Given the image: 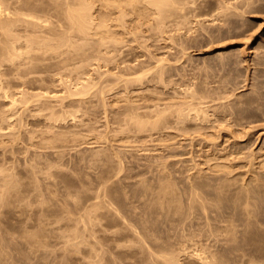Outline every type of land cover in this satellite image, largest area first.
<instances>
[{
    "label": "rangeland",
    "instance_id": "obj_1",
    "mask_svg": "<svg viewBox=\"0 0 264 264\" xmlns=\"http://www.w3.org/2000/svg\"><path fill=\"white\" fill-rule=\"evenodd\" d=\"M94 1V0H93ZM97 1V0H96ZM96 1H94L93 3L95 4L96 3V7L94 8L95 9V11H94V9H93V12H95V17L96 18H99L98 19V21L99 20H101L100 19V14H102L103 12H100L99 13V15L97 16V14H98V10L100 9V7H99V2H96ZM203 2L202 4V6H201V3H200V6L203 8L202 10V12H203V16L202 15H200V13H198L197 11H194L193 9V11H191V12H195V14H191L190 15V17L188 18V16L189 15H187V22H188V19L190 20L187 24H186V22L183 24V21H181V20H183V18L182 17H180L179 19H178V17H177V19H178V21L180 20L181 22H179V23H176V21H174V20H172V19H166L167 21H169V23H167V21H166V23L169 25L168 26V29H169V27H170V29L169 30H171V28H172V30L170 31V33H169V30H167V24L165 23V28H163L164 26H162V30H160V26L158 27L157 25H158V23H156V22H158V21H156L155 23L157 24V25H155V26H151V25H153L154 24V19L155 18H153V17H150L148 20H152V23H149V24H151V25H149V26H151V27H149L147 24V26H148V31H146L145 29L146 28H144V26H146V25H142V28L145 30H143V33L145 32V34H141V35H145L147 38H143V37H141V35H140V37L141 38H143V39H147L148 41H149V43L147 42V40H143V39H141V41L139 40V39H137V40H134L135 38H133V36L135 37V35H133V36H130L131 34H127V36L125 35V34H123L124 36V38L126 37V39H124L125 40V43L122 41L120 44H119V46L120 45H123L122 47H124L125 46V48H128V49H123L121 46H120V48H119V50L118 49H116L115 51L113 50V54L114 55H116V54H118L119 53V51H120V54H121V56L122 55H124V57H121L120 56V54H118V56L119 57H121V59L119 58V57H117V55H116V57H115V59L113 58V55H112V59H110L111 60V62H110V60L107 62V60L105 59H102V58H100L99 57V55L97 56V54H100L101 53V50H103L102 51V55H101V57H104L103 56V54L106 52L105 51V46L103 47V48H101V50H100V48H99V50L97 51V53L96 54H94V53H92V55H96L97 56V58H98V61H96L97 60V58H96V60H95V58H93V56L91 57V55H90V53L88 54V58L89 59H87V60H90V61H86V59H85V62H84V64H86L85 66L86 67H83V62L81 61L82 59H81V57L80 58H78L79 59V61H78V59L76 58L77 56L79 57V55L77 54L76 55V53H72L73 55H70V56H72V57H74V58H76V61L74 60L73 61V63H78V64H75V65H78V66H75L73 63V65L71 66V62L72 61H70V62H68V64L70 65H68V66H64V68H63V65L62 66H52V70L51 69H49V71H54L53 69L55 68L56 69V67L57 68H59L58 70H60V71H57L56 70V72H58L57 73V75H56V73H55V71H54V74H52L53 72H50L49 73V75L48 74H46L47 75V77H45V78H48V80H49V78H50V75H51V81L50 82H52V83H50L49 81H47V86L49 85V88H47V86L45 87V85H46V79H44L43 81H45V85L43 84V81H42V87H43V85H44V87L45 88H42V90L41 89H39V88H41L40 86L38 87V88H36L35 89V87H37V85H39L40 84V82L37 84H33V85H36V86H33V87H31V86H25V84H24V86L26 87V88H24V86H23V88L21 89V87L20 88H18L20 85H17V88L15 87V86H13V85H16V84H8V85H10V86H12L11 88H13L12 90H11V88L7 85V84H3V86H6V90L3 88V90H4V93H5V91H7V90H9L8 92L10 93V91L11 92H16V93H13V95H12V93H10V95H11V97L10 96H8V92H6V93H8V94H4V93H1V95H0V101H1V103H0V111H1V113H0V115L2 114V116H0V118L2 119L1 121H0V132H2L3 134H6V135H4L3 137H5V138H3L1 135L2 134H0V137H1V139H0V144H4V145H1L0 147V153L2 154V152H3V149L5 150L6 148L8 149V150H10V151H8V150H6V151H4L3 153L5 154H3V156H4V158L6 157V159L4 160V163L6 164V166H5V164L4 163H2L3 161V156L0 154V156L2 157V158H0V166L2 167L3 166V168H2V170H3V172L1 171V167H0V171H1V173H4V170H5V167L6 168H9L10 166H11V168H9V169H13L14 171H12V170H10V172H13V174H16L17 172L19 173V172H21V170H22V172L21 173H17L18 175H16L15 177H16V179H15V177L13 176V175H11V177H13L14 178V182H16V180H17V176H19V178L20 179H22V177L24 178V179H26L27 177H26V174H27V176H28V178L26 179V180H29V182L28 181H26V180H24V179H22V181H25L26 182V184H27V182H28V185H27V187H26V184L25 185H23L22 186V188L24 189V186L26 187L24 190H18L19 192L21 191L22 193H23V191L24 192H26V194L25 193H23V194H25L24 196L22 195V193L20 194L19 192H18V194L21 196H23V200L25 201V199L28 197L29 198V200H30V196H31V200L32 201H30L31 203H29V201H28V199L24 202V204H23V200L22 201H19V203L21 204V202H22V204L24 205H21V207L23 206L24 207V209H25V207L26 208H28L29 210H30V212L29 213H26V211L25 210H27L28 211V209H25V210H23V215L21 214V212L20 213H18V211L19 210H16L17 212H15L14 213V211L13 210H11V211H13V213L11 214V212H9L8 210H6L8 207L11 209V207L13 208H16L15 206H16V204L18 203V202H16V204H15V202L13 203V198L15 199V200H17V198L19 197L18 195H16V193L17 192H14L15 194V196L17 197H15V196H13V198L11 197L10 199H12L13 201H11L12 202V204H15V205H12L11 207L10 206H8V205H6V206H8L7 208H4L5 206H3V204L5 205L6 203H4V201L3 202H0V203H2V207H1V210L2 209H5L6 211V213H10V215H5L3 212L2 213H0L1 215L0 216H2V217H0V220H4V218L3 217H5L6 216V218L8 217V216H10V219H12L11 217L12 216H16V217H14V219L16 218L17 220H19L20 221V218H21V222L22 221H24L25 219L23 218L24 217V215H25V217H26V214H28V215H31V216H28V217H31V218H28L27 217V219H26V222L27 223H29V222H33V218H35L36 220L35 221H37V219L39 220V217H40V213H45V211H46V213H48V215L46 214H41V217L44 219V215H45V219H47L48 220V217L49 218H51L50 220L51 221H53V217H52V215H51V213L52 212H54L55 210L56 211H59V213L57 212V216H59V215H61V213L63 214V215H61L60 217H56V219L58 218V219H64V220H66V219H71V220H73L74 222L76 221V222H78V223H75V228H74V225L72 226L74 229H76V227L79 229V227H81L78 231L81 233V236H79L80 238L81 237H83V239H81V240H79L78 238V242H80V241H82V240H84V234L86 235V237L88 236V234H87V230H86V228L88 229H90V224H92L89 220H87V215H89L90 214V204H88V203H91L92 204V200L94 199L93 197H95L96 196V198L97 199H99V198H101V199H99V201L100 202H105L106 200H107V198L109 199V197L110 196H108L110 193H112L111 195H112V197H110V198H112L111 200H113V202L111 201L110 202V199L108 200L109 202H107L106 201V205H107V207L109 206V204L110 203H112V205H110L109 207H112V208H115V209H112L111 210V212L115 215V212H117L118 213V218H117V216H116V220L114 219L115 218V216L114 217H112V216H110L109 217V215H108V218H110V219H108L107 217V219H105L104 220V218H103V220H101V218H100V223H101V225H100V223H97V225L99 224L100 226H102V227H104V226H106V227H109L110 225H113V226H110L111 227V229H109V228H106V229H104V231L105 232H101V234H100V236H101V239H102V244H103V241H105V240H107V241H105L104 243L105 244H103V246L104 245H106V243L108 242H110V240H111V238H108L109 237V233H106V230L108 231V230H115V227H116V225H117V220H119V226L117 225V227H122L123 225H122V220L120 221V219H123V218H125V220L128 222V224L126 225L125 224V226H128V225H130L129 223H135L134 225H137V223H140L141 222V220L143 219L144 221H145V217H148L149 215H151V214H149L148 212H145V210L147 211V210H149L150 209V207L151 208H153L154 209V205H152L151 206V204H153L152 202H153V199L155 200L156 198H158V200H160V197H161V195H162V193L165 191V189L167 188V189H169L168 187H170L171 185V187L172 188H175L176 187V185H177V189L175 188L174 190L175 191H177L176 193H175V191L173 190V192H174V194H179L178 195V198H179V196H181V197H183L184 198V195H186V194H188V196L190 197V195H189V193L187 192V191H189V190H191V189H188L187 191H186V189L187 188H190V187H188L189 185H188V183L190 184L191 183V181L190 180H192L193 182H194V178H195V176H196V174H197V170L199 169V168H197L196 169V166H199L200 167V164L202 163H204V161L206 160V153H208L207 151H213V150H211L210 148H209V150H207L208 148V146H209V144H212V145H210V146H214L213 144H215V145H217L218 144V142H219V144H220V147L219 148H221V146L223 145V143H224V145L223 146H225V147H232V148H234L233 146L235 145L234 143H236L238 140V145L240 146L242 143H245L244 145H245V153H246V155H249L250 154V152H252L251 150H253L254 152L256 151V153L255 154H257V156L260 154L261 155V153L263 152H261L260 153V148H264V146L262 147V143H264V98H262V97H264V10L263 11H261L262 9H264V0H262V1H256V2H258L259 4H257V3H255L254 2V0H253V2L256 4L255 6H254V8L255 7H257L258 9L256 10H254L253 9V11H251V8H250V10H249V5H248V9L246 10V8H245V6H247V4H248V1L247 2H244V0H239L238 2H240L239 4L240 5H238L237 4V0H227L228 1V3H227V1L226 0H221V1H225V3H227V4H225L226 6V8H227V5H229L228 7H230V6H232L231 8V10H229L228 8V10L230 11H228L229 12V14L227 13V12H225V14H227V16L228 17H230V15H231V17L228 19V17L227 16H225L224 15V7H222L221 5L223 4V3H221V1H219V0H208V2H207V0H199V2ZM218 1V2H217ZM241 1H243L244 3H247V4H245L244 5V3H242ZM251 1V0H250ZM199 2H198V0L196 1V2H193V3H196V4H198V8H196V10L198 9L199 11L201 10V7L199 6ZM236 2V3H235ZM252 2V1H251ZM250 2V4H252ZM204 3H207V4H204ZM213 3H215L214 4V7L211 5V4H213ZM229 3H231V4H229ZM190 4H192V2L190 3ZM189 4V5H190ZM210 4V5H209ZM217 4V5H216ZM241 4H243L244 6H242ZM101 5V4H100ZM195 5V4H194ZM194 5H191L192 7H197V6H194ZM205 5H207V9H209V10H206L205 9ZM209 5V6H208ZM224 5V4H223ZM234 5H238L237 6V8L236 7H234ZM259 5H261V6H259ZM263 5V6H262ZM216 6H217V8H216ZM243 8H242V7ZM251 6V5H250ZM259 6V7H258ZM93 7H94V5H93ZM199 7H200V9H199ZM218 7H220V8H218ZM222 7V8H221ZM241 7V8H240ZM263 7V8H262ZM225 8V9H226ZM236 8V9H235ZM245 8V9H244ZM205 9V10H204ZM216 9V10H215ZM223 12L222 14H223V17H222V14H220V10ZM234 9V10H233ZM241 9L243 10L242 12H241ZM102 10V8L100 9V11ZM212 10V11H211ZM251 12H249V11ZM207 11H209V13L207 12ZM231 11H234V12H231ZM238 11V12H237ZM246 11V12H245ZM261 11V12H260ZM116 13L118 12V11H115ZM190 12V13H191ZM201 12V11H200ZM205 12V13H204ZM216 12V13H215ZM239 12H241V14L240 15H237V14H239ZM255 12V13H254ZM257 12V13H256ZM199 15H198V14ZM208 15H207V14ZM213 13H215V14H213ZM253 13V14H252ZM113 14H115V13H112V16L113 17H111V15H109L110 17L109 18H114V19H116L115 17H117V15H113ZM197 14V15H196ZM202 14V13H201ZM213 15V17H212V15ZM219 14H220V17H219ZM251 14V15H250ZM257 14V15H256ZM258 14H261V15H258ZM40 15H41V13H40ZM129 15H131V14H129ZM128 15V18H130V16ZM215 15V16H214ZM217 15V16H216ZM243 15V17H241ZM43 16H45V15H42L41 17H43ZM101 16H104V15H101ZM191 16H194V17H191ZM195 16H196V18H197V16H198V18H201L200 20L197 18V19H195ZM200 16H202V17H200ZM210 16V17H209ZM235 16V17H234ZM46 17V16H45ZM209 17V18H208ZM222 17V18H221ZM236 17H239V18H236ZM44 18V17H43ZM47 18V17H46ZM152 18V19H151ZM176 18V17H175ZM174 18V19H175ZM194 18V19H193ZM208 18V19H207ZM216 18V19H215ZM219 18V19H218ZM227 18V19H226ZM232 18L235 20V19H239L238 21H242V23L240 22H238V21H236L235 20V22H237V23H235L234 22V20L232 21ZM244 19V22L246 21H250V23H247V24H252L251 26L252 27H250V25H249V28H248V25L246 24V22L244 23L243 22V20H241V19ZM45 19V18H44ZM206 19V20H205ZM222 20V22H221V20ZM224 19V20H223ZM226 19V20H225ZM246 19H248V20H246ZM111 20V19H110ZM147 20V23L149 22ZM157 20V19H156ZM203 20V21H202ZM213 21V23H216V24H212V21ZM253 20V21H252ZM175 23H174V22ZM193 21V22H192ZM201 21H202V23H201ZM208 21V22H207ZM210 21H211V23H210ZM218 21H220V23L218 22ZM224 21L226 22H229L230 24H228V27L226 26L227 25V22L225 23V25H224ZM165 22V21H164ZM192 22V23H191ZM197 22V23H196ZM200 22V23H199ZM252 22V23H251ZM257 22V23H256ZM260 24H259V23ZM144 23H146V21L144 22ZM171 23H172V25H171ZM218 23H219V25H218ZM221 23H222V25H221ZM231 23L233 24H235V26H233V29H235V30H233L232 29V27H231ZM131 25H132V23H130ZM176 24H178V25H176ZM182 24H183V26H182ZM186 24V26L187 27H185L184 25ZM194 24H196L195 26H193ZM209 24V25H208ZM244 24V25H243ZM256 24V25H255ZM164 25V24H163ZM188 25H190L191 26V28H190V26H188ZM202 25L204 26V27H202ZM206 25V26H205ZM217 25V26H216ZM220 25H221V27H220ZM247 25V26H246ZM176 26V27H175ZM181 26V27H180ZM208 26H210V27H212V28H210V27H208ZM214 26V27H213ZM218 26H219V28H218ZM222 26H223V28H222ZM226 26V27H225ZM241 26H245V27H247V28H243V27H241ZM255 26H256V30H254L253 31V27L255 28ZM258 26V27H257ZM156 27V28H155ZM192 27H194V28H192ZM198 27V28H197ZM205 28L206 30H204V29H202V28ZM207 27V28H206ZM230 27H231V30H230ZM235 27V28H234ZM238 27H239V29H238ZM240 27H241V31H240ZM151 28H152V30H151ZM158 28H159V30H158ZM178 28V29H177ZM180 28H181V30H180ZM197 28V30H195ZM210 28V29H209ZM215 28V29H214ZM227 28H229V30L227 29ZM259 28V29H258ZM155 29H156V31L158 30L159 31V33H158V31L157 32H155ZM165 29V30H164ZM175 29V30H174ZM177 29V30H176ZM201 31H200V30ZM211 30V31H209V30ZM212 29H213V31H212ZM216 29H218V31L219 32H223V33H225V35L224 34H221V33H219ZM228 31H227V30ZM246 29V30H245ZM249 29V30H248ZM164 30V31H163ZM186 30H190V31H186ZM192 30V31H191ZM222 30H224V31H222ZM239 32H238V31ZM252 32H255V33H252ZM150 31V32H149ZM152 31V32H151ZM161 31H163V32H161ZM179 31H181V32H179ZM183 31H184V33H183ZM205 31H208L209 33H211V35L209 34V33H207V32H204ZM215 31H216V33H215ZM226 31V32H225ZM229 31H234V34H233V32L232 33H230ZM243 31V32H242ZM245 31H247V32H245ZM257 31V32H256ZM147 32V33H146ZM149 32V33H148ZM154 32V33H153ZM160 32H161V34H160ZM187 32V33H186ZM194 32V33H193ZM196 32V33H195ZM201 32H203L202 34L199 33ZM213 32V33H212ZM242 32V33H241ZM252 34V36L249 34ZM156 33V34H155ZM162 33H163V35H162ZM169 33V34H168ZM178 33V34H177ZM182 33V34H181ZM237 33V34H236ZM239 33V34H238ZM151 34H153V35H151ZM173 35V39L171 40V37H172V35ZM185 34V36H181V35H184ZM193 34V35H192ZM194 34H195V36H199V37H195L194 36ZM209 34V35H208ZM216 34H219V35H217L216 36ZM228 34V35H227ZM244 34L246 35V36H244ZM154 35H155V37H154ZM157 35H159V36H157ZM167 35V36H166ZM179 37V38H177L178 39V41H183V40H185L184 42H185V44H184V46L182 45L184 42H178L177 41V39H175L176 37ZM179 35V36H178ZM189 35V36H188ZM204 35V36H203ZM220 35H221V37H223V39L220 37ZM239 35H241V36H239ZM97 36V35H96ZM144 36V37H145ZM152 38H151V37ZM171 36V37H170ZM194 36V37H193ZM203 36V37H202ZM207 36V37H206ZM210 36H212L211 38H210ZM213 36H215V37H213ZM234 37V39H235V41L234 40H232L233 39V37ZM238 36V37H237ZM244 36V37H243ZM250 36V37H249ZM95 37V36H94ZM131 39H130V38ZM163 37V38H162ZM175 37V38H174ZM181 37H183V38H181ZM185 37V38H184ZM186 37H187V39H186ZM192 37V38H191ZM218 38L217 40L218 41H220V42H215L216 41V39L215 38ZM226 37V38H225ZM230 37V38H229ZM242 37V38H241ZM248 37L250 38V39H248ZM78 38V37H77ZM84 38L85 37H83V38H81V36H80V38H78L77 39V41H75V42H79L80 41V43L81 44H83V40H84ZM96 38V37H95ZM129 38V40L128 41H126L127 39ZM154 38V39H153ZM158 38V39H157ZM160 38V39H159ZM168 38H170V40L168 41ZM191 38V39H190ZM198 39V40H196V39ZM203 39V40H205L204 42H203V45L201 44L202 43V41L203 40H201V39ZM206 38H207V40H208V43H207V40H206ZM210 38V39H209ZM224 38L225 39H229L228 40V42H227V40H225V41H223L224 40ZM232 38V39H231ZM243 38H247L246 39V41L243 39ZM252 38V39H251ZM75 39H76V37H75ZM133 39V40H132ZM150 39V40H149ZM152 39V40H151ZM175 39V40H174ZM181 39H183V40H181ZM194 39V40H193ZM143 40V41H142ZM162 40H163V42H162ZM187 40V41H186ZM189 40V41H188ZM192 40V41H191ZM209 40L211 41V42H209ZM215 40V41H214ZM223 42H222V41ZM239 40V41H238ZM242 40V41H241ZM248 40H250V41H248ZM85 41H86V39L84 40V43H85ZM131 41H133V42H131ZM134 41H135V43H134ZM136 41H140L141 43L142 42H144L143 44H140L139 42H136ZM155 41V42H154ZM157 41V42H156ZM172 43H171V42ZM176 42V43H173V42ZM196 41H198V42H196ZM231 41V42H230ZM234 41V42H233ZM238 41V42H237ZM131 42V43H130ZM147 42V43H146ZM187 42V43H186ZM196 42V44H194ZM214 42V43H213ZM226 42V43H225ZM260 42V43H259ZM133 43V44H132ZM138 43V44H137ZM147 45H146V44ZM207 44V46H208V48H207V46H206V44ZM211 43H213V44H211ZM225 43V44H224ZM245 45H244V44ZM76 44V43H75ZM164 44V45H163ZM174 44H175V47H174ZM188 44H190V45H188ZM199 46H202V47H198V45ZM205 44V45H204ZM211 44V45H210ZM219 44H220V46H219ZM223 44V45H222ZM77 45H80L79 43L77 44ZM139 45V46H138ZM143 45H145V47H147V48H144L145 50H143ZM150 45V46H149ZM176 45H179V47L178 46H176ZM188 45V46H187ZM193 45H195V47L193 46ZM197 45V46H196ZM217 45V46H216ZM126 46H128V47H126ZM131 46H132V48H131ZM137 46V47H136ZM155 46V47H154ZM159 46V47H158ZM169 46H171V47H169ZM181 46H183V47H181ZM187 46V48L190 46L192 49H190V47L186 50L185 49V47ZM212 46V47H211ZM214 46V47H213ZM241 46H243V47H241ZM140 47H142V48H140ZM153 47V48H152ZM177 47V48H176ZM210 47V48H209ZM234 47H236V48H234ZM241 47V48H240ZM123 49V51H124V53H122V49ZM134 48H136L137 50H135ZM149 48V53H148V51L146 50V49H148ZM162 48V49H161ZM171 48H172V50H171ZM173 48H175V49H177V51L175 50V49H173ZM178 48H180V49H178ZM183 48H184V50H183ZM205 48V49H204ZM219 48V49H218ZM223 48V49H222ZM80 49L81 48H79V50L77 51V53H79V51H80ZM91 49V48H90ZM96 48H94V50L93 51H96L95 50ZM170 49V50H169ZM200 49V50H199ZM232 49V50H231ZM240 49V50H239ZM244 51V53H243V51ZM246 49V50H245ZM248 49V50H247ZM261 49V50H260ZM76 50H77V48H76ZM75 50V51H76ZM92 50V49H91ZM90 50V51H91ZM127 50H129V51H127ZM142 50V51H141ZM152 50V51H151ZM174 50V51H173ZM211 50V51H210ZM219 50V51H218ZM236 50H237V53L239 54L240 53V51H241V53H240V57L238 56V54L236 53ZM255 50H256V54H255ZM74 51V50H73ZM87 51H88V49H87ZM126 51H127V53H126ZM134 51H135V53H134ZM172 51H173V53H172ZM175 51H176V53H175ZM205 51H206V53H205ZM227 51H228V53H227ZM230 51H231V53H230ZM129 53V54H128ZM133 53V54H132ZM139 53V54H138ZM143 53V54H142ZM146 53V54H145ZM154 53L155 55H153V58L151 57V55ZM171 53V54H170ZM179 53V54H178ZM181 53V54H180ZM183 53V54H182ZM186 53V54H185ZM214 53H216V55L214 54ZM218 53V54H217ZM227 53V54H226ZM261 55V56H259V54ZM130 54H132V55H130ZM137 56H136V55ZM145 54V55H144ZM169 54V55H168ZM175 54V55H174ZM189 54H191V56L189 55ZM220 54V55H219ZM224 54H225V56H224ZM233 54V55H232ZM65 55V54H64ZM90 55V56H89ZM127 55V56H126ZM130 57H129V56ZM148 55V56H147ZM158 55V56H157ZM166 55V56H165ZM167 55H168V57H167ZM171 55H173L174 57H176V58H173ZM179 55L182 57H179ZM185 57H187L188 59H190V60H186V58H183L184 56ZM188 55H189V57H188ZM214 55V56H213ZM231 55V56H230ZM67 56V54L64 56V57H66ZM148 58H147V57ZM194 56V57H193ZM197 56V57H196ZM216 56V57H215ZM221 56V58L219 59V57ZM227 56V57H226ZM239 58H237V57ZM243 56V57H242ZM255 56V57H254ZM85 57V56H84ZM138 57V58H137ZM164 57V58H163ZM165 57H166V59H165ZM169 57L171 58L170 60H169ZM178 57V58H177ZM196 57V58H195ZM200 57V58H199ZM205 57V58H204ZM215 57V58H214ZM230 57V58H229ZM232 57V58H231ZM245 57V58H244ZM253 57V58H252ZM63 58V57H62ZM83 58V57H82ZM93 60H95V61H93ZM100 58V59H99ZM126 58V59H125ZM137 58V59H136ZM156 58H159V60L160 61H158V60H155ZM168 58V59H167ZM193 58H194V61H193ZM223 58V59H222ZM224 58H227L228 59V62H227V59H225L224 60ZM237 58V59H236ZM260 58V59H259ZM262 58V59H261ZM118 59V60H117ZM119 59H120V61H119ZM123 59H125V61L123 60ZM141 59H143V60H141ZM146 61H145V60ZM154 61H153V60ZM164 59V60H163ZM199 61H198V60ZM236 59V60H235ZM241 59V60H240ZM259 59V60H258ZM53 60V59H52ZM51 60V61H52ZM57 60V59H56ZM71 60H72V58H71ZM99 60H101V62L99 61ZM167 60V61H166ZM187 61V62H185V61ZM213 60V61H212ZM221 60V61H220ZM223 60V61H222ZM238 60H240V61H238ZM54 61V62H53ZM52 62L53 63H55V59L53 60ZM84 61V60H83ZM142 63H141V62ZM145 61V62H144ZM164 61V62H163ZM189 61V62H188ZM201 61V62H200ZM215 61V62H214ZM219 61L221 62V63H219ZM244 61V62H243ZM246 61V62H245ZM257 61H259V62H257ZM52 62H50L49 60H48V62L47 63H51L52 64ZM57 62H58V60H57ZM82 62V63H81ZM88 62H92L91 64L90 63H88ZM95 64H94V63ZM97 62V63H96ZM110 62V63H109ZM115 62L117 63V64H115ZM121 62H123V64L121 63ZM126 62H128V63H126ZM136 62H139V63H141L143 66H141V64H136ZM153 63V64H151V63ZM162 63V64H164V66H162V64L161 65H159V63ZM167 62V64H165ZM169 62V63H168ZM208 62V63H207ZM210 62V63H209ZM225 62V63H224ZM237 62V63H236ZM238 62L240 63V64H238ZM241 62L243 63V65L241 64ZM248 62V63H247ZM252 62V63H251ZM88 63V64H87ZM101 63V64H100ZM105 63H108V64H105ZM114 63V64H113ZM145 63V64H144ZM147 63V64H146ZM154 63L156 64V65H154ZM172 63H173V65H172ZM193 65H192V64ZM205 63V64H204ZM223 63V64H222ZM226 63H229L230 65H228V64H226ZM79 64H81L82 65V67L81 68H84L83 70L82 69H80L79 67L81 66H79ZM90 64V66H88ZM103 64V65H102ZM105 64V65H104ZM129 64V65H128ZM149 64H151L152 65V67H150L149 66ZM168 64H169V66H168ZM178 64V65H177ZM208 64V65H207ZM228 65V66H226V65ZM231 64H232V66H231ZM233 64H236L237 66L235 67V65H234V68H233ZM246 64L247 65H249V66H246ZM67 65V64H66ZM93 67H92V66ZM100 65H102V66H100ZM108 65V66H107ZM112 65H113V68L115 67V69L113 70V68H112ZM119 65V66H118ZM124 65V66H123ZM136 65V66H135ZM139 65H140V69H138V67H139ZM148 65V66H147ZM154 65V66H153ZM158 65V69H161L160 71H163L164 69H169L168 71H167V69H166V71L164 70V73L162 72H160V71H158V69H157V66ZM167 67H166V66ZM170 65H171V67H170ZM183 66V68H182V66ZM188 65V66H187ZM206 65V66H205ZM211 65V66H210ZM212 65L214 66V67H212ZM215 65H216V68H215ZM218 65H220V66H218ZM223 67H222V66ZM121 66H123V67H121ZM128 66V67H127ZM160 66H162V67H160ZM172 66L174 67V69L172 68ZM193 66H195V67H193ZM241 66V67H240ZM54 67V68H53ZM63 68V69H61V68ZM71 67V68H70ZM78 67V68H77ZM90 67V68H89ZM95 67V68H94ZM106 67V68H105ZM117 67V68H116ZM119 67H121V68H119ZM124 67H127V68H129V69H127V68H124ZM143 67V68H142ZM144 67H147V69H146V73H145V68ZM156 67V68H155ZM175 67H178V68H175ZM184 67H186L185 68V70H187V67H188V70L187 71H185L184 70ZM193 67V69H192V71H190L191 70V68ZM204 67H206V68H204ZM207 67H209L211 70L209 71V69L207 68ZM219 67V68H218ZM227 67V68H226ZM240 67V68H239ZM262 67V68H261ZM75 68V69H74ZM111 68V69H110ZM131 68V69H130ZM135 68H136V70H135ZM164 68V69H163ZM182 70H180V69ZM189 68H190V70H189ZM198 70H197V69ZM202 68H204L203 70H205L206 69V71L204 72V71H202V69L200 70V69ZM219 69V71L217 72L216 70L215 71H212V70H214V69ZM226 69V73H225V70H222V69ZM228 68H229V71H228ZM245 68V69H244ZM67 69V70H66ZM76 70V72H74V71H69V70ZM81 70V71H79V70ZM87 69V70H86ZM103 69V70H102ZM121 69H125V70H121ZM143 69V70H142ZM152 69V70H151ZM154 69V70H153ZM157 69V70H156ZM172 69V70H171ZM175 69H177L176 71L177 72H175L174 73V71H175ZM233 69V70H232ZM237 69H239V70H237ZM64 70V71H63ZM88 70H90V71H88ZM94 70H95V73H93L94 72ZM107 70H109V72L107 71ZM129 70H131L128 74H127V72ZM139 70V71H138ZM144 71V73H142V71ZM180 70V71H179ZM197 70V71H196ZM234 71V70H236L237 71V73H235L234 72V74L235 75H233V72L232 71ZM244 70V71H243ZM48 70H46V71H44L43 73H45V72H47ZM48 71V72H49ZM63 71V72H62ZM66 71H68L67 73L69 74H66L65 72ZM84 72V74H83V72ZM86 71V72H85ZM96 71H97V73H96ZM101 71V72H100ZM104 71V73H105V76H104V73H102ZM122 71H127L125 74H124V72H122ZM171 71V72H170ZM172 71H173V73H172ZM179 71V72H178ZM188 71H190L189 73H188ZM199 71H200V74H202L203 72V74L202 75H199ZM263 71V72H262ZM47 72V73H48ZM61 72V73H60ZM70 72H72L73 74H71V76H70ZM81 72V73H80ZM87 72H89V73H87ZM101 73V76H100V73ZM120 72H122V73H120ZM133 72H135V73H133ZM141 72V73H140ZM155 72V73H154ZM158 72H160V73H158ZM167 72V73H166ZM168 72H169V75L171 76L170 78L172 79H170L169 77H168ZM185 72V73H184ZM186 72H187V74H186ZM192 72H193V74H192ZM194 72L195 73H197V74H194ZM214 72H216L215 74H214ZM223 72V74H221ZM230 72H231V75H230ZM240 72V73H239ZM243 73V76H242V73ZM42 73V75H45V74H43ZM63 73H65V74H63ZM99 73V74H98ZM109 73V74H108ZM112 73H115V74H117V75H122V74H124L123 75V77H133V76H136V75H140L141 74V76H142V74H143V77H142V79L144 80L143 82L141 81V79L140 80H138L139 82H136L134 85L132 84H130V86H131V88H130V86H128L127 88L129 89V90H127V88H126V83L124 84V83H122L121 85H120V82H116V80H115V82H110L111 80H109V81H107L106 79H109V78H106V76H107V74H108V76L107 77H109V75L110 74H112ZM149 73V74H148ZM153 73V74H152ZM171 73V74H170ZM178 73V74H177ZM209 73V74H208ZM212 73V74H211ZM217 73H219L220 75H218ZM245 73H247V74H245ZM58 74H59V76H58ZM86 74H88V75H86ZM96 74V75H95ZM127 74V75H126ZM132 74V75H131ZM147 75V80H149L150 81V83L146 80V77H145V75ZM150 74H152V75H150ZM155 74H156V77H155ZM160 74V75H159ZM162 74V75H161ZM164 74V75H163ZM166 74H167V76H166ZM188 75V76H186V75ZM206 74H208L207 76H206ZM216 74H217V78H219V79H216ZM226 76H225V75ZM258 74V75H257ZM263 74V75H262ZM61 75V76H60ZM77 76V80H76V76ZM83 75V76H82ZM86 75V76H85ZM98 75L100 76V78L102 79V80H100V78L98 77ZM126 75V76H125ZM157 75H159V78L157 77ZM172 75H175V76H173L172 77ZM194 75V76H193ZM197 77H196V76ZM205 75V76H204ZM212 77H210V76ZM212 75H214V77L212 76ZM230 75V76H229ZM237 75V76H236ZM240 75V76H239ZM55 76V77H54ZM58 76V77H57ZM66 76V77H65ZM68 76V77H67ZM82 76V77H81ZM87 76H89V77H87ZM97 76V77H96ZM102 76H103V78H102ZM149 76H151V77H149ZM192 76H193V78H192ZM200 76V77H199ZM224 76H225V78H224ZM228 76V77H227ZM236 76V77H235ZM7 76H4L3 77V79L5 78V80H8L7 78H9V76L6 78ZM52 77H53V79H52ZM80 77V78H79ZM95 77V78H94ZM105 77V78H104ZM163 77V79L165 80V79H167V77H168V79L167 80H165L166 82H164V80L162 81L160 78H162ZM184 78V80H183V78ZM191 79H190V78ZM194 77H196V78H194ZM202 77H204V78H202ZM221 77H223V78H221ZM236 78V80H235V78ZM247 77V78H246ZM259 77V78H258ZM262 77V78H261ZM57 78V79H56ZM72 78V79H71ZM83 78V79H82ZM86 78V79H85ZM89 80H88V79ZM91 78H92V81H91ZM111 78H116V76L115 77H112V75H111ZM149 78V79H148ZM158 78V79H157ZM174 78V79H173ZM229 78H231V81H230V79H229V81H228V79ZM237 78H242L241 79V81H243L244 82V80H245V82L243 83V82H241V81H239L240 79H237ZM244 78V79H243ZM248 78H249V80H248ZM56 79V80H55ZM112 79V80H113ZM151 79H153V82H151L152 80ZM159 79H160V81H161V83H159L160 81H159ZM198 79V80H197ZM203 79V81H201V80ZM206 79H207V82H205L206 81ZM209 79H211V80H209ZM214 79V80H213ZM216 79V80H215ZM235 81V82H237V80L239 81V82H237V84L233 81V80ZM4 80V81H5ZM53 80V81H52ZM62 81V82H60V81ZM63 80H65V81H63ZM69 80H70V82H69ZM73 82H72V81ZM107 82H106V81ZM145 80H146V82H147V84L146 83H144L145 82ZM155 80H157V82L155 81ZM175 80H177V81H175ZM190 80V81H189ZM196 82L195 84H194V82ZM213 80V81H212ZM221 80H223V81H221ZM227 80V81H226ZM56 81V82H55ZM69 82V83H67V82ZM86 81V82H85ZM88 81V82H87ZM95 81V82H94ZM101 82L102 84H104V85H106L105 87H104V85L102 86V84L100 83L99 85L98 84H94V83H98V82ZM102 81H104V82H102ZM140 81H141V83H140ZM172 81L174 82V84L172 83ZM186 81H188V82H190L189 83V85H188V83L186 82ZM210 81V82H209ZM214 81H216V82H214ZM219 81V82H218ZM246 81H247V83H246ZM7 82V81H6ZM6 82H4V83H6ZM67 84V86L65 85V83ZM75 82V83H74ZM82 82V83H81ZM93 82V83H92ZM121 82H124V81H121ZM169 82H170V84H169ZM178 82V83H177ZM184 82H186V84L184 83ZM198 82V83H197ZM201 82V84H199ZM202 82H204L205 84H207V85H205L204 83H202ZM208 82L210 83L209 85H208ZM214 82V83H213ZM223 83V85L225 86V85H228L229 83H231V84H229V85H232V87L231 86H226L227 87V89L226 88H224V86L221 84V86L224 88H220L221 86L220 85H218V83ZM228 84H227V83ZM234 82V83H233ZM241 82V83H240ZM50 83V84H49ZM73 83V84H72ZM86 83V84H85ZM88 83H90V85H92V86H90ZM107 83H108V85H107ZM109 83H113L112 84V86H111V84H109ZM115 83V84H114ZM117 83V84H116ZM164 83H165V85H164ZM193 83V84H192ZM225 83V84H224ZM251 83V84H250ZM54 84H57V85H54ZM61 84V85H60ZM68 84H71L70 85V87H71V89H69V90H67V88H69V85ZM83 84H84V86L85 85H87V87L88 86H90V87H88L89 89L87 90L88 92L87 93H85V92H82V94H84V98H83V96H79V95H81L80 94V91L81 90H79L81 87H84L83 86ZM95 86H94V85ZM142 84H144V85H142ZM146 84V85H145ZM153 84V85H152ZM158 84L160 85V86H158ZM177 84V85H176ZM198 84V85H197ZM202 84H203V86H206L207 88H205L204 87V94L202 93V94H200L199 96L204 100H201L200 99V101H201V103L204 105H202L203 106V108H205L206 109V105H207V112H206V110H205V116L207 115V117L208 118H206V117H204V115L201 117L200 116V118H198V119H196L197 117H199L197 114H195V118L194 119H186V120H184V121H186V123L184 122V121H182L181 120V122H184L185 124H186V127H185V125H184V123H183V125H184V127L182 128V127H180V125H181V123H179V125H178V121H179V118H177V119H175V118H173V117H175L174 115H176V113L174 112L175 110L177 111V109H181L183 106H181L182 104H180V103H182L183 101L182 100H186L188 97L187 96H189L190 94H191V92L193 91V93H195V92H197V93H200V91H202V89H201V86H202ZM215 84V85H214ZM236 85V87L237 86H241L242 85V87H240V89L239 88H236L235 86H233V85ZM247 84V85H246ZM250 84V85H249ZM21 85H23V84H21ZM52 85V86H51ZM63 85H64V87H63ZM75 85V86H74ZM77 85V86H76ZM80 85V86H79ZM115 85V86H114ZM124 85H125V87H124ZM127 85H129V83L127 84ZM148 85V86H147ZM185 87H184V86ZM193 85V86H192ZM198 86L199 87V85H200V87H199V89H200V91H199V89L197 90V89H194V86ZM244 85V86H243ZM254 85V86H253ZM7 86H8V88L9 89H7ZM100 86V87H99ZM102 86V87H101ZM108 86H110V88L108 87ZM137 86V88H135ZM151 86V87H150ZM172 86H174V87H172ZM182 86V87H181ZM189 86V87H188ZM210 86H212V87H210ZM14 87H15V90H17V91H15L14 90ZM61 87V88H60ZM63 87V88H62ZM74 87V88H73ZM76 87H78V88H76ZM80 87V88H79ZM94 87H95V89H94ZM104 87V88H103ZM106 87H108L111 91H112V94H109V92H110V90L108 89L107 91L105 90V88ZM113 87H115V88H113ZM116 87H117V90L119 91H116L115 89H116ZM140 87V88H139ZM142 87V88H141ZM159 87H160V89L162 90H160L159 89ZM185 88V90H186V87H188L187 88V90H186V92H185V90H183L184 88ZM193 87V88H192ZM210 88V91H208L209 90V88ZM218 87V88H217ZM247 87V88H246ZM257 87V88H256ZM27 88H29V89H27ZM31 88H33V89H31ZM47 88V89H46ZM51 88V89H50ZM53 88V89H52ZM92 88H93V90H92ZM96 88H98L97 90H96ZM102 88V90L100 91V89ZM113 90H115V91H113ZM122 88V89H121ZM124 88V89H123ZM139 88V89H138ZM144 88H146V89H144ZM149 88H153V89H149ZM155 88H157V89H155ZM196 88V87H195ZM203 88V87H202ZM214 88V89H213ZM230 88V89H229ZM236 88V89H235ZM243 88V89H242ZM253 90V88H256V89H254V91H255V93H253L252 92V90ZM18 89H21V90H23V91H25V89H27V93H29L30 91H31V93L30 94H27V93H25V95H24V93H22L21 94V91H19ZM45 89H46V91H45ZM48 89H50V92H49V90ZM55 89H56V91H55ZM64 89H66V90H64ZM74 89V90H73ZM83 89V88H82ZM107 89V88H106ZM128 91H126V90ZM133 89V90H132ZM142 89V90H141ZM158 89L160 90L159 92H158ZM170 89V90H169ZM174 89V90H173ZM177 89V90H176ZM190 89V90H189ZM197 90V91H195L194 92V90ZM205 89H208L206 92H205ZM217 91H216V90ZM228 91H226V90ZM229 89V90H228ZM233 89H235V90H233ZM3 90L1 89V91L3 92ZM35 90H37V91H35ZM71 90V91H70ZM78 91V93L76 92H73V91ZM84 90H86V89H84ZM92 90V91H91ZM94 90H96V91H94ZM98 90H99V92H101L100 94L101 95H99L98 94ZM103 90L104 91H106L105 93H107V94H105L104 92H103ZM122 92H121V91ZM135 90L138 92V91H140L139 93H136L135 92ZM151 91V93H147V92H149V91ZM153 90H156L155 91V93H154V91ZM176 90V91H175ZM180 90H182V91H180ZM189 90V91H188ZM192 90V91H191ZM212 90V91H211ZM224 90V91H223ZM239 90V91H238ZM249 90V91H248ZM257 90H258V92H257ZM0 91V92H1ZM29 91V92H28ZM40 91V92H39ZM45 91V92H44ZM48 91V92H47ZM53 93H52V92ZM66 91H68V92H70L71 94V97H69L68 98V93H66ZM96 93L97 92V96H96V94L94 93V92ZM134 91V92H133ZM144 91V94L142 93ZM169 91V92H168ZM174 91V92H173ZM191 91V92H190ZM220 91H222V92H220ZM244 91V92H243ZM18 92H19V94H18ZM33 92V93H32ZM35 92V93H34ZM47 92V93H46ZM55 92V93H54ZM93 94H92V93ZM125 92V94L123 95V93ZM131 94H130V93ZM132 92L134 93V94H132ZM181 92V93H180ZM189 92H190V94H189ZM215 92V93H214ZM219 92V93H218ZM227 92V93H226ZM232 92H233V94L234 95H232L231 96V94H232ZM249 92V93H248ZM250 92H251V94H250ZM39 93H41V94H39ZM55 94V95H57L56 97L58 98V97H60V98H62V99H67V101H68V103H67V101L66 100H62V99H60L59 98V100L60 101H63V102H61V103H63V105L60 103V101L58 100V99H56V97H50V94ZM103 93V94H102ZM111 93V92H110ZM114 93H115V95H114ZM122 93V95L120 96V94ZM141 93V94H140ZM160 93V94H159ZM165 93H167V95H164ZM171 93V95H173V96H171V95H169ZM179 93V94H178ZM197 93H195V94H197ZM208 94L209 95V93H211L209 96L210 97H208L206 94ZM218 93V94H217ZM225 94V98H224V95L223 94ZM229 93V94H228ZM245 93V94H244ZM254 95H253V94ZM2 94H4V95H2ZM20 94H21V97H20ZM27 94V95H26ZM32 94H33V96H34V94H36V95H38V96H32ZM43 94H46V95H43ZM62 94H64L66 97H64V95L62 96ZM67 94V95H66ZM76 94V95H75ZM90 94V95H89ZM118 94V95H117ZM129 94V95H128ZM140 94V95H139ZM148 94H154L153 96H154V98L151 96V98L152 99H150V96L148 95ZM181 94V95H180ZM188 94V95H187ZM214 94V95H213ZM220 94H221V96H220ZM240 94H242V95H240ZM29 95V96H28ZM43 95V96H42ZM60 95V96H59ZM69 95V96H70ZM72 95H74V96H79V97H72ZM111 95H113L112 97H111ZM131 95V96H130ZM135 95H138L137 96V98H135L134 100L136 101H133L132 99V101L133 102H135L136 104H138V106H136L133 102H132V105H133V107H134V105L136 106V107H138L137 109H139V110H137V109H135L136 111H139V114H138V112H135V111H131V109H134V108H132L131 107V109L129 110L128 109V111L133 115V112L136 114H138V116H140V118H139V121L140 120H145L146 122H143V123H147V121L149 122V123H147V124H149L147 127H145V128H143L142 129V127L141 128H139L138 126H137V128H134V127H136V126H133V127H130L131 126V123L129 122L130 121V117H132V116H130V114L128 113V111H126L123 107H124V104L127 102V101H125V99L127 98V97H129V98H133L132 96H135ZM142 95V96H141ZM144 95L145 96H148V97H144ZM159 95H162L160 98L158 97ZM176 95V96H175ZM183 95H184V99H183ZM187 95V96H186ZM194 94H192L191 96H193ZM198 95V94H197ZM202 95V96H201ZM204 95H206V96H204ZM213 95V96H212ZM218 95V96H217ZM228 95H230V96H228ZM240 95V96H239ZM259 95V96H258ZM260 95H262V96H260ZM18 96V97H17ZM24 96H26V97H24ZM28 96V97H27ZM39 96H41L40 98H38ZM91 96V97H90ZM94 96V97H93ZM98 96H100V97H98ZM103 96V97H102ZM117 96V97H116ZM121 97V99H122V97L123 98H125L124 100L122 99L121 101H120V103L118 102L120 99V97ZM124 96H126V97H124ZM164 96V97H163ZM191 96H189L190 98H191ZM195 96V98H196V95H194ZM193 96V97H194ZM222 96H223V99H221L222 98ZM237 96H238V98H237ZM253 96V98H251ZM254 96H257V97H259L261 100H260V102L257 100V99H259V98H257V97H254ZM4 97H9V98H7V100H6V98H4ZM12 97H14V99L12 98ZM33 98L35 101L34 102H36L35 104H34V102H33V100H31V99H29V98ZM46 97V98H45ZM47 97L48 98H50V99H53V100H49L48 101V99H47ZM97 97V98H96ZM108 97V98H107ZM112 99H110V98ZM117 99H119L117 102H116V100H115V98ZM136 97V96H135ZM143 97V98H142ZM158 97V98H157ZM166 97V98H165ZM168 97V98H167ZM174 97H175V99L176 100H174ZM178 97V98H177ZM192 97V98H193ZM198 97V96H197ZM199 97V98H200ZM204 97V98H203ZM205 97H208L207 99L209 100H207V99H205ZM211 97H213V98H211ZM218 97H219V99H218ZM221 97V98H220ZM232 97V98H231ZM3 98V99H2ZM11 98L13 99V100H11ZM21 98V99H20ZM23 98V99H22ZM35 98H37V100L35 99ZM43 98V99H42ZM71 98V99H70ZM81 98H82V100H81ZM87 98V99H86ZM95 98V99H94ZM105 98V99H104ZM107 98V99H106ZM145 98V99H144ZM170 98H172L173 99V101H172V99H170ZM190 98H189V100H187V101H185V103L186 102H188V106L187 105H184V106H186L185 107V109L186 110H188L187 108H189V103H190ZM191 98V99H192ZM227 98V99H226ZM229 98H230V100H229ZM257 98V99H256ZM9 99V100H8ZM19 99V100H18ZM27 99V100H26ZM29 99V100H28ZM55 99V100H54ZM79 99V100H78ZM84 99H85V101H84ZM91 99V100H90ZM103 99V100H102ZM110 99V100H109ZM141 99V100H140ZM155 99H157V100H155ZM167 101H166V100ZM170 99V100H169ZM177 99H181L180 101H178ZM225 99V100H224ZM11 100V101H10ZM16 100V101H15ZM24 100H26V104H24V102L23 101ZM32 102H31V101ZM43 101V102H40V101ZM45 100V101H44ZM47 100V101H46ZM58 100V101H57ZM77 101V102H75L74 103V101ZM93 100H95L96 102H97V100H99L98 101V103H96L95 101H93ZM107 100H109V102L110 103H113V104H109L108 103V101ZM148 100V102H146ZM150 100V101H149ZM205 100H207V102L205 101ZM215 101V104L213 103L214 101ZM249 100V101H248ZM252 100V101H251ZM14 101V102H13ZM28 101H30L29 102V104H27L28 103ZM53 101H55V102H53ZM71 101H73V102H71ZM86 101H87V103H86ZM88 101L90 102V105L89 106H86V104H89L88 103ZM93 101V102H92ZM103 101V102H102ZM106 101V102H105ZM113 101V102H112ZM122 101H124L125 103L123 104V103H121ZM140 101H142V102H140ZM143 101H145V102H143ZM152 101V102H151ZM153 101H154V103H156V104H154L153 103ZM155 101H157V102H155ZM158 101H160V102H158ZM162 101V102H161ZM166 101V102H165ZM175 101V102H174ZM178 101V102H177ZM193 101V100H192ZM192 101H191V103H192ZM195 101H198V105L200 106V104H199V100H198V98H197V100H195ZM193 102V103H196V102ZM213 101V102H212ZM223 103H222V102ZM226 101L228 102V103H226ZM252 102V104H253V102L255 101V104H256V102L258 101V103L257 104H259L258 106H257V104L256 105H252V107H251V105H249L248 104V106H247V103L246 102H248V103H250L251 104V102ZM263 101V102H262ZM18 102H20V103H18ZM23 102V103H22ZM37 102H38V104H37ZM45 102V103H44ZM46 102H47V104H46ZM50 102L52 103V104H50ZM60 104H59V103ZM71 104H70V103ZM80 103V104H77V103ZM174 102V103H173ZM205 104H204V103ZM233 102V103H232ZM240 102V103H239ZM244 102V103H243ZM13 103L15 104V105H13ZM17 103H18V105H17ZM23 105H22V104ZM46 104L45 105V107L44 106H42V104ZM65 103V104H64ZM74 105H73V104ZM83 105H82V104ZM102 104V107H101V104ZM114 103H116V104H114ZM169 103V106H170V104H172L173 105V107L174 106H176L175 108H173V107H171V108H169V106L168 105H165V104H168ZM176 103H177V105H176ZM178 103L180 104V105H178ZM184 103V104H185ZM207 103H209V105L207 104ZM216 103L218 104V108H216ZM235 103V104H234ZM260 103H261V106H262V108L261 107H259L260 106ZM21 104V105H20ZM32 104V105H31ZM34 104V105H33ZM56 104H58V105H61V106H58L57 107V105ZM67 104H69V105H67ZM85 104V105H84ZM107 104L108 105V107H106L105 105ZM123 104V106H121V105ZM128 103H126V105H127ZM146 105V107H145V105ZM151 104V105H150ZM163 105V106H161V105ZM175 104V105H174ZM212 104V105H211ZM224 104H226L225 106H224ZM230 104V105H229ZM6 105V106H5ZM12 105V106H11ZM18 106V108H17V106ZM20 105V106H19ZM26 105L27 106H29V107H27L26 108ZM36 105H37V108H36ZM71 105V106H70ZM92 105V106H91ZM99 105V106H98ZM125 105V107H127ZM141 107H140V106ZM142 105H144V106H142ZM153 105V106H152ZM171 105V106H172ZM191 105V107L193 108V109H191V107H190V109L188 110V111H191V115H190V117L196 112L195 110H196V108L194 109V107H198V105L197 106H194V105H196V104H190ZM194 107H193V106ZM215 105V106H214ZM221 105V106H220ZM232 105V106H231ZM238 105H240V106H238ZM243 105V106H242ZM4 106H5V108H4ZM13 106H15V107H13ZM23 106V107H22ZM33 106V107H32ZM42 108H41V107ZM51 106V108L54 106L55 107V109H56V107H57V109L56 110H60V109H62V108H67V109H63L64 110V112L62 111V110H60L61 112H60V114H58L59 112H56L55 110H54V108H52L51 110L49 109V107ZM65 106V107H64ZM85 106V107H84ZM129 106H130V104H129ZM127 107V108H130V107ZM152 106V107H151ZM159 106V109L158 110H154V109H157V107ZM161 106V107H160ZM165 106V107H164ZM166 106L168 107V110H167V108H166ZM177 106H180V107H177ZM212 109H210L209 107ZM227 106V107H226ZM233 106H235L236 108H234ZM255 107V109H253L254 107ZM258 107V109H260V110H258V109H256L257 107ZM10 107H11V110H10ZM14 109H13V108ZM26 109H28V110H26ZM31 107V108H30ZM43 107L45 108V109H47V111H44L45 109H43ZM104 107V109H102ZM114 107V108H113ZM145 107V109L143 110L142 108H144ZM150 109H148V108ZM153 107H156V108H153ZM164 107V108H163ZM213 107H215L216 108V110H218V113H215V112H217V111H215L214 109H213ZM223 108V107H225L224 108V110H222L221 108ZM245 107V108H244ZM9 108V109H8ZM73 108V109H72ZM84 108V109H83ZM86 108H88V110L86 109ZM101 108V109H100ZM105 108H106V110H105ZM108 108V109H107ZM110 108H112V109H110ZM117 108H119V109H117ZM123 108V109H122ZM153 108V109H152ZM166 108V109H165ZM184 108V107H183ZM239 108H243V110L242 109H240L239 110ZM4 109V110H3ZM50 110V112H49V110ZM81 109V110H80ZM83 109V110H82ZM141 109V110H140ZM164 109V110H163ZM175 109V110H174ZM179 109V110H180ZM185 109H184V112H186L185 111ZM210 109V110H209ZM230 109H234L233 111L232 110H230ZM249 109V110H248ZM10 110V113L8 112ZM13 110H14V113L16 114H14L13 113ZM17 110V111H16ZM19 110V111H18ZM23 110H25V112L23 111ZM35 110V111H34ZM41 110H43L44 112H42ZM71 111V110H73V111H71V113L73 112V113H75L76 112V110L78 111V112H76L75 114H76V117H75V115L72 113V115H74V117L68 112V111ZM89 112H87V111ZM107 110H110V111H107ZM117 112H116V111ZM148 112H147V111ZM161 111L162 110V112L166 115L170 110H172L171 112L172 113H174V114H172L173 115V117H172V120H169V124H168V122H166L168 125H166L165 126V124H164V127H163V129H162V127L161 128H157V126H156V128L155 127H153L154 129H152V126H150V124H151V120H155L154 118H156V116L157 115H159V114H162V112H158V111ZM167 110V111H166ZM228 110V111H227ZM249 112H248V111ZM255 110V111H254ZM257 110V111H256ZM23 111V112H22ZM29 113H27V112ZM30 111H32V112H30ZM51 111H53V112H51ZM55 111V112H54ZM65 111H67V112H65ZM123 111L124 113H121V112ZM140 111H143V112H140ZM153 112V115L151 114L152 112ZM156 111V112H155ZM164 111H166V112H164ZM208 111H209V113H208ZM220 111H221V113H220ZM225 111V112H224ZM227 111V112H226ZM230 111V112H229ZM241 112V118L239 117V112ZM246 111V112H245ZM3 112V113H2ZM63 112V113H62ZM106 112V113H105ZM110 114V112H111V114H110V116L108 115V113ZM114 112H116V113H114ZM120 112V113H119ZM127 112V113H126ZM145 112L147 113L146 115H145ZM151 112V113H150ZM155 112V113H154ZM183 112V111H182ZM183 112V113H184ZM194 112V113H193ZM224 112V113H223ZM256 112V113H255ZM262 114H261V113ZM8 113V114H7ZM13 113V115L15 116H12L11 114ZM20 113V114H19ZM23 113H25V114H23ZM40 115H39V114ZM45 113H48V114H50V115H52L53 117L51 118L52 120H54L55 119V116H56V119H58V122L56 123V121H55V123L54 122H52V120L50 119V117L51 116H49L48 115V118L46 117L47 116V114H45ZM56 113V115L54 116V114ZM64 113H67V115H68V118H67V116H66V114H64ZM88 113V114H87ZM99 113V114H98ZM141 113H144V114H141ZM149 113V114H148ZM170 113V112H169ZM168 113V114H169ZM187 113V112H186ZM211 113V114H210ZM212 113H213V115H212ZM231 113V114H230ZM235 113V114H234ZM239 113V114H238ZM249 113V114H248ZM10 114V115H9ZM18 114V115H17ZM35 114H37L38 116H36ZM70 114V115H69ZM92 114V115H91ZM125 114H126V116H125ZM134 114V115H135ZM150 114H151V116H150ZM155 114H157V115H155ZM171 114V113H170ZM216 114V115H215ZM225 114V115H224ZM247 114V115H246ZM6 115V116H5ZM21 115H22V118L21 119H19L20 117H21ZM31 115V116H30ZM91 117H90V116ZM118 115V116H117ZM120 115L122 116V117H120ZM130 117H129V116ZM133 115V116H134ZM142 115L144 116H146V117H150L149 119L148 118H146L145 116L142 118ZM148 115V116H147ZM172 115H170V116H172ZM210 115V116H209ZM231 115V116H230ZM236 116V118L237 117H239V118H235V116ZM243 115V116H242ZM253 115V116H252ZM263 115V116H262ZM5 116V117H4ZM20 116V117H19ZM23 116H26V118H27V120L25 119V117H23ZM34 116V117H33ZM42 116H44V118L42 117ZM58 116V117H57ZM61 116L62 117H64V118H61ZM153 116H155V117H153ZM167 116V115H166ZM176 116H178V115H176ZM216 116V117H215ZM223 116V117H222ZM234 116V117H233ZM250 116H251V118H250ZM258 118H260V119H258ZM3 117V118H2ZM11 117V118H10ZM14 117V118H13ZM32 117V118H31ZM38 119H37V118ZM66 117V118H65ZM71 117V118H70ZM78 117V118H77ZM108 117V118H107ZM115 117H116V119H115ZM126 117V118H125ZM189 117V116H188ZM194 117V115L191 117V118H193ZM210 117V118H209ZM216 119H215V118ZM231 117H233V118H231ZM7 120H6V119ZM9 118V119H8ZM30 118V119H29ZM54 118V119H53ZM73 118H75V120L73 119ZM81 118V119H80ZM152 118V119H151ZM171 118V117H170ZM201 118H203V120H204V118H206L204 121H202V119ZM211 118H213L214 119V121H213V119H211ZM228 118H231V119H228ZM244 118V119H243ZM246 118V119H245ZM250 120H249V119ZM10 119H12V120H10ZM19 120V122L20 123H18V120ZM24 119V120H23ZM50 119V120H49ZM61 119V120H60ZM64 119V120H63ZM65 119H66V121H65ZM73 119V120H72ZM79 119V121H77ZM98 119V120H97ZM103 119V120H102ZM108 119V120H107ZM121 119V120H120ZM127 119H129L128 121H125V120H127ZM175 119V120H174ZM209 119V120H208ZM235 119V120H234ZM242 121L243 123H241L240 121ZM255 121V122H253V120ZM6 120V121H5ZM10 120V121H9ZM83 122H82V121ZM96 120V121H95ZM116 120V121H115ZM124 121V123H123V121ZM150 120V121H149ZM175 122H174V121ZM176 120H178L177 121V123H176ZM187 120H189V122L187 121ZM192 120V121H191ZM194 120V121H193ZM198 120H201V121H198ZM223 120H225L226 122H224ZM237 120V121H236ZM243 120H248L247 122H245V121H243ZM24 121V122H23ZM26 121V122H25ZM32 121V122H31ZM33 121H34V123H33ZM40 121V122H39ZM49 121H50V123H49ZM59 121H60V123H59ZM65 121V122H64ZM81 121V122H80ZM90 121V122H89ZM104 121V122H103ZM110 121V122H109ZM119 121V122H118ZM121 121V122H120ZM172 121V122H171ZM219 121H220V126H219V124H217V122L219 123ZM233 121H234V124H233ZM251 121V123H249ZM4 122H6V124L4 123ZM8 122V123H7ZM12 122V123H11ZM13 122L15 123V124H13ZM23 124H22V123ZM47 122V123H46ZM73 122V123H72ZM77 122H79V124L77 123ZM95 122V123H94ZM100 122V123H99ZM116 122V123H115ZM141 122V121H140ZM189 124H188V123ZM191 122V123H190ZM193 122H197V123H193ZM198 122H199V124H198ZM203 123V124H201V123ZM208 122V123H207ZM240 122V123H239ZM10 123V124H9ZM38 123V124H37ZM49 123V124H48ZM52 123V124H51ZM69 125H68V124ZM81 123V124H80ZM82 123H84V124H82ZM89 123L92 125V127H90L89 126ZM143 123H141V124H143ZM154 123V122H153ZM171 123V124H170ZM173 123V124H172ZM209 123H211V124H209ZM236 123V124H235ZM260 123V124H259ZM263 123V124H262ZM3 124V125H2ZM5 124V125H4ZM19 124V125H18ZM25 124V125H24ZM41 124V125H40ZM56 124H57V126L58 127H60V128H62V129H59L57 126H56ZM59 124V125H58ZM66 124H67V126H66ZM73 124V125H72ZM78 126H77V125ZM86 124V126L84 127V125ZM119 124V125H118ZM125 126V129H123L124 127L122 126ZM124 124H126V125H124ZM130 124V125H129ZM133 124H134V121H133ZM147 124H145V126L147 125ZM175 124H177V126L175 125ZM195 124H197V125H195ZM215 125L214 127H213V125ZM226 126H225V125ZM232 125L233 126V128H232V126H230V125ZM241 124H242V126H241ZM248 124L250 125V126H252V127H250V126H248ZM16 125H18V126H16ZM20 125H21V128H20ZM23 125V126H22ZM27 125V126H26ZM31 125V126H30ZM48 125L50 126V127H48ZM54 126V128H53V126ZM60 125H62V126H60ZM65 125V126H64ZM80 125H83V126H81V127H83V128H81V127H79ZM88 125V126H87ZM129 125V126H128ZM136 125V124H135ZM170 125V126H169ZM200 125H201V129H200ZM205 125H207V126H205ZM227 125H229V127L227 126ZM247 125V126H246ZM258 125V126H257ZM259 125H261V126H259ZM3 126H5V127H3ZM8 126H10V127H12V128H10V127H8ZM24 126H26V127H24ZM29 126V127H28ZM150 126V128L148 129V127ZM170 127L171 129H169L168 127ZM176 126V128H174ZM179 126V127H178ZM182 126V125H181ZM189 126H190V128H193V126H195L194 127V130H195V132H194V130L193 129H190L189 128ZM198 126V127H197ZM203 126H205V127H203ZM222 126V128H219V127H221ZM241 126V128H239ZM15 127H17V130L15 129ZM48 127V128H47ZM56 127H57V129H56ZM70 127V128H69ZM72 127V128H71ZM78 127H79V129H78ZM89 127V128H88ZM109 127V128H108ZM122 127V128H121ZM130 127V128H129ZM143 127H144V124H143ZM165 127H166V130H165ZM197 127V128H196ZM260 127V128H259ZM24 128H26V129H24ZM50 128V129H49ZM65 128H66V130H65ZM74 128H77V129H74ZM108 128V129H107ZM173 128H174V130H173ZM206 128V129H205ZM210 130H209V129ZM218 128L219 129V131H218V129L216 130V129ZM225 128V129H224ZM229 128H230V130H229ZM245 128H248V129H250V130H248V129H245ZM3 131H2V130ZM11 129L14 131H11ZM127 129H128V131H127ZM130 129V130H129ZM132 129H133V131H132ZM137 130V132H139V133H137L135 130ZM145 129H147V131L145 130ZM156 129H158V130H156ZM167 129H169V130H171V131H169V130H167ZM177 129H179L180 131H179V133H177L178 132V130ZM183 129V130H182ZM188 129H189V131H188ZM198 129V130H197ZM202 129H205V130H202ZM213 129H214V131H213ZM222 129H224L223 131H222ZM233 129V130H232ZM234 129H235V131H234ZM243 129V130H242ZM253 129V130H252ZM262 129V130H261ZM18 130H19V132H18ZM23 130H25V132L23 131ZM30 130V131H29ZM41 131V133H43V132H45V133H43V134H41L40 132H35V131ZM51 130V131H50ZM53 130H54V132H53ZM62 130V133L60 132L59 133V131H61ZM66 132H65V131ZM75 130H76V132H75ZM111 130V131H110ZM141 132H140V131ZM145 130V131H144ZM148 130L149 131H151V132H148ZM156 130L157 132H155V133H153L154 131ZM209 130V131H208ZM215 130H216V132H215ZM226 130V131H225ZM228 130V131H227ZM245 130V131H244ZM246 130H248V131H246ZM5 131V132H4ZM31 133V136H30V134H28L29 132ZM32 131V132H31ZM48 131H50V132H52V133H50V132H48ZM58 131V133L62 136V137H64L62 134H64V132L65 133H69V134H65V137L66 138H69V140H65L64 138H62V137H60V138H62V139H64V141H65V145L63 144L64 143V141H61L62 139H60L59 140V136H57L58 135V133H55V132H57ZM78 131V132H77ZM82 131V135H80L81 132ZM106 131V132H105ZM159 131L161 132V133H159ZM168 131H169V133H168ZM183 133H182V132ZM199 132L200 131V133H202V134H200V133H197V132ZM238 133H240V134H238ZM244 133H243V132ZM250 131V132H249ZM10 133V134H12L13 133V136L12 135H8V133ZM24 132V133H23ZM27 132V133H26ZM33 132H34V135H33ZM47 132V133H46ZM95 132V133H94ZM119 132V133H118ZM130 132H132V134H129ZM133 132H135V133H137V134H135V133H133ZM144 132V134H142ZM186 132V133H185ZM205 132V133H204ZM209 132V133H208ZM219 132V133H218ZM231 132H232V135H230L231 134ZM235 132V133H234ZM247 132V133H246ZM252 132V133H251ZM18 133V135H22L23 136V141L25 140L26 142H29V143H26V142H20V141H22V136H21V138H20V136H18L19 137V139L17 138V136H16V134ZM76 133V134H75ZM80 133V134H79ZM107 133V134H106ZM125 133V134H124ZM127 133V134H126ZM151 133V134H150ZM158 133V134H157ZM162 133H164L163 135H162ZM175 134V136L173 137L172 135H174ZM190 133V134H189ZM213 133H215V134H213ZM230 133V134H229ZM233 133L235 134L234 136H233ZM249 133V134H248ZM37 134H38V136H37ZM46 134H48V135H46ZM52 134V135H51ZM56 134V135H55ZM74 134V135H73ZM109 134V135H108ZM117 134L119 135V137H117ZM139 134V135H138ZM142 134V135H141ZM147 134V135H146ZM167 134H168V136H167ZM192 134V135H191ZM204 134V135H203ZM220 134V135H219ZM236 134H237V136H236ZM245 134V135H244ZM248 134V135H247ZM25 135H28V136H26L25 137ZM36 135V136H35ZM50 135V136H49ZM68 137H67V136ZM102 135H103V137H102ZM111 135V136H110ZM113 135V136H112ZM116 135V136H115ZM121 135V136H120ZM127 135V136H126ZM129 135V136H128ZM132 135V136H131ZM135 135V136H134ZM171 135V136H170ZM185 136V137H183V136ZM187 135V136H186ZM190 135V137H188ZM195 135V136H194ZM199 135V136H198ZM210 135V136H209ZM211 135H212V137L214 138H216V137H219V138H217V139H213V138H211ZM215 135V136H214ZM219 135V136H218ZM229 135V137H231V138H229V140H228V142H227V140L225 141L224 140V138L225 139H227L226 137ZM7 136H11V138H9V137H7ZM32 136H34L33 138H32ZM42 136V137H41ZM43 136H45V137H43ZM57 136V137H56ZM72 136H73V138H75L76 136H78V137H76L74 140H76L75 142H74V144H73V142L72 141H74L73 140V138H72ZM87 137V138H83V137ZM92 136V137H91ZM97 136V137H96ZM105 136V137H104ZM122 136H123V138H122ZM144 136V137H143ZM161 136V137H160ZM165 136H166V138H165ZM179 138H178V137ZM181 136V137H180ZM197 136V137H196ZM206 137V138H203V137ZM242 136V137H241ZM243 136H244V138H243ZM29 137L30 138H32V140L33 141H31L30 139H29ZM37 137H40L39 138V140H41L43 143H45V145H41V143L42 142H40L39 140H36V139H38ZM50 137V138H49ZM115 137V138H114ZM117 137V138H116ZM170 137V138H169ZM176 137H177V139H176ZM210 137V138H209ZM235 137L237 138V139H235ZM240 137V138H239ZM13 138V139H12ZM26 138L28 139V141L26 140ZM47 138V140L46 141H48L49 143H47V142H45L44 140ZM49 138V139H48ZM52 138H58V141L56 140V141H54V139H52ZM81 138V139H80ZM90 138V139H89ZM98 138V139H97ZM99 138H101V139H99ZM104 138H105V141L106 142H104L103 140H104ZM112 138V139H111ZM119 138V139H118ZM135 138V139H134ZM142 138H144V139H142ZM151 138V139H150ZM163 138H164V140H163ZM242 138V139H241ZM6 140L5 141V143H3L4 142V140ZM12 139V140H11ZM15 139V140H14ZM21 139V140H20ZM52 139V141L50 142V140ZM77 139H79V141H77ZM84 141H83V140ZM87 139V140H86ZM97 140V141H93V140ZM113 139H115V140H113ZM121 139V140H120ZM124 139V140H123ZM169 139V140H168ZM174 140V142H173V140ZM199 139V140H198ZM220 139V140H219ZM223 139V140H222ZM231 139H233V140H231ZM240 139H241V141H240ZM243 139H244V141H243ZM258 139V140H257ZM7 140H8V142H7ZM18 140H19V142H18ZM30 140V141H29ZM100 140H101V142H100ZM157 140V141H156ZM168 140V141H167ZM185 140V141H184ZM201 142V144H199V142ZM203 140V141H202ZM17 141V142H16ZM35 141V142H34ZM61 141V143H58V142H60ZM66 141H68V143L66 142ZM70 141H71V143H70ZM86 141V143H84ZM90 141V142H89ZM103 141V142H102ZM112 141V142H111ZM114 141H116V142H114ZM149 141V142H148ZM153 143H152V142ZM161 141V142H160ZM163 141V142H162ZM167 141V142H166ZM192 141V142H191ZM196 141V142H195ZM205 141H206V143H207V145H206V143H205ZM211 143H210V142ZM213 141V142H212ZM223 143H222V142ZM2 142V143H1ZM11 142V143H10ZM14 142V143H13ZM35 144H34V143ZM56 142V143H55ZM158 142V143H157ZM172 142V143H171ZM194 142H195V144H194ZM216 142V143H215ZM250 142H252V143H250ZM7 143V145L9 146V148H8V146L7 145H5ZM17 143V144H16ZM22 143V144H21ZM38 143H39V146H38ZM42 143V144H43ZM51 143V144H50ZM79 143V144H78ZM99 145H98V144ZM126 143V144H125ZM155 143V144H154ZM190 143V144H189ZM193 144V146H192V144ZM222 143V144H221ZM226 143H227V145H226ZM32 144H34V145H32ZM55 145V147L57 148H55L56 150H54L55 152H52L53 150H50V149H52V148H54V146H52V145ZM57 144V145H56ZM67 144H68V146H67ZM74 145V147H73V145ZM82 144V145H81ZM105 144V145H104ZM131 144V145H130ZM138 144V145H137ZM168 144V145H167ZM181 146H180V145ZM198 144V145H197ZM218 144V145H219ZM12 145H13V148H11L12 147ZM20 145V146H19ZM21 145H22V147H23V150H22V147H21ZM25 145V146H24ZM27 145H29V146H27ZM33 147H32V146ZM43 146V147H41V146ZM47 145V146H46ZM49 145H51V147H48ZM58 145H62V147L61 146H59L58 147ZM111 145H112V147H111ZM175 145H177V146H175ZM201 147H200V146ZM217 145V146H218ZM243 145V146H244ZM259 145V146H258ZM11 146V147H10ZM17 146V147H16ZM28 148H27V147ZM65 146V147H64ZM67 146V147H66ZM136 146V147H135ZM171 146V147H170ZM196 146V147H195ZM204 146H206V147H204ZM216 146V147H217ZM242 146V145H241ZM252 148H251V147ZM32 148V150H35V151H32L31 150V148ZM38 147V148H37ZM69 147V148H68ZM167 147V148H166ZM169 147V148H168ZM195 147V148H194ZM199 147V148H198ZM247 147V148H246ZM255 149H254V148ZM18 149V150H20L21 149V151H19V154H20V156H19V154H18V151L17 150H15V149ZM37 148V149H36ZM40 148V149H39ZM50 148V149H49ZM113 148H115V149H113ZM134 148H135V150H134ZM148 148V149H147ZM192 148V149H191ZM200 148H201V150H200ZM207 148V149H206ZM212 148V147H211ZM215 148V147H214ZM213 148V149H214ZM231 148V149H232ZM249 148V149H248ZM13 149V150H12ZM42 149V150H41ZM44 149V150H43ZM47 149H49V151L47 150ZM62 149V150H61ZM114 151H113V150ZM165 149V150H164ZM188 149V150H187ZM192 151H191V150ZM196 149H198L199 150V152H198V150H196ZM217 149H218V147H217ZM260 149V150H259ZM2 150V151H1ZM25 150V151H24ZM28 150H29V152H28ZM58 150H59V153H58ZM63 151L62 153H61V151ZM115 150L116 151H118V152H115ZM138 152H137V151ZM205 150H207L205 153H204V151ZM247 150H249V151H247ZM259 150V151H258ZM13 151V152H12ZM24 151V152H23ZM39 151V152H38ZM44 151V152H43ZM121 151V152H120ZM140 151V152H139ZM146 151H147V153H146ZM163 151V152H162ZM203 151V152H202ZM8 154H7V153ZM17 152V153H16ZM34 152V153H33ZM37 152L39 153L38 155H37ZM47 154H46V153ZM52 154H50V153ZM56 152H57V154H59V155H57L56 154ZM120 152V153H119ZM123 152V153H122ZM124 152H126L125 154H124ZM133 152H137L136 154L135 153H133ZM155 152V153H154ZM157 152V153H156ZM257 152H259V154L257 153ZM14 153V154H13ZM36 153V154H35ZM45 155H48V156H45ZM109 153H110V155H109ZM112 153V154H111ZM117 153V154H116ZM127 153H128V155H127ZM244 153V154H245ZM248 153V154H247ZM13 154V155H12ZM35 154V157L33 156ZM56 154V155H55ZM115 154V155H114ZM120 154V155H119ZM124 154V155H123ZM132 154H134V155H132ZM185 154V155H184ZM191 154V155H190ZM204 154H206V155H204ZM264 154V152L262 153V155ZM9 157H7V156ZM14 155H16V157L14 156ZM18 155V156H17ZM42 155V156H41ZM112 155V156H111ZM120 156L119 157V159H118V156ZM127 155V156H126ZM132 155V156H131ZM180 155V156H179ZM197 155V156H196ZM243 155V154H242ZM260 155L258 156V157H260ZM13 156V157H12ZM37 156H39L40 158H38ZM45 156V157H44ZM100 156V157H99ZM109 158H108V157ZM116 156V158H113V157H115ZM121 156H122V158H121ZM187 156V157H186ZM189 156V157H188ZM191 156V157H190ZM177 157V158H176ZM183 157V158H182ZM203 157H205V158H203ZM17 158V159H16ZM19 158H20V161H21V163L20 162H18L19 161ZM111 158L114 160V162L111 164L110 162H112L113 160H111ZM176 158V159H175ZM185 162H183L181 159ZM195 158V159H194ZM200 158V159H199ZM11 159V160H10ZM25 159V160H24ZM36 159V160H35ZM44 159V160H43ZM110 160V162H109V160ZM117 159V160H116ZM121 159V160H120ZM169 159V160H168ZM202 159V160H201ZM203 159H205V160H203ZM259 159V158H258ZM18 160V161H17ZM36 162H38L39 160H40V162H44L45 161V163H41L40 164V162H38V163H36ZM53 160V161H52ZM120 160V161H119ZM176 160V161H175ZM201 161V163H200V161ZM255 160H257V159H255ZM254 160V162H256ZM2 161V162H1ZM5 161H7V162H5ZM12 161V162H11ZM15 161V163H13ZM187 161V162H186ZM243 161V160H242ZM258 161V160H257ZM34 162V163H33ZM119 162V163H118ZM122 162V163H121ZM165 162V163H164ZM197 162V163H196ZM199 162V163H198ZM244 162H245V159H244ZM15 164L14 166H16L15 168L13 167V164L12 165H10V164ZM17 163H19V164H17ZM25 163H26V165H25ZM31 163V164H30ZM33 163V164H32ZM37 165H36V164ZM167 163V164H166ZM177 163V164H176ZM183 163V164H182ZM186 163H188L187 165H186ZM195 163L197 164L196 166H195ZM35 164V166H34V169H32L33 168V165ZM53 164V165H52ZM110 164V165H109ZM154 164V165H153ZM164 164V165H163ZM165 164H166V166L168 167H166L165 166ZM194 164V165H193ZM201 164V165H202ZM204 164H206V163H204ZM203 164V165H204ZM8 165V166H7ZM20 166L19 168H18V166ZM38 165H40V166H38ZM44 167H43V166ZM128 165V166H127ZM182 165V166H181ZM189 165H191L190 166V168H192L191 170H193V171H191L190 170V172H188L189 171ZM203 165H202V167H203ZM5 166V167H4ZM22 166V167H21ZM43 168H42V167ZM110 166H111V168H110ZM151 166V167H150ZM153 166V167H152ZM160 167V168H158V172H157V167ZM163 166V167H162ZM172 166H173V168H172ZM181 166V167H180ZM185 167L186 169H185V171H186V174H185V171H184V169L182 168V167ZM192 166H194V167H192ZM206 166L207 165H204V167L206 168ZM24 167V168H23ZM27 167H29V168H27ZM37 169H36V168ZM42 168V169H40V168ZM51 167V168H50ZM164 167H166L167 169H165ZM174 167H176V168H174ZM188 167V168H187ZM201 167V168H202ZM54 168V169H53ZM58 168V169H57ZM106 168H108L107 170H106ZM151 168V169H150ZM156 168V169H155ZM181 168V169H180ZM203 169L202 168V170H207V169ZM9 169H7L8 170V174L10 173L9 172ZM20 169V170H19ZM23 169L25 170V171H23ZM38 170V172L36 171V170ZM106 171H105V170ZM110 169H114V171L113 172H111L112 170H110ZM171 169V170H170ZM175 169V170H174ZM176 169H179V171H176ZM183 169V170H182ZM196 169V170H195ZM240 169V168H239ZM235 169V170H238V171H235V172H233L232 174V176H234L235 174H237V172H238V175H239V173L241 174V173H243V169ZM244 169L246 170V167H244ZM17 170V171H16ZM31 170V172H29ZM35 171L34 173H33V171ZM152 170V171H151ZM165 170V171H164ZM202 170H199V171H201L200 173H202L203 174V176H204V173H206L205 171L203 172ZM27 171V172H26ZM52 173H51V172ZM164 172L163 174H162V172ZM168 171V172H167ZM177 173V174H179L178 176L179 177H183V179L186 181H183L182 182V178H179L176 174H173V173H175V172ZM182 171V172H181ZM194 171H195V173H194ZM199 171H198V173H199ZM242 171V172H241ZM7 171H5V173H6ZM110 172V173H109ZM119 172V173H118ZM160 172V173H159ZM1 173H0V175H1ZM23 173V174H22ZM29 173H30V175H32V176H30L29 175ZM107 173H109V176H108V174ZM158 173H159V175H158ZM169 173V174H168ZM181 173V174H180ZM184 173V174H183ZM194 175H193V174ZM235 173V174H234ZM7 174V173H6ZM6 174H5V177L4 178H6ZM11 174V173H10ZM35 174H37V175H35ZM63 174H65V176L63 175ZM107 175V176H105V175ZM112 174V175H111ZM120 174V175H119ZM158 176H157V175ZM162 174V175H161ZM166 174H168V175H166ZM183 174V175H182ZM209 175H210V173H208ZM208 174H206V175H208ZM3 176H4V174H2ZM21 175H22V177H21ZM39 175V176H38ZM67 175H68V178H67ZM155 175V176H154ZM160 175H161V177L162 176H164V177H160ZM170 175V176H169ZM172 175H174V176H172ZM181 175V176H180ZM198 175V174H197ZM205 175V176H206ZM213 175V174H212ZM3 176H0L1 178H3ZM70 176V177H69ZM72 176V177H71ZM112 176V177H111ZM171 177L170 179H169V177ZM185 176V177H184ZM188 176V177H187ZM199 176H201V175H199ZM198 176V178H197V176H196V178H197V180L200 178ZM214 176V175H213ZM213 176H211V177H213ZM231 176V177H232ZM243 176H244V174H243ZM242 176V177H243ZM8 177V176H7ZM38 177V178H37ZM61 177V178H60ZM103 177L104 178H106V179H103ZM108 177V178H107ZM120 177V178H119ZM152 177H153V179H152ZM157 177V178H156ZM159 177V178H158ZM172 177H173V179H172ZM234 177H236V176H234ZM242 177H240V175H239V177L238 178H242ZM13 178L11 179V181L13 180ZM19 178H18V180H19ZM64 178V179H63ZM75 178H77L78 180H77V182H75L76 181V179ZM157 180H155V179ZM177 178H179V179H177ZM191 178H193V179H191ZM208 178H210V177H207V180H208ZM8 179V178H7ZM9 179H10V177H9ZM34 180L33 182L34 183H32V182H30V181H32V180ZM38 179V180H37ZM71 179H72V181H71ZM117 179H119V180H117ZM162 179H163V181H162ZM168 179V181H170V182H166V180ZM188 179H189V181H188ZM206 179V178H205ZM17 180V181H18ZM62 180H64V181H62ZM69 180V181H68ZM113 180V182H111ZM124 181L125 183H126V185H128V186H126L125 185V183H121L122 181ZM142 180H145V182L147 181V183L146 184H142L143 182H142ZM150 180V181H149ZM154 180V181H153ZM172 180H173V182H172ZM176 180H178L179 181V183L181 184H183L184 185V187H182L178 182H176ZM197 180H196V182H197ZM242 180V179H241ZM66 181L68 182L67 184H69L70 182L72 183V184H74L73 185V187H75V188H73V187H71L72 186V184L70 183V185H68V186H70L71 188H73V189H70L68 186H67V188H66ZM115 181H116V184H117V182H118V185H111V184H114L115 183ZM121 181V182H120ZM141 181V182H140ZM160 181V182H159ZM164 181H165V183H171L169 186L167 185V184H164ZM181 181V182H180ZM13 182V181H12ZM56 182H59L58 183V185H57V183H56V186H54L55 185V183ZM62 182H64V184L62 183ZM139 184H138V183ZM150 182V183H149ZM151 182H152V184H151ZM175 182L177 183V184H175ZM192 182V183H193ZM18 183H19V181H18ZM17 183V184H18ZM22 182H20L19 184H21ZM36 183V184H35ZM52 183V184H51ZM173 183V184H172ZM186 183H187V185H186ZM191 183V184H192ZM195 183V182H194ZM193 183V184H194ZM239 184H241L240 182H238ZM32 184H34V186L32 185ZM50 184V185H49ZM110 184V185H109ZM120 184V185H119ZM138 184V185H137ZM142 184V185H141ZM151 184V185H150ZM158 184H159V186L160 187H162L161 185L162 184H164L163 185V187L160 189V187L158 186ZM161 184V185H160ZM174 184H175V186H174ZM36 185V186H35ZM39 185V186H38ZM109 185V186H108ZM123 185H125V186H123ZM147 185V186H146ZM19 186V185H18ZM32 186V190H31V187ZM58 186V187H57ZM80 186V187H79ZM105 186V187H104ZM112 186H114L113 188H115L114 190H113V188H112ZM119 186V187H118ZM121 186H123V187H121ZM143 186H145L146 187V189H145V191H147V192H145L144 191V189H143ZM150 186H152L153 187V190H152V187H150ZM155 186H156V188H155ZM158 186V187H157ZM168 186V187H167ZM178 186H181V190L182 189H184L185 187H187V188H185L184 189V193L180 190V187H178ZM191 186V185H190ZM4 187V186H3ZM3 187H1L0 188V190L3 188ZM20 188H21V185L19 186ZM38 187V188H37ZM100 187V188H99ZM102 187H104V188H102ZM110 188V190H112V192L109 190V188ZM134 187H136L135 189H134ZM141 187V188H140ZM144 187V188H145ZM150 187V188H149ZM192 187H194L193 185L191 186V188ZM7 187H4V191H1V192H5V191H7V189H6ZM39 188H40V190H39ZM52 188H54V189H52ZM105 188H106V191H105ZM107 188H108V190H107ZM121 188V189H120ZM131 189L132 190V192L130 191V190H128V191H126V190H124V189ZM135 190V191H133V189ZM150 190H149V189ZM165 188V189H164ZM196 188V187H195ZM19 189V188H18ZM71 190V191H69V190ZM101 189H103V190H101ZM120 189V190H119ZM140 189H141V191H140ZM160 189V190H159ZM164 189V190H163ZM31 190V191H30ZM37 191V193H41V195H40V193L39 194H37L36 193V191ZM53 190V191H52ZM81 190V191H80ZM98 190L100 191V192H98ZM117 190V191H116ZM119 190V191H118ZM126 191V192H124V191ZM138 190H139V193H141V194H143L142 196L143 197H148V199L146 198V200H145V198H141L140 196H141V194H139L138 193ZM156 190H158L159 192H161V193H158ZM163 190V191H162ZM33 191V192H32ZM51 191H52V193H51ZM67 191V192H66ZM74 191V192H73ZM77 191H79L80 192V194H78L79 192H77ZM83 191H86L87 192V194H86V192L84 193ZM92 191H95V193L93 194L92 193ZM116 193V194H113L114 192ZM129 191H130V194H129ZM142 191H144V193L142 192ZM157 192V194H161L160 195V197H158V196H156L155 197V195H157L155 192ZM178 191H180V192H178ZM32 193V195H31V193ZM72 192L73 193H75L73 196H72ZM83 193V195H82V193ZM88 192H89V194H88ZM102 192H104V193H102ZM105 192H106V194L107 195H105ZM119 193V195H118V193ZM122 194H121V193ZM135 192H136V195H137V197L138 198H136V196H135ZM187 192V193H186ZM27 193H29L28 195H27ZM37 194V196H38V200H41L42 199V197H43V199L42 200H44V202H42V200H41V202H39L38 200H36L37 199V196H36V198H34L35 197V195ZM96 193H98L97 195H95ZM109 193V194H108ZM151 194V195H149V194ZM155 193V194H154ZM186 193V194H185ZM4 194H6V192L4 193ZM35 194V195H34ZM70 194H71V197H70ZM85 194H86V196L87 197H85ZM91 194V195H90ZM92 194H93V196H92ZM125 196H124V195ZM128 194V195H127ZM132 194H134V196L132 195ZM148 194V195H147ZM172 194V193H171ZM183 194V195H182ZM2 195V194H1ZM8 195V197L10 196V195H13V194H7ZM34 195V196H33ZM51 195H53L51 198L49 197V196H51ZM56 197H55V196ZM69 195V196H68ZM79 195H81L82 197H85V198H81V196H79ZM90 195V196H89ZM95 195V196H94ZM99 195V196H98ZM102 195V196H101ZM103 195L105 196V197H107L106 199H105V197H104V199H105V201H103L104 199H102L103 198ZM117 196L116 197V199L117 200H120V198H124L123 200H121V201H119V203H117L118 201H114V200H116V199H113L114 198V196ZM120 195H121V197H120ZM131 195H132V197H133V199H132V197H131ZM140 195V196H139ZM147 195V196H146ZM153 195H154V197H153ZM164 195H165V193L162 195V198L164 197ZM169 195V196H168ZM26 196V197H25ZM32 196H33V198H32ZM80 197V199H81V201H80V199H79V197ZM92 196V197H91ZM129 196V197H128ZM151 196V197H150ZM167 196L169 197V198H171L170 197V194H167ZM187 196V198H186V200H187V202L189 201L188 199H189V197ZM3 197H4V195H3ZM6 197V196H5ZM25 197V198H24ZM70 199H68V198ZM99 197V198H98ZM135 197V198H134ZM153 197V198H152ZM7 198V197H6ZM5 198V199H6ZM22 198V197H21ZM21 198L19 197V199L21 200ZM65 198H66V200H68V202L65 200ZM74 198H76V199H74ZM87 198H89V199H87ZM93 198V199H92ZM126 198H128L129 200V202L127 201V199ZM149 198H151L152 199V202H151V199H150V201H149V203L151 202V204H148V200H149ZM262 198V197H261ZM33 199H35V200H33ZM48 199V200H47ZM53 199H55V200H53ZM63 201H62V200ZM87 199V200H86ZM92 199V200H91ZM97 199H94L96 202L98 201ZM131 199V200H130ZM135 199H141L142 200V202H140V200L139 201H136ZM143 199H144V201H143ZM166 199V198H165ZM164 199V200H165ZM168 199V198H167ZM180 199V198H179ZM50 200V201H49ZM52 200V201H51ZM56 200H60V202L62 203H60L59 201H58V203H57V201ZM85 201L84 203L82 202V201ZM89 200V201H88ZM94 200H93V203H94ZM124 200H126L127 202H125ZM157 200V199H156ZM171 200H173V199H171ZM169 201V199L168 200H166V202L167 201H169V203H171L172 201ZM184 200L185 199H183L182 201L184 202ZM33 201H34V204H33ZM36 201V202H35ZM47 201H49L48 203H47ZM69 201H70V203H72V205H70V203H69ZM72 201V202H71ZM74 201V202H73ZM76 201V202H75ZM77 201H79L78 202V204H79V206H78V204H76L77 203ZM134 201V202H133ZM135 201H136V203H138V204H136L135 203ZM146 201H147V204H148V206L150 205V207L148 208V206H147V204H145L146 203ZM181 201V202H182ZM26 202H28L27 204H26ZM39 202V203H38ZM47 204H46V203ZM51 202H53L52 203V205H50V203ZM56 202V203H55ZM65 202V203H64ZM81 202H82V206H83V204H84V206H83V208L82 207H80L81 206ZM100 202L98 203V204H100ZM115 202V203H114ZM121 202H124V203H121ZM134 203V204H136V205H132V203ZM182 202V203H183ZM187 202H185V203H187ZM258 202H260V200L258 201ZM262 202H263V199H262ZM262 202H260V203H262ZM40 203H42V204H40ZM75 203V204H74ZM109 203V204H108ZM120 203H121V205L122 206H120ZM125 203H127V205H125L124 206V204ZM141 203V204H140ZM145 204L144 206L146 207H144L143 206V204ZM154 203H156V202H154ZM164 203V202H163ZM168 203V202H167ZM165 204L166 205V209H164L165 211H170L171 212V214L169 213V215H171V216H169L168 215V211H167V213L164 211V210H162V211H164L163 213H165V215L167 216L166 218L168 219V217H171L172 218V220L171 219H168L170 222H172V223H175V225H173V226H176V221L178 220V223H179V225H180V227H178V226H176L175 227V231H173L174 229H173V226L172 225H170V223H167L168 224V226H167V224L165 223V222H162L164 219L166 220V218H162V217H165V215H163V213H161L162 215V224L163 223H165V224H163V227L161 226V225H158V226H161V229L160 230H158L157 228H156V226H157V224L154 226V224H153V228L155 227L156 229L154 230V231H156V233H157V231H159L160 232V236H161V234L165 231V230H167V228H169L170 226L172 227V229H170L169 228V232H171L172 234H170L169 235V237H168V239L171 237V235L172 236H174V239H175V233H176V236H177V233H179V235H180V237H181V235L182 234H184L188 229H189V234H191V230H192V228L193 227H195L194 229H195V231H194V233L196 232H198V231H200V227L199 226H204V225H201V224H203L204 223V221L207 219V216L205 217V215H204V217H205V219H203L202 218V220H204L203 222H200V218L198 219V217L200 216V217H202L200 214H197L198 216L197 217H194V218H197V219H191L192 221H190V223H191V230H190V224L188 223L189 222V220H188V218L189 217H187L188 216V214H190V215H192L193 216V214L196 212H198L199 210H195L194 211V213L193 214H191L190 212L192 211V210H190L189 211V213L187 212V216L185 217L184 215V218H183V220H182V216L180 215H178V218H180L181 217V220L183 221H181L180 220V222H181V224H180V222H179V219L177 218L176 220L175 219H173V215H177V213L176 214H174L173 212V208H174V205L176 206V207H178L179 205H181V204H179V203H171V204H173V206L172 207H170V205L169 204ZM185 203H183V206H185ZM189 203H190V201H189ZM189 203H188V205H189ZM259 203V204H260ZM264 203V202H263ZM20 204L18 205L17 204V206L20 208ZM28 206H26V205ZM29 204V205H28ZM30 204H32V205H30ZM38 206H37V205ZM45 206H44V205ZM50 206H49V205ZM53 204H54V206H53ZM62 205V207H61V205ZM97 204V205H98ZM105 204H103V205H105ZM117 204V205H116ZM128 204H131V205H128ZM34 205H36V207L34 206ZM43 205V206H42ZM46 205H48V206H46ZM77 205V206H76ZM94 205H96V203L94 204ZM105 205V206H106ZM114 205H116L117 207H114ZM139 205H142L143 206V208L141 209V207L142 206H139ZM167 205H169V207L172 209V210H170V209H168V206ZM188 205H186V206H188ZM264 205V204H263ZM29 206H32V207H29ZM42 206V207H41ZM58 206H59V208H58ZM76 207L77 209H73L72 207ZM126 206H128V207H126ZM131 208H130V207ZM138 208H137V207ZM183 206H179V208H181V207H183ZM17 207V208H18ZM39 207V208H38ZM45 207V208H44ZM47 207L49 208L48 209V211L49 210H52V211H49V212H47ZM56 207V208H55ZM63 207H64V209H63ZM68 207V208H67ZM74 207V208H75ZM78 207H80V208H78ZM89 207V209H87V208ZM92 208H93V205L91 206ZM108 207V208H109ZM121 207H122V209H121ZM136 207V208H135ZM13 208V209H14ZM18 208V209H19ZM32 208V209H31ZM33 208L36 210H33ZM51 208V209H50ZM64 210H62V209ZM103 207H100L99 208V210L100 209H102ZM116 208L118 209V210H116ZM132 208H135V210H136V212H135V210L133 209L132 210ZM148 208V209H147ZM156 208V207H155ZM185 208V207H184ZM188 208V207H187ZM187 208H186V211H187ZM21 209V208H20ZM38 209H40V210H38ZM45 209V210H44ZM53 209H54V211H53ZM58 209V210H57ZM70 209H72V210H75L74 212H72V210H70ZM79 209V210H78ZM84 209H86V210H84ZM104 209L106 210L107 208H105L104 207ZM110 209V208H109ZM108 209V210H109ZM143 209H145V210H143ZM153 209H151V210H153ZM15 210V209H14ZM65 210H67V211H65ZM76 210H78L77 212H76ZM104 210V211H105ZM120 210V211H119ZM122 210V211H121ZM124 210V211H123ZM140 210H143L142 212L140 211ZM150 210V211H151ZM155 210V209H154ZM182 210H183V208H182ZM189 210V209H188ZM194 210V209H193ZM4 211V210H3ZM36 212L35 214L33 213V212ZM38 211H40V212H38ZM43 211V212H42ZM56 211H55V213H56ZM61 211V212H60ZM69 211H71L73 214H74V218H73V215H72V213L70 212V215L68 214V212ZM85 211H88L89 212V214H88V212H86L85 213ZM137 211H140V212H137ZM161 211V210H160ZM161 211V212H162ZM179 211H181V210H179ZM184 211H185V209H184ZM39 214H38V213ZM67 212V213H66ZM83 212V213H82ZM91 212H92V209H91ZM100 211H97V214L99 213ZM102 212V211H101ZM122 212V213H121ZM127 215L128 214V216H125V214ZM133 212V213H132ZM154 212V211H153ZM153 212H150V213H153ZM157 213V215H158V213H159V211H156ZM26 213V214H25ZM55 213H54V215L53 216H56L55 215ZM66 213V214H65ZM119 213H121L122 214V216H121V218L119 219ZM134 213H136L135 215H133ZM137 213H140V215H138ZM141 213L142 214H146V213H148L149 215L147 216V214H146V216L144 217L143 216V218H140V217H142L141 216ZM195 213V214H196ZM198 213H201V212H198ZM3 214V215H2ZM13 214H15V215H13ZM17 214H19V215H21V217L20 216H17ZM87 214V215H86ZM124 214V215H123ZM130 214V215H129ZM160 214V213H159ZM173 214V215H172ZM180 214V213H179ZM202 214H204V213H202ZM212 214V213H211ZM35 215V216H34ZM51 217H50V216ZM67 215L68 217H71V218H68V217H66L65 218V216ZM75 215H76V217H75ZM78 215H79V218H80V220H79V218H78ZM85 215H86V217L87 218H85L84 219V217H85ZM131 215L134 217V216H136V217H134L133 218V220L135 219L136 221H131V219H132V217H131ZM229 215V214H228ZM237 215V214H236ZM23 216V217H22ZM32 216H34V217H32ZM38 216V218H36ZM48 216V217H47ZM81 216V217H80ZM82 216H84V217H82ZM137 216H139V218L137 217ZM232 216H235V215H233L232 214ZM17 217H19V219L17 218ZM40 217V220L42 219ZM47 217V218H46ZM149 217H151V216H149ZM155 217V219L153 220V218ZM158 218H160L159 216H157ZM6 218H5V220H6ZM127 218V219H126ZM130 218V219H129ZM157 218V219H158ZM160 218V219H161ZM191 218V217H190ZM10 219H8L7 218V220H10ZM14 219H12V221H14ZM29 219H32V221H30ZM54 219H55V217H54ZM57 219V220H58ZM77 219V220H76ZM81 219H84L83 220V222L81 223V222H79V221H81ZM129 219V220H128ZM138 219L140 220V222H138ZM150 219L152 220V222H154L155 220H156V215L154 216V213H153V216L151 217V218H149V222L150 223H152L151 221H150ZM160 219H159V221H160ZM188 220V222L186 221H184V220ZM27 220H29V221H27ZM49 220V221H50ZM79 220V221H78ZM86 220V221H85ZM107 220V221H106ZM110 220H113V221H115V222H113V221H111L110 222ZM143 220H142V223H144L143 222ZM146 220H148V218L146 219ZM167 220V221H168ZM173 220L175 221V222H173ZM199 221L198 223H199V228L196 226L197 225V223L195 222V221ZM208 221H209V219H207ZM207 220L205 221V222H207ZM16 221V220H15ZM46 221V220H45ZM67 221V220H66ZM65 221V222H66ZM73 221H70L71 223H73ZM102 221V222H101ZM105 221L107 222V223H105ZM117 221V222H116ZM126 221H124V222H126ZM168 221V222H169ZM54 222V221H53ZM60 222V221H59ZM63 221H61V223H62ZM69 222V221H68ZM68 222H66V223H64L63 222V224H67L68 226H69V228L71 227V225L72 224H69ZM86 222V223H85ZM87 222H88V226L86 225L87 224ZM90 222V223H89ZM137 222V223H136ZM148 222V221H147ZM155 222H157V220L155 221ZM160 222V223H161ZM195 222V224H194V226H193V224L192 223H194ZM212 222V221H211ZM214 222V221H213ZM22 223H25V221L24 222H22ZM54 223H56V220H55V222ZM107 224V225H105V224ZM146 223V222H145ZM144 223V224H145ZM159 222H158V224H160ZM171 223V224H172ZM239 223V222H238ZM26 224V223H25ZM110 224V225H109ZM133 224L131 225L132 226V228L133 229H136L137 230V232L139 231L138 229L141 227V225H137L136 226V228L135 227H133ZM144 224H142V225H144ZM189 224V225H188ZM207 224V223H206ZM205 224V225H206ZM211 224H213V226H214V223H211ZM210 224V225H211ZM82 225V226H81ZM87 227H86V226ZM104 225V226H103ZM182 225L183 226H185L184 227V230H183V228H182ZM208 225V224H207ZM209 225V226H210ZM240 225V227H241V229L243 228V227H245V225H244V223H243V225L244 226H241L242 224L240 223L239 224ZM92 226H93V224H92ZM91 226V227H92ZM100 226H98V227H95L96 228V231L98 230V232H100V231H103V229H102V227H101V230L99 231V228H100ZM115 226V227H114ZM131 226H129V227H131ZM144 226H146V224L144 225ZM144 226H143V228L142 229H145V230H147L148 228H147V226H149V229L148 230H150V227L152 228V225L150 224H148L145 228H144ZM167 226V227H166ZM187 226H189L188 228H187ZM212 226V225H211ZM113 227V228H112ZM116 227V228H117ZM177 227H178V230H179V232H178V230H176L177 229ZM197 227V228H196ZM207 227V226H206ZM239 227V228H240ZM72 228V229H73ZM84 228V229H83ZM93 228V227H92ZM91 228V229H92ZM122 228H124V226L122 227ZM121 228V229H122ZM182 228V232L180 233V229ZM186 228V229H185ZM205 228V227H204ZM208 228V227H207ZM211 228H213V227H211ZM210 228V229H211ZM83 231H82V230ZM88 229V230H89ZM89 230L90 231V234H92V237H90V239L89 240H86L85 239V242H86V244L85 243H82V242H84V241H82L81 242V244H79L77 241H76V244L78 243L79 244V247H77L78 246V244H77V246H76V249H75V251L77 250V248H79L78 250H77V252H76V255H75V257H74V254H75V252H74V254H73V259H75L73 262H75V264H91V263H89V262H91V261H93V259H94V257L95 256H92L91 255V253H93V251L92 252H90L89 250H92L91 249V247H92V245H90V244H92V243H94V242H92V241H95V239H97V238H99V236H98V233H97V235H95V236H97V237H95V238H93L94 237V235H93V233H91V231L93 232V230ZM118 229H120V228H118ZM117 229V230H118ZM121 229L120 230H118V231H120V232H118L117 230H116V233L118 232L119 234H120V236L117 234H115L114 233V231H111V232H113L112 234H111V236H112V242H111V244L113 243V241H114V243H113V245L115 246V242H117V241H115V240H118V239H116L117 237L118 238H120L121 239V237H123L122 239H124L126 236L124 235V232H123V230H122V232H121ZM163 229H164V231H163ZM199 229V230H198ZM202 229V228H201ZM85 230H86V233H85ZM145 230H142L141 231V229H140V232H143V231H145ZM207 229H204V231L205 232H203L202 230V232H203V234L205 233H207V231H206ZM212 230V229H211ZM211 230H209L208 229V234H210L209 233V231H211ZM74 231V230H73ZM76 231V230H75ZM151 231V233H153L152 231V229L150 230ZM161 231H162V233H161ZM77 232V231H76ZM78 232V233H79ZM82 232H83V234H82ZM109 232V231H108ZM146 232V231H145ZM147 232H149V231H147ZM165 232H168V230L167 231H165ZM168 232V233H169ZM202 232H201V234H202ZM77 233V236L79 235ZM89 233V232H88ZM102 233H104V235L105 236H102ZM135 233H136V231H135ZM139 233V232H138ZM167 233V234H168ZM187 233V232H186ZM185 233V234H186ZM195 233V235L197 236L198 235V233L196 234ZM211 233H214V231L212 230L211 231ZM107 234H109V235H107ZM113 234L114 235H116V238H115V236L113 237ZM121 234H122V236H121ZM126 234V233H125ZM143 234V233H139V236L141 237V235ZM148 234V233H147ZM146 233H145V235L143 234V237L144 236H146L147 235ZM158 234V233H157ZM156 234V236H159V234L157 235ZM184 234V236H186V237H184V239H183V237H182V240H181V238L180 239H177V237H176V240H178V241H187V239H188V241H189V239H190V242H191V240L193 239V240H195L196 238H198V237H193L192 239L189 237V238H187V235H188V233L185 235ZM202 234V235H203ZM204 234V235H205ZM208 234H206V235H208ZM83 235V236H82ZM150 235H155V233L154 234H150L149 233V237L151 238V236ZM163 235V239H164V242H165V245H166V243L168 242V245L166 246V248H165V246H164V248L165 249H167L168 248V250H170V245L172 244V243H169V242H171V238H170V240L168 241L166 238H167V236H165V234L163 233L162 234ZM192 235V234H191ZM203 235V238H201V239H199V242H200V240L202 241V243L200 242V243H198V246L199 247H201V249L198 247V248H195V246L197 245V244H194L193 246H189L190 247V249L188 248V249H186V250H188V252H186V253H188V257H191L190 258V260H189V258H187L186 256H187V254L185 253H182V256L184 255V257H181V256H179V259H181V260H179V261H182L183 260V262H182V264H202L201 263V261H198L199 259H196V258H198L199 256H198V253L199 252H201L202 251V244L204 245L205 244V242H204V240H202V239H205V241H210L211 243H212V241H213V244H217L216 246L215 245H213V244H210V243H207V245H209L210 244V247H216V248H213V250L215 249V251H217V249H219V250H222L224 247H226L227 245H224V243L226 242H224L223 241V239H222V237L220 238V236L216 239V237H217V234H213L212 236L210 235V238L212 237V239H210L209 240V238L208 237H206L208 240H206V238H204L205 236ZM91 236V235H90ZM107 236V237H106ZM132 236V238L134 237L135 238V242H140V241H138L139 239H137L135 236H133V235H131ZM131 236H129V238L128 237H126L127 238V243L129 244V242H131V241H128V239H130V237ZM136 236H138V234H136ZM159 236V237H160ZM164 236H165V238H164ZM189 236V235H188ZM193 236V235H192ZM199 236H200V234H199ZM215 236V237H214ZM214 237V238H213ZM94 240H93V239ZM104 238V239H103ZM107 238V239H106ZM114 238V239H113ZM126 238H125V240H126ZM131 238V239H132ZM133 238V239H134ZM142 238V237H141ZM149 238V239H150ZM185 238H187L186 240H185ZM119 239V240H120ZM122 239L120 240L122 243H123V241H122ZM130 239V240H131ZM137 239V240H136ZM144 239V238H143ZM148 239V240H149ZM159 239V241H160V239L162 240V238H158ZM172 240V242H174V244H177L178 245V241H175V240ZM214 239L215 240H217V241H214ZM221 239H222V243H223V245H222V243H220L219 244V242L218 241H221ZM99 240V243L101 242L100 241V238L98 239ZM98 240H96V241H98ZM109 240V241H108ZM125 240H124V242H125ZM146 240V241H145ZM197 240V239H196ZM96 241H95V243H94V245H95V247H97L98 248V245L99 244H97L96 243ZM154 241V240H153ZM152 241V244H150L151 243V241H150V246L151 245H155V243L156 242H158V241H154L153 242ZM167 241V242H166ZM184 242V244L182 245V247L183 246H186V247H188V245H191V243L190 242ZM92 242V243H91ZM121 242H118V243H121ZM135 242H132V246H133V244L135 245ZM146 242V243H145ZM147 242H149V241H147V237H146V239H144V243L145 244H147ZM161 242H163V240L162 241H160V243ZM176 242V243H175ZM198 242V241H197ZM204 242V243H203ZM215 242V243H214ZM87 243H90V244H88L87 245ZM118 243H116L117 244V246H115V247H117V248H119L118 247ZM143 242H142V239H141V243L140 244H144ZM154 243V244H153ZM194 243V241H192V244ZM102 244H100V247L102 248ZM126 244V243H125ZM139 244V245H140ZM185 244H188V245H185ZM200 244V245H199ZM94 245H93V247H94ZM113 245H111V246H113ZM136 245L137 246H139L137 243H136ZM134 246L133 248H136V249H133V250H135V251H133V253H135L136 251L140 254V248L139 247H137V246ZM159 245V244H158ZM162 245V244H161ZM160 245V246H161ZM163 245H164V243H163ZM162 245V246H163ZM212 245V246H211ZM222 245V246H221ZM81 246V247H80ZM91 246V247H90ZM107 246H108V248H107ZM107 246H104V248H105V253H103V254H101V255H99L100 253H102V252H104L103 251V248H102V250H101V248L99 247L98 249L99 250H101L100 251V253H99V250H97V255H96V253H95V255H96V257H95V259L94 260H96L99 256H101V257H107V256H109V257H107V259H110L111 260V262H112V260L114 261L113 262V264L118 260V258L121 260L122 258V253H121V249H120V252L119 251H117V249H115V248H113L115 251H117V252H119V253H116L117 255H120V256H117V258L115 259V253H114V251H111V253L115 256H113L114 258H112V254L111 253H109L110 251H109V247H110V250L112 249L111 248V246H109L108 244H107ZM131 246V247H132ZM146 246H148V244L146 245ZM156 246V245H155ZM173 246H175V245H173ZM180 246V245H179ZM178 246V247H179ZM205 246H206V244H205ZM204 246V247H205ZM218 246V247H217ZM221 246V248H219ZM224 246V247H223ZM131 247H129L130 249H127V250H131L132 251V249H131ZM153 247V246H152ZM176 247V249L178 248L177 246H175ZM175 247L173 248L172 246H171V249L172 250H170V251H173V249L176 251V249H175ZM181 247V246H180ZM186 247H184V248H186ZM192 247H193V249H194V251L192 250ZM197 247V246H196ZM203 247V248H204ZM209 247V248H210ZM223 247V248H222ZM80 248H82V249H80ZM89 248V249H88ZM96 248V249H97ZM125 248V247H124ZM123 248V249H124ZM127 248H128V246H127ZM160 248V247H159ZM163 247H161L160 249H162ZM163 248V250H165ZM184 248H182V249H184ZM112 249V250H113ZM139 249V250H138ZM147 249H148V247H147ZM150 249V248H149ZM181 249V248H180ZM179 249V250H180ZM180 250V251H176L175 253H181L182 251L183 252H185L184 250ZM197 249H200V250H198V251H195V250H197ZM211 249V248H210ZM25 250V249H24ZM125 250V249H124ZM159 250V249H158ZM168 250H167V252H168ZM189 250H191V251H193V252H198L197 254H194L193 252H189ZM218 250V251H219ZM15 251V250H14ZM18 251L20 252V249H18ZM18 251H17V254L20 256V258H26V257H22L21 255H23L22 253L20 254V253H18ZM82 252V255H81V252ZM94 251H96V250H94ZM126 251V250H125ZM130 251V252H131ZM226 251V252H225ZM225 251H223L222 250V252L224 253V255H226L227 257L230 255L229 253L230 252H228L227 250H225ZM16 252V251H15ZM26 252H28V251H26ZM60 252H61V250H60ZM86 252H88V253H90V256L91 257H93V258H89V254L87 253V255H86ZM130 252H128L127 251V253L126 252H124L125 253V255L124 256H127V254H129V256L128 257H130V260L129 261H131V259L133 260V262H134V259H136L137 258V256H139L138 254H137V252L135 253V254H133L132 253V255L133 256H135V257H133L132 255L130 256ZM148 252H149V250H148ZM155 253L157 252L156 250L154 251ZM163 252V251H162ZM166 252V253H167ZM221 252V251H220ZM99 253V254H98ZM109 253V255H107ZM121 253V254H120ZM123 253V254H124ZM150 254H151V252H149ZM158 253V252H157ZM157 253L155 254L156 256H158V255H160V254H158L157 255ZM164 253V252H163ZM163 253H161V254H163ZM191 253H193V255H191L190 256V254ZM203 252H201V253H199V254H202ZM28 253H25V256L27 255ZM228 254V255H227ZM17 255V257H19ZM31 254H29L28 256H30ZM99 255V256H98ZM106 255V256H105ZM141 255V254H140ZM143 256H139V257H144L145 259H147L146 257H147V254L145 253H143L142 254ZM144 255H146V257L144 256ZM152 255V254H151ZM181 255V254H180ZM24 256V255H23ZM34 258V261H32L33 260V258ZM30 256V260L32 261H28V258L27 259H24V260H26V261H28V264H32L33 262H34V264H36L35 263V255H31ZM86 256V257H85ZM98 256V257H97ZM124 256H123V258H124ZM154 256V255H153ZM195 256H197V257H195ZM248 256V255H247ZM79 257H81V258H79ZM84 257H85V259H84ZM124 258V259H127V261H128V259L129 258ZM137 258L138 259V261H140L139 259L140 258ZM244 257H246V256H244ZM249 257V256H248ZM250 257H251V255H250ZM252 257H254L253 255H252ZM39 258H41V257H38L37 256V259H39ZM76 258H79V260L77 261L76 260ZM144 258L142 259V262H144L145 261V263H146V261L147 260H144ZM152 258V257H151ZM187 258V259H186ZM43 259V258H42ZM42 259L40 260V261H42ZM48 259H52V258H48ZM88 259V260H87ZM103 259H105V258H103ZM107 259H105V260H102V258H101V262L99 263V262H97L98 261V259L96 260V263H98V264H102L103 263V261L105 262V263H103V264H110L111 262H110V260H109V262H108V260ZM148 259H149V256H148ZM160 258H157L156 259V257L153 259V263H156V264H158L157 262H154V260H159ZM192 259V260H191ZM245 259V258H244ZM249 259H251V260H253L252 258H248V260ZM44 260V259H43ZM84 260V261H83ZM90 260V261H89ZM150 260V259H149ZM147 261L148 263L147 264H150V263H152V259H151V261ZM197 260V261H196ZM247 260V259H246ZM255 260H256V258H254V260L251 262L250 260V262H251V264H258V262H259V264L261 263V260H256V262H255ZM39 261V262H40ZM79 261H81V262H79ZM100 261V260H99ZM107 261V262H106ZM160 261V262H159ZM158 262H159V264H161V260H159ZM187 261V262H186ZM18 262V261H17ZM20 262V261H19ZM18 262V263H19ZM25 262V261H24ZM29 262H31V263H29ZM37 262V264H38V260L36 261ZM43 262V261H42ZM42 262L41 263H39V264H42ZM77 262V263H76ZM84 262V263H83ZM87 262V263H86ZM94 262V261H93ZM117 262H120V261H117ZM117 262L115 263V264H117ZM124 262H125V260H124ZM253 262H255V263H253ZM23 263V262H22ZM44 263H45V260H44ZM43 263V264H44ZM95 263V262H94ZM121 263H123V260H121ZM120 263V264H121ZM136 263H137V261H136ZM152 263V264H153ZM179 263H181V262H179ZM244 264H245V262H243ZM242 263V264H243ZM247 263L249 264V262L247 261ZM246 263V264H247ZM263 263V262H262ZM261 263V264H262ZM25 264H27V262H25ZM125 264H127V262L125 263ZM128 264H131V263H128ZM133 264V263H132ZM138 264V263H137ZM139 264H140V262H139ZM142 264V263H141ZM144 264V263H143ZM163 264V263H162ZM239 264V263H238ZM264 264V263H263Z\"/></svg>",
    "mask_w": 264,
    "mask_h": 264
},
{
    "label": "bare ground",
    "instance_id": "obj_2",
    "mask_svg": "<svg viewBox=\"0 0 264 264\" xmlns=\"http://www.w3.org/2000/svg\"><path fill=\"white\" fill-rule=\"evenodd\" d=\"M94 1H96V0H94ZM93 0H0V91H1V89L3 90V88L5 89L6 88V86H3V84L5 85V84H16V85H13V86H15L16 88H17V85H20L18 88H20L21 86V89L23 88V86H24V84H25V86H31V87H33V86H36V85H33L34 83L36 84H38L39 82H40V84L39 85H37V87H35V89L36 88H38L40 85V87L41 88H39V89H41L42 90V88H45L46 86H47V81H49L50 79H51V75H50V78H49V80H48V78H45V77H47V75L46 74H48L49 75V73L50 72H53L52 74H54V71H55V73H56V75H57V73L58 72H56V70L57 71H60V70H58L59 68H57L56 67V69L54 68L53 70L54 71H49V69H51L52 68V66H62L63 65V68H64V66L66 67V66H68L69 64H68V62H70V61H72L70 64H71V66L74 64H78L80 61H79V59L78 58H80L81 57V61L83 62V64H84V62H85V59L87 58V59H89L88 58V54L90 53V55H91V57L93 56V58H97V56L99 55V57L100 58H102V59H106L107 60V62L110 60V59H112V55H113V58L115 59V57H116V55H117V57H119L118 56V54H120V51H119V53L118 54H116V55H114L113 54V50L115 51L116 49H118L119 50V48H120V46L122 47L123 45H120L119 46V44L123 41L124 43H125V40L124 39H126V37L124 38L123 36V34H125L126 36H127V34H131L130 36H133V35H135V37L133 36V38H135L134 40H137V39H139L140 41H141V39H143V38H147L145 35V37L143 36V35H141L142 33H143V28H142V25L144 24V25H151V24H149V23H152V20L150 21V20H148L150 17H153V18H155L154 19V24L153 25H151V26H155V25H157L156 23H158V27L160 26V30H162L163 28H165V23H166V21L169 19H172V20H174V21H176V23H179V22H181V21H183V24L186 22V24L190 21L189 19H188V22H187V15H189L188 16V18L190 17V15L193 13V12H191V11H193L194 9V11H197L198 13H200V15H202L203 16V2L201 1V2H199V0H198V2H199V6H200V3H201V12L197 9L196 10V8H198V4H196V3H193V2H196L197 0H97L96 2H99V7H100V9L102 8V10L100 11V9L97 11L98 12V14H97V16L99 15V13L100 12H103L102 14H100V19L101 20H99L98 21V19L99 18H96L95 17V12H93V9L96 7V3L94 4L93 2H94ZM219 1H221V0H219ZM227 1V0H226ZM230 1V0H229ZM233 1V0H232ZM239 0H237V4L238 5H240L239 3L240 2H238ZM248 0H244V2H247ZM252 2H253V0H251ZM250 0L248 1V4L247 3H244L243 1H241L242 3H244V5L245 4H247V6H245V8H246V10L248 9V5H249V10H250V8H251V11H253V9L255 10H257L258 8L257 7H255L254 8V6L256 5L255 3H257V4H259L258 2H256V1H258V0H254V2L252 3ZM259 1H262V0H259ZM192 2V4H190ZM207 2H208V0H207ZM218 2V1H217ZM250 2L252 3V4H250ZM221 3H223L221 6L222 7H224L223 9H224V15L225 16H227V14H225V12H227L228 14H229V10H231L232 8V6H230V7H228L229 5H227V8L229 9H227L225 6V4H227L228 3V1H227V3H225V1L223 2V1H221ZM236 3V2H235ZM101 4V5H100ZM190 4V5H189ZM195 4V5H194ZM204 4H207V3H204ZM214 4L215 3H213V4H211L213 7H214ZM229 4H231V3H229ZM93 5H94V7H93ZM191 5H194V6H197V7H192ZM210 5V4H209ZM208 5V6H209ZM217 5V4H216ZM238 5H234V7H236L237 8V6ZM242 6H244L243 4H241ZM251 5V6H250ZM241 6V7H242ZM259 6H261V5H259ZM258 6V7H259ZM263 6V5H262ZM200 7H199V9H200ZM207 7V5H205V9L206 10H209V9H207L206 8ZM221 7V8H222ZM240 7V8H241ZM215 8V7H214ZM216 8H217V6H216ZM218 8H220V7H218ZM226 8V9H225ZM235 8V9H236ZM243 8V7H242ZM244 8V9H245ZM263 8V7H262ZM193 9V10H192ZM204 9V10H205ZM216 10V9H215ZM220 10V9H219ZM222 10V9H221ZM220 10V14H222L223 12ZM234 10V9H233ZM248 10V11H249ZM264 9H262L261 11H263ZM94 11H95V9H94ZM115 11H118L117 13L115 12ZM212 11V10H211ZM229 11V12H228ZM243 10L241 9V12H242ZM260 11V12H261ZM191 12V13H190ZM208 13H209V11H207ZM231 12H234V11H231ZM238 12V11H237ZM241 12H239V14H237V15H240L241 14ZM246 12V11H245ZM250 12V11H249ZM40 13H41V15H40ZM112 13H115V14H113L114 16L115 15H117V17H115L116 19H112V18H109L110 16L109 15H111V17H113L112 16ZM197 13V14H198ZM202 13V14H201ZM205 13V12H204ZM216 13V12H215ZM215 13H213V14H215ZM251 13V12H250ZM255 13V12H254ZM257 13V12H256ZM129 14H131V15H129ZM193 14H195V12L193 13ZM196 14V15H197ZM207 14V13H206ZM220 14H219V17H220ZM253 14V13H252ZM42 15H45V16H43V17H41ZM101 15H104V16H101ZM128 15L130 16V18H128ZM199 15V14H198ZM208 15V14H207ZM212 15V14H211ZM251 15V14H250ZM257 15V14H256ZM258 15H261V14H258ZM202 16H200V17H202ZM215 16V15H214ZM217 16V15H216ZM176 17V18H175ZM177 17H178V19L180 18V17H182L183 18V20H179L178 21V19H177ZM191 17H194V16H191ZM210 17V16H209ZM208 17V18H209ZM212 17H213V15H212ZM222 17H223V14H222ZM221 17V18H222ZM228 17V16H227ZM230 17H231V15H230ZM230 17H228V19L230 18ZM235 17V16H234ZM241 17H243V15L241 16ZM175 18V19H174ZM197 18H198V16H197ZM196 18V16H195V19H197ZM207 18V19H208ZM236 18H239V17H236ZM111 19V20H110ZM157 19V20H156ZM167 19V20H166ZM194 19V18H193ZM199 20L201 19V18H198ZM216 19V18H215ZM219 19V18H218ZM227 19V18H226ZM225 19V20H226ZM245 19V18H244ZM244 19L242 18L241 20H243V22H244ZM147 20L149 21L148 23H147ZM206 20V19H205ZM221 20V19H220ZM224 20V19H223ZM234 19L232 18V21H233ZM236 21H238L237 19H235ZM235 20H234V22H235ZM246 20H248V19H246ZM146 21V23H144ZM156 21H158V22H156ZM165 21V22H164ZM171 21V20H170ZM173 21V22H174ZM203 21V20H202ZM202 21H201V23H202ZM212 21V20H211ZM211 21H210V23H211ZM214 21V20H213ZM213 21H212V24H216V23H213ZM253 21V20H252ZM156 22V23H155ZM193 22V21H192ZM191 22V23H192ZM208 22V21H207ZM215 22V21H214ZM219 23H220V21H218ZM221 22H222V20H221ZM227 22V21H226ZM225 21H224V25H225V23H226ZM230 22V21H229ZM229 22H227V27H228V24H230ZM239 23L241 22L242 23V21H238ZM246 22V21H245ZM244 22V23H245ZM130 23H132V25L130 24ZM167 23H169V21H167ZM166 23V24H167ZM175 23V22H174ZM197 23V22H196ZM200 23V22H199ZM219 23H218V25H219ZM235 23H237V22H235ZM247 23H250V21L248 20L247 22H246V24ZM252 23V22H251ZM257 23V22H256ZM259 23V22H258ZM164 24V25H163ZM180 24V23H179ZM183 24H182V26H183ZM186 24L184 25L185 27H187L186 26ZM203 24V23H202ZM234 24V23H233ZM232 23H231V27H232V29H233V26H235V24L233 25ZM260 24V23H259ZM144 26V28H146L145 30L146 31H148L149 29H148V26ZM170 25V24H169ZM168 24H167V30H169L170 29V27H169V29H168V26H169ZM171 25H172V23H171ZM176 25H178V24H176ZM196 24H194L193 26H195ZM209 25V24H208ZM221 25H222V23H221ZM221 25H220V27H221ZM233 25V26H232ZM244 25V24H243ZM248 25V28H249V25L250 24H247ZM246 25V26H247ZM252 25V24H251ZM250 25V27H252ZM256 25V24H255ZM151 26H149V27H151ZM162 26H164L163 28H162ZM179 26V25H178ZM188 26H190V25H188ZM206 26V25H205ZM217 26V25H216ZM225 26V27H226ZM176 27V26H175ZM181 27V26H180ZM202 27H204L203 25H202ZM201 27V28H202ZM208 27H210V26H208ZM214 27V26H213ZM231 27H230V30H231ZM241 27H243V26H241ZM241 27H240V31H241ZM258 27V26H257ZM156 28V27H155ZM162 28V29H161ZM165 28V29H166ZM190 28H191V26H190ZM192 28H194V27H192ZM198 28V27H197ZM197 28L195 29V30H197ZM207 28V27H206ZM210 28H212V27H210ZM209 28V29H210ZM218 28H219V26H218ZM222 28H223V26H222ZM235 28V27H234ZM243 28H247V27H243ZM164 29V30H165ZM178 29V28H177ZM176 29V30H177ZM202 29H204V30H206L205 28H202ZM208 29V30H209ZM215 29V28H214ZM228 30H229V28H227ZM226 29V30H227ZM238 29H239V27H238ZM259 29V28H258ZM144 30V31H145ZM151 30H152V28H151ZM158 30H159V28H158ZM157 30V31H158ZM159 30V31H160ZM163 30V31H164ZM171 30H172V28H171ZM171 30H169V33H170V31ZM175 30V29H174ZM180 30H181V28H180ZM200 30V29H199ZM217 31H218V29H216ZM227 30V31H228ZM233 30H235V29H233ZM246 30V29H245ZM249 30V29H248ZM254 30H256V26H255V28L253 27V31ZM156 31V29H155V32H157ZM159 31H158V33H159ZM163 31H161V32H163ZM182 31V30H181ZM181 31H179V32H181ZM186 31H190V30H186ZM192 31V30H191ZM201 31V30H200ZM209 31H211V30H209ZM212 31H213V29H212ZM222 31H224V30H222ZM238 31V30H237ZM251 31V30H250ZM150 32V31H149ZM148 32V33H149ZM152 32V31H151ZM161 32H160V34H161ZM204 32V31H203ZM202 32V33H203ZM205 32H207V33H209L208 31H205ZM204 32V33H205ZM219 32V31H218ZM226 32V31H225ZM230 33H232L233 32V34H234V31H229ZM239 32V31H238ZM243 32V31H242ZM241 32V33H242ZM245 32H247V31H245ZM252 32V31H251ZM257 32V31H256ZM127 33V34H126ZM147 33V32H146ZM154 33V32H153ZM168 33V34H169ZM183 33H184V31H183ZM187 33V32H186ZM194 33V32H193ZM196 33V32H195ZM199 33V32H198ZM201 33V32H200ZM199 33V34H200ZM201 33V34H202ZM213 33V32H212ZM215 33H216V31H215ZM219 33H221V32H219ZM249 33V32H248ZM252 33H255V32H252ZM133 34V35H132ZM143 34H145V32L143 33ZM156 34V33H155ZM178 34V33H177ZM182 34V33H181ZM210 35H211V33H209ZM208 34V35H209ZM221 34H224L225 35V33H221ZM237 34V33H236ZM239 34V33H238ZM250 34V33H249ZM97 35V36H96ZM140 35H141V37H143V38H141L140 37ZM151 35H153V34H151ZM162 35H163V33H162ZM172 35V34H171ZM193 35V34H192ZM217 35H219V34H216V36ZM228 35V34H227ZM251 36H252V34H250ZM80 36H81V38H83V37H85L84 38V40L86 39V41H85V43H84V40L82 41L83 42V44H81L80 43V41L78 42L80 45H77L78 43L77 42H75V41H77V39L78 38H80ZM96 38H95V37ZM139 38H138V37ZM157 36H159V35H157ZM167 36V35H166ZM175 36V35H174ZM179 36V35H178ZM181 36H185V34L184 35H181ZM189 36V35H188ZM194 36H195V34H194ZM193 36V37H194ZM204 36V35H203ZM202 36V37H203ZM226 36V35H225ZM239 36H241V35H239ZM244 36H246L245 34H244ZM243 36V37H244ZM75 37H76V39H75ZM78 37V38H77ZM151 37V36H150ZM154 37H155V35H154ZM171 37V36H170ZM176 37V36H175ZM174 37V38H175ZM196 38L197 37H199V36H195ZM207 37V36H206ZM212 36H210V38H211ZM213 37H215V36H213ZM220 37H221V35H220ZM233 37V36H232ZM238 37V36H237ZM250 37V36H249ZM248 37V39H250ZM124 38V39H123ZM130 38V37H129ZM129 38L126 40V41H128L129 40ZM152 38V37H151ZM163 38V37H162ZM177 38H179V37H176L175 39H177ZM181 38H183V37H181ZM185 38V37H184ZM192 38V37H191ZM190 38V39H191ZM195 38V39H196ZM209 38V39H210ZM222 39H223V37H221ZM226 38V37H225ZM224 38V40L223 41H225V40H227V42H228V40L229 39H225ZM230 38V37H229ZM242 38V37H241ZM131 39V38H130ZM148 39V38H147ZM147 39H143V40H147ZM154 39V38H153ZM158 39V38H157ZM160 39V38H159ZM173 39V35H172V37H171V40ZM174 39V40H175ZM186 39H187V37H186ZM201 39V38H200ZM216 39V41L215 42H217L218 40V38L216 37L215 38ZM232 39V38H231ZM245 41H246V39L245 38H243ZM252 39V38H251ZM264 39V38H263ZM79 40V39H78ZM133 40V39H132ZM142 40V41H143ZM150 40V39H149ZM152 40V39H151ZM170 40V38H168V41ZM181 40H183V39H181ZM194 40V39H193ZM196 40H198V39H196ZM201 40H203V39H201ZM206 40H207V38H206ZM232 40H234L235 41V39H234V37H233V39ZM140 41H136V42H139L140 44H143L144 42H140ZM177 41H178V39H177ZM185 40H183V41H178V42H184ZM187 41V40H186ZM189 41V40H188ZM192 41V40H191ZM205 40H203L202 41V45H203V42H204ZM222 41V40H221ZM222 41V42H223ZM233 41V42H234ZM239 41V40H238ZM237 41V42H238ZM242 41V40H241ZM248 41H250V40H248ZM131 42H133V41H131ZM130 42V43H131ZM147 42L149 43V41L147 40ZM146 42V43H147ZM155 42V41H154ZM157 42V41H156ZM162 42H163V40H162ZM171 42V41H170ZM196 42H198V41H196ZM196 42L194 43V44H196ZM209 42H211L210 40H209ZM218 42H220V41H218ZM217 42V43H218ZM231 42V41H230ZM76 43V44H75ZM134 43H135V41H134ZM145 43V44H146ZM172 43V42H171ZM173 43H176L175 41L173 42ZM187 43V42H186ZM207 43H208V40H207ZM214 43V42H213ZM213 43H211V44H213ZM226 43V42H225ZM224 43V44H225ZM260 43V42H259ZM122 44V43H121ZM126 44V43H125ZM133 44V43H132ZM138 44V43H137ZM177 44V43H176ZM184 44H185V42L182 44L183 46H184ZM206 44V43H205ZM204 44V45H205ZM210 44V45H211ZM244 44V43H243ZM147 45V44H146ZM164 45V44H163ZM186 45V44H185ZM188 45H190V44H188ZM187 45V46H188ZM198 45V44H197ZM196 45V46H197ZM223 45V44H222ZM245 45V44H244ZM105 48V53L103 54V56L104 57H101V55H102V51L103 50H101V48H103V47ZM139 46V45H138ZM144 47H143V50H145L144 48H147V47H145V45H143ZM150 46V45H149ZM176 46H178L179 47V45H176ZM183 46H181V47H183ZM187 46L185 47V49L187 48ZM194 47H195V45H193ZM206 46H207V44H206ZM217 46V45H216ZM219 46H220V44H219ZM126 47H128V46H126ZM137 47V46H136ZM155 47V46H154ZM159 47V46H158ZM169 47H171V46H169ZM174 47H175V44H174ZM190 47V46H189ZM188 47V48H189ZM198 47H202V46H199L198 45ZM212 47V46H211ZM214 47V46H213ZM241 47H243V46H241ZM240 47V48H241ZM76 48H77V50H76ZM79 48H81L80 49V51H79V53H77V51L79 50ZM92 50H91V49ZM94 48H96L95 50L96 51H93L94 50ZM99 48H100V50H101V55L100 54H97V56L96 55H92V53H94V54H96L97 53V51L99 50ZM123 49H128V48H125V46L124 47H122ZM121 48V49H122ZM131 48H132V46H131ZM140 48H142V47H140ZM153 48V47H152ZM177 48V47H176ZM187 48V49H188ZM207 48H208V46H207ZM210 48V47H209ZM234 48H236V47H234ZM87 49H88V51H87ZM123 49H122V53H124V51H123ZM135 50H137L136 48H134ZM162 49V48H161ZM173 49H175V48H173ZM178 49H180V48H178ZM186 49V50H187ZM190 49H192L191 47H190ZM205 49V48H204ZM219 49V48H218ZM223 49V48H222ZM74 50V51H73ZM76 50V51H75ZM91 50V51H90ZM99 50V51H100ZM147 51H148V53H149V48L148 49H146ZM170 50V49H169ZM171 50H172V48H171ZM176 51H177V49H175ZM181 50V49H180ZM183 50H184V48H183ZM200 50V49H199ZM232 50V49H231ZM240 50V49H239ZM242 50V49H241ZM244 50V49H243ZM242 50V51H243ZM246 50V49H245ZM248 50V49H247ZM261 50V49H260ZM127 51H129V50H127ZM127 51H126V53H127ZM142 51V50H141ZM152 51V50H151ZM174 51V50H173ZM173 51H172V53H173ZM176 51H175V53H176ZM211 51V50H210ZM219 51V50H218ZM76 53V55L78 54L79 55V57L77 56L76 58L78 59V63L76 62V63H73V61L75 60L76 61V58H74V57H72V56H70V55H73L72 53ZM134 53H135V51H134ZM205 53H206V51H205ZM227 53H228V51H227ZM226 53V54H227ZM230 53H231V51H230ZM236 53H237V50H236ZM240 53H241V51H240ZM240 53L238 54V56L240 55ZM243 53H244V51H243ZM67 54V56L66 57H64L65 55ZM129 54V53H128ZM133 54V53H132ZM132 54H130V55H132ZM139 54V53H138ZM143 54V53H142ZM146 54V53H145ZM144 54V55H145ZM150 54V53H149ZM152 54V53H151ZM171 54V53H170ZM179 54V53H178ZM181 54V53H180ZM183 54V53H182ZM186 54V53H185ZM215 55H216V53H214ZM218 54V53H217ZM242 54V53H241ZM255 54H256V50H255ZM259 54V53H258ZM75 55V54H74ZM73 55V56H74ZM89 55V56H90ZM136 55V54H135ZM153 55H155L154 53L151 55V57L153 58ZM169 55V54H168ZM168 55H167V57H168ZM175 55V54H174ZM190 56H191V54H189ZM189 55H188V57H189ZM220 55V54H219ZM233 55V54H232ZM85 56V57H84ZM95 56V57H94ZM115 56V57H114ZM120 56H121V54H120ZM127 56V55H126ZM129 56V55H128ZM137 56V55H136ZM148 56V55H147ZM146 56V57H147ZM158 56V55H157ZM166 56V55H165ZM173 58H176V57H174L173 55H171ZM184 56V55H183ZM214 56V55H213ZM224 56H225V54H224ZM231 56V55H230ZM259 56H261L260 54H259ZM63 57V58H62ZM83 57V58H82ZM116 57V58H117ZM121 57H124V55H122ZM121 57H119L120 59H121ZM130 57V56H129ZM171 57V58H172ZM179 57H181L180 55H179ZM194 57V56H193ZM197 57V56H196ZM195 57V58H196ZM216 57V56H215ZM214 57V58H215ZM227 57V56H226ZM237 57V56H236ZM240 57V56H239ZM243 57V56H242ZM255 57V56H254ZM71 58H72V60H71ZM96 58H95V60H96ZM99 58V59H100ZM138 58V57H137ZM136 58V59H137ZM148 58V57H147ZM164 58V57H163ZM170 57H169V60L171 59ZM178 58V57H177ZM182 58V57H181ZM183 58H186V60L188 59L187 57H183ZM200 58V57H199ZM205 58V57H204ZM221 58V56L219 57V59ZM230 58V57H229ZM232 58V57H231ZM238 58V57H237ZM236 58V59H237ZM241 58V57H240ZM245 58V57H244ZM253 58V57H252ZM55 59V63H53L54 61L53 60ZM58 60V62H57V60ZM86 59V61H90V60H87ZM92 59V58H91ZM120 59H119V61H120ZM126 59V58H125ZM125 59H123L124 61H125ZM154 59V58H153ZM152 59V60H153ZM165 59H166V57H165ZM168 59V58H167ZM223 59V58H222ZM225 59H227V58H224V60ZM235 59V60H236ZM239 59V58H238ZM260 59V58H259ZM258 59V60H259ZM262 59V58H261ZM264 59V58H263ZM48 60L50 61V62H52V64L51 63H47L48 62ZM52 60V61H51ZM84 60V61H83ZM93 60V59H92ZM95 60H93V61H95ZM113 60V59H112ZM118 60V59H117ZM141 60H143V59H141ZM145 60V59H144ZM147 60V59H146ZM145 60V61H146ZM155 60H158V61H160L159 60V58H156ZM164 60V59H163ZM188 60H190V59H188ZM198 60V59H197ZM241 60V59H240ZM240 60H238V61H240ZM96 61H98V58H97V60ZM100 62H101V60H99ZM144 61V62H145ZM154 61V60H153ZM162 61V60H161ZM167 61V60H166ZM185 61V60H184ZM193 61H194V58H193ZM199 61V60H198ZM213 61V60H212ZM221 61V60H220ZM219 61V63H221ZM223 61V60H222ZM81 62V63H82ZM110 62H111V60H110ZM109 62V63H110ZM141 62V61H140ZM164 62V61H163ZM185 62H187V61H185ZM189 62V61H188ZM201 62V61H200ZM215 62V61H214ZM227 62H228V59H227ZM244 62V61H243ZM246 62V61H245ZM257 62H259V61H257ZM73 63V64H72ZM88 63H92V62H88ZM87 63V64H88ZM94 63V62H93ZM97 63V62H96ZM122 64H123V62H121ZM126 63H128V62H126ZM141 64V63H139V62H136V64ZM151 63V62H150ZM169 63V62H168ZM208 63V62H207ZM210 63V62H209ZM225 63V62H224ZM237 63V62H236ZM248 63V62H247ZM252 63V62H251ZM67 64V65H66ZM90 64L88 65V66H90ZM95 64V63H94ZM101 64V63H100ZM105 64H108V63H105ZM104 64V65H105ZM114 64V63H113ZM115 64H117L116 62H115ZM145 64V63H144ZM147 64V63H146ZM151 64H153V63H151ZM151 64H149V66L151 65ZM157 64V63H156ZM155 63H154V65H156ZM162 63L160 62L159 63V65H161ZM165 64H167V62L165 63ZM192 64V63H191ZM205 64V63H204ZM223 64V63H222ZM226 64H228V65H230L229 63H226ZM225 64V65H226ZM238 64H240L239 62H238ZM241 64L243 65V63L241 62ZM81 64H79V66H80ZM86 64H84L83 65V67H86L85 66ZM103 65V64H102ZM102 65H100V66H102ZM109 65V64H108ZM107 65V66H108ZM129 65V64H128ZM153 65V66H154ZM172 65H173V63H172ZM178 65V64H177ZM193 65V64H192ZM208 65V64H207ZM228 65H226V66H228ZM234 65H235V67L237 66L236 64H233V68H234ZM70 66V65H69ZM75 66H78V65H75ZM92 66V65H91ZM119 66V65H118ZM124 66V65H123ZM123 66H121V67H123ZM136 66V65H135ZM141 66H143L142 64H141ZM148 66V65H147ZM162 66H164V64H162ZM162 66H160V67H162ZM166 66V65H165ZM168 66H169V64H168ZM182 66V65H181ZM188 66V65H187ZM206 66V65H205ZM211 66V65H210ZM218 66H220V65H218ZM222 66V65H221ZM231 66H232V64H231ZM246 66H249V65H247L246 64ZM82 67V65L79 67L80 69H84V68H81ZM93 67V66H92ZM121 67H119V68H121ZM128 67V66H127ZM127 67H124V68H127ZM150 67H152V65L150 66ZM157 67V69H158V65L156 66ZM155 67V68H156ZM167 67V66H166ZM170 67H171V65H170ZM193 67H195V66H193ZM193 67L191 68V70H190V68H189V70L190 71H192V69H193ZM212 67H214L213 65H212ZM223 67V66H222ZM238 67V66H237ZM241 67V66H240ZM239 67V68H240ZM61 68V67H60ZM63 68H61V69H63ZM71 68V67H70ZM78 68V67H77ZM90 68V67H89ZM95 68V67H94ZM106 68V67H105ZM112 68H113V65H112ZM117 68V67H116ZM143 68V67H142ZM145 68V73H146V69H147V67H144ZM172 68L174 69V67L172 66ZM175 68H178V67H175ZM182 68H183V66H182ZM185 68L186 67H184V70H185ZM204 68H206V67H204ZM203 68V69H204ZM208 69H209V71L212 69H210L209 67H207ZM215 68H216V65H215ZM219 68V67H218ZM227 68V67H226ZM262 68V67H261ZM65 69V68H64ZM75 69V68H74ZM111 69V68H110ZM115 69V67L113 68V70ZM127 69H129V68H127ZM131 69V68H130ZM138 69H140V65H139V67H138ZM156 69V70H157ZM164 69V68H163ZM167 69V68H166ZM166 69H164L165 71H166ZM180 69V68H179ZM197 69V68H196ZM200 69V68H199ZM202 69V68H201ZM200 69V70H201ZM202 69V71H206V69L205 70H203ZM214 69V68H213ZM245 69V68H244ZM46 70H48L47 72H45V73H43L44 71H46ZM52 70V69H51ZM67 70V69H66ZM69 70V69H68ZM79 70V69H78ZM87 70V69H86ZM103 70V69H102ZM121 70H125V69H121ZM135 70H136V68H135ZM143 70V69H142ZM141 70V71H142ZM152 70V69H151ZM154 70V69H153ZM161 69H158V71H160ZM164 70L163 71H160L161 73L163 72L164 73ZM169 69H167V71H168ZM172 70V69H171ZM177 69H175V71H174V73L175 72H177L176 71ZM181 70V69H180ZM179 70V71H180ZM187 70H188V67H187ZM187 70H185V71H187ZM198 70V69H197ZM196 70V71H197ZM216 69H214V70H212V71H215ZM222 70H225V73H226V69H222ZM233 70V69H232ZM231 70V71H232ZM237 70H239V69H237ZM64 71V70H63ZM62 71V72H63ZM69 71H74V72H76V70H69ZM79 71H81V70H79ZM88 71H90V70H88ZM108 72H109V70H107ZM128 71V70H127ZM127 71H122V72H124V74L127 72ZM131 70H129L128 72H127V74L130 72ZM139 71V70H138ZM178 71V72H179ZM182 71V70H181ZM190 71H188V73L190 72ZM217 72L219 71V69H217L216 70ZM228 71H229V68H228ZM236 70H234V71H232L233 72V75H235L234 74V72H235ZM244 71V70H243ZM68 71H66L65 73L66 74H68L67 73ZM83 72V71H82ZM86 72V71H85ZM91 72V71H90ZM101 72V71H100ZM99 72V73H100ZM122 72H120V73H122ZM132 72V71H131ZM160 72H158V73H160ZM171 72V71H170ZM203 72V73H204ZM207 72V71H206ZM220 72V71H219ZM263 72V71H262ZM42 73L43 74H45V75H42ZM61 73V72H60ZM65 73H63V74H65ZM81 73V72H80ZM87 73H89V72H87ZM93 73H95V70H94V72ZM96 73H97V71H96ZM98 73V74H99ZM102 73H104V71L102 72ZM106 73V72H105ZM105 73H104V76H105ZM110 73V72H109ZM108 73V74H109ZM133 73H135V72H133ZM141 73V72H140ZM142 73H144V71H142ZM155 73V72H154ZM167 73V72H166ZM172 73H173V71H172ZM185 73V72H184ZM198 73V72H197ZM197 73H195L194 72V74H197ZM202 73V74H203ZM216 72H214V74H215ZM235 73H237V71L235 72ZM240 73V72H239ZM242 73V72H241ZM65 74V75H66ZM71 74H73L72 72H70V76H71ZM83 74H84V72H83ZM108 74H107V76H108ZM124 74H122V75H117V74H115V73H112V74H110L109 75V77H107L106 76V78H109V79H106L107 81H109V80H111L110 82H115V80H116V82L118 81V82H120V85L122 84V83H126L125 85H126V88L128 87V86H130V84L132 85L133 83L135 84L136 82H139L138 80H140L141 79V81L143 82L144 80L142 79V77H143V74H142V76H141V74L140 75H136V76H133V77H123V75ZM126 74V75H127ZM149 74V73H148ZM147 74V75H148ZM153 74V73H152ZM152 74H150V75H152ZM171 74V73H170ZM178 74V73H177ZM186 74H187V72H186ZM185 74V75H186ZM192 74H193V72H192ZM202 74H200V71H199V75H202ZM209 74V73H208ZM208 74H206V76L208 75ZM212 74V73H211ZM218 75H220L219 73H217ZM217 74H216V79H219V78H217ZM221 74H223V72L221 73ZM238 74V73H237ZM245 74H247V73H245ZM264 74V73H263ZM262 74V75H263ZM69 75V74H68ZM86 75H88V74H86ZM85 75V76H86ZM96 75V74H95ZM111 75H112V77H115L116 76V78H111ZM125 75V76H126ZM132 75V74H131ZM145 75V74H144ZM147 75H145V77H146V80H147ZM160 75V74H159ZM159 75H157V77L159 78ZM162 75V74H161ZM164 75V74H163ZM198 75V74H197ZM225 75V74H224ZM230 75H231V72H230ZM229 75V76H230ZM248 75V74H247ZM258 75V74H257ZM4 76H9V78H7L8 80H5V78L3 79V77ZM45 76V77H44ZM58 76H59V74H58ZM57 76V77H58ZM61 76V75H60ZM76 76V75H75ZM83 76V75H82ZM81 76V77H82ZM100 76H101V73H100ZM100 76L98 75V77L100 78ZM166 76H167V74H166ZM173 76H175V75H172V77ZM186 76H188V75H186ZM194 76V75H193ZM193 76H192V78H193ZM196 76V75H195ZM205 76V75H204ZM210 76V75H209ZM213 77H214V75H212ZM226 76V75H225ZM225 76H224V78H225ZM232 76V75H231ZM237 76V75H236ZM235 76V77H236ZM240 76V75H239ZM242 76H243V73H242ZM55 77V76H54ZM66 77V76H65ZM68 77V76H67ZM87 77H89V76H87ZM97 77V76H96ZM149 77H151V76H149ZM155 77H156V74H155ZM168 77L170 78L171 76L169 75V72H168ZM168 77H167V79H168ZM197 77V76H196ZM196 77H194V78H196ZM200 77V76H199ZM211 77V76H210ZM228 77V76H227ZM234 77V78H235ZM80 78V77H79ZM95 78V77H94ZM102 78H103V76H102ZM105 78V77H104ZM144 78V77H143ZM157 78V79H158ZM183 78V77H182ZM185 78V77H184ZM184 78H183V80H184ZM190 78V77H189ZM202 78H204V77H202ZM212 78V77H211ZM221 78H223V77H221ZM247 78V77H246ZM259 78V77H258ZM262 78V77H261ZM44 79H46L45 81H46V85H45V81H43ZM52 79H53V77H52ZM57 79V78H56ZM55 79V80H56ZM72 79V78H71ZM83 79V78H82ZM86 79V78H85ZM88 79V78H87ZM113 79V80H112ZM149 79V78H148ZM162 81L164 80L163 79V77L162 78H160ZM160 79H159V81H160ZM167 79H165V80H167ZM171 79V78H170ZM174 79V78H173ZM191 79V78H190ZM215 79V80H216ZM228 79V78H227ZM230 79V81H231V78H229ZM229 79H228V81H229ZM237 79H240V78H237ZM242 79V78H241ZM241 79L239 80V81H241ZM244 79V78H243ZM5 80V81H4ZM54 80V79H53ZM52 80V81H53ZM76 80H77V76H76ZM89 80V79H88ZM100 80H102L101 78H100ZM105 80V81H106ZM146 80H145V82L144 83H146L147 84V82H146ZM152 81L151 82H153V79H151ZM164 80V82H166ZM172 80V79H171ZM198 80V79H197ZM201 80V79H200ZM209 80H211V79H209ZM214 80V79H213ZM212 80V81H213ZM233 80V79H232ZM235 80H236V78H235ZM248 80H249V78H248ZM7 81V82H6ZM42 81H43V84L45 85V87H44V85H43V87H42ZM51 81V80H50ZM49 81V82H50ZM60 81V80H59ZM63 81H65V80H63ZM72 81V80H71ZM91 81H92V78H91ZM106 81V82H107ZM121 81H124V82H121ZM141 81H140V83H141ZM149 83H150V81L149 80H147ZM156 82H157V80H155ZM175 81H177V80H175ZM174 81V82H175ZM190 81V80H189ZM193 81V80H192ZM201 81H203V79L201 80ZM221 81H223V80H221ZM227 81V80H226ZM234 81V80H233ZM238 80H237V82H239ZM4 82H6V83H4ZM56 82V81H55ZM60 82H62V81H60ZM67 82V81H66ZM69 82H70V80H69ZM69 82H67V83H69ZM73 82V81H72ZM86 82V81H85ZM88 82V81H87ZM95 82V81H94ZM98 82V81H97ZM102 82H104V81H102ZM174 82L172 81V83L174 84ZM187 83H188V85H189V83L190 82H188V81H186ZM186 82H184L185 84H186ZM194 82V81H193ZM205 82H207V79H206V81ZM210 82V81H209ZM208 82V85L210 84ZM214 82H216V81H214ZM213 82V83H214ZM219 82V81H218ZM232 82V81H231ZM235 82V81H234ZM233 82V83H234ZM237 82H235L236 84H237ZM241 82H243V81H241ZM240 82V83H241ZM244 82H245V80H244ZM243 82V83H244ZM50 83H52V82H50ZM49 83V84H50ZM63 83V82H62ZM65 83V82H64ZM75 83V82H74ZM82 83V82H81ZM93 83V82H92ZM101 82H98V83H94L95 85L96 84H100ZM129 83V85H127ZM154 83V82H153ZM159 83H161V81L159 82ZM178 83V82H177ZM196 82H194V84H195ZM198 83V82H197ZM202 83H204V82H202ZM227 83V82H226ZM246 83H247V81H246ZM7 84V85H8ZM21 84H23V85H21ZM73 84V83H72ZM86 84V83H85ZM89 85H90V83H88ZM93 84V85H94ZM102 84V83H101ZM105 84V83H104ZM104 84H102V86L104 85ZM109 84H111V83H109ZM113 84V83H112ZM112 84H111V86H112ZM115 84V83H114ZM117 84V83H116ZM133 84V85H134ZM137 84V83H136ZM145 84V85H146ZM162 84V83H161ZM169 84H170V82H169ZM193 84V83H192ZM199 84H201V82L199 83ZM205 84V83H204ZM221 84L223 85V83L221 82V83H218V85H220L221 86ZM225 84V83H224ZM228 84V83H227ZM229 84H231V83H229ZM228 84V85H229ZM248 84V83H247ZM246 84V85H247ZM251 84V83H250ZM249 84V85H250ZM10 85H8L10 88L12 87V86H10ZM33 85V86H32ZM54 85H57V84H54ZM61 85V84H60ZM65 85L67 86V84L65 83ZM69 85V88H67V90H69V89H71V87H70V85L71 84H68ZM94 85V86H95ZM107 85H108V83H107ZM125 85H124V87H125ZM142 85H144V84H142ZM153 85V84H152ZM164 85H165V83H164ZM177 85V84H176ZM198 85V84H197ZM205 85H207V84H205ZM215 85V84H214ZM228 85H223L224 86V88H226L227 89V87L226 86H228ZM238 85V84H237ZM8 86H7V89H9L8 88ZM24 86V88H26ZM52 86V85H51ZM58 86V85H57ZM75 86V85H74ZM77 86V85H76ZM80 86V85H79ZM83 86H84V84H83ZM90 86H92V85H90ZM90 86H88V87H90ZM101 86V87H102ZM106 85H104V87H105ZM115 86V85H114ZM122 86V85H121ZM148 86V85H147ZM158 86H160L159 84H158ZM184 86V85H183ZM186 86V85H185ZM184 86V87H185ZM193 86V85H192ZM229 86H231L232 87V85H229ZM233 86H235L236 87V85L234 84ZM244 86V85H243ZM254 86V85H253ZM15 87H14V90H15ZM63 87H64V85H63ZM62 87V88H63ZM68 87V86H67ZM87 87V85H85L84 87H79L80 89L79 90H81L80 91V94L81 95H79V96H83V98H84V94H82V92H85V93H87L88 91V88ZM100 87V86H99ZM103 87V88H104ZM109 88H110V86H108ZM108 87H106L105 88V90L107 91L109 88ZM151 87V86H150ZM172 87H174V86H172ZM182 87V86H181ZM183 87V88H184ZM189 87V86H188ZM188 87H186V90H187V88ZM196 87V88H195ZM199 87H200V85H199ZM199 87L198 86H194V89H199ZM203 87V88H202ZM204 87L205 88H207L206 86H203V84H202V86H201V89H202V91H200V89H199V91H200V93H197L198 91L197 90H194V92L195 91H197V92H195V93H197V94H195V93H193V91L191 92V94H190V92H189V96H191L192 94H194V95H196V98H195V96L193 97V96H191V98L189 97V96H187L188 98L185 100L184 99V95H183V99L184 100H182L183 102L182 103H180V104H182L181 106H183L180 110L179 109H177V111L175 110L176 108V106H174L173 107V103L175 102H173L172 104H170V106H169V103L168 104H165V105H168L169 106V108H171V107H173V108H175L174 110V112L176 113V115H178V116H176V115H174L175 117H173V115L172 114H174V113H172L171 111L172 110H170L169 112L171 113H167L166 111L168 110V107L166 106V108H167V110L166 111H164V112H166L167 114V116L162 112V110L160 111H158V112H162V114H159V115H157V114H155V115H157L156 116V118H154L155 120L153 121V120H149L150 122H151V124H150V126H152V129H154L153 127H155L156 128V126H157V128L159 129V128H161L162 127V129H163V127H164V124H165V126L166 125H168L169 124V120H172V117L173 118H175V119H177V118H179V121L178 120H176V123H177V121H178V125H179V123H181V125H180V127H184V125H185V127H186V121H184V120H186V119H194L195 118V114H197L199 117H197L196 119H198V118H200V116L202 117L206 112H207V105H206V109L205 108H203V104L201 103V101H200V99L201 100H203L199 95L200 94H204ZM210 87H212V86H210ZM240 87H242V85L240 86ZM240 87L239 86H237L236 88H239L240 89ZM23 88V89H24ZM47 88H49V85L47 86ZM46 88V89H47ZM61 88V87H60ZM74 88V87H73ZM76 88H78V87H76ZM83 88V89H82ZM91 88V87H90ZM113 88H115V87H113ZM130 88H131V86H130ZM135 88H137V86L135 87ZM140 88V87H139ZM138 88V89H139ZM142 88V87H141ZM193 88V87H192ZM209 88V87H208ZM218 88V87H217ZM220 88H223L222 86L220 87ZM223 88V89H224ZM233 88V87H232ZM235 88V89H236ZM247 88V87H246ZM257 88V87H256ZM256 88H253V90H252V92L254 91V89H256ZM13 88H11V90H12ZM21 89H18L19 91H21V94L22 93H27V89H29V88H27V89H25V91H23V90H21ZM31 89H33V88H31ZM46 89H45V91H46ZM51 89V88H50ZM50 89H48L49 90V92H50ZM53 89V88H52ZM84 89H86V90H84ZM94 89H95V87H94ZM98 88H96V90H97ZM112 89V88H111ZM122 89V88H121ZM124 89V88H123ZM144 89H146V88H144ZM149 89H153V88H149ZM155 89H157V88H155ZM159 89H160V87H159ZM158 89V92L161 90H159ZM214 89V88H213ZM225 89V90H226ZM230 89V88H229ZM228 89V90H229ZM235 89H233V90H235ZM243 89V88H242ZM6 90V89H5ZM44 90V89H43ZM42 90V91H43ZM64 90H66V89H64ZM74 90V89H73ZM92 90H93V88H92ZM91 90V91H92ZM96 90H94V91H96ZM102 90V88L100 89V91ZM110 90V89H109ZM113 90V89H112ZM116 91H118L117 90V87H116V89H115ZM115 90H113V91H115ZM126 90V89H125ZM127 90H129L128 88H127ZM126 90V91H127ZM133 90V89H132ZM142 90V89H141ZM163 90V89H162ZM161 90V91H162ZM170 90V89H169ZM174 90V89H173ZM177 90V89H176ZM175 90V91H176ZM183 90H185V88L183 89ZM186 90H185V92H186ZM190 90V89H189ZM188 90V91H189ZM208 89H205V92L207 91ZM216 90V89H215ZM218 90V89H217ZM216 90V91H217ZM9 90H7V91H5V93L6 92H8ZM15 91H17V90H15ZM35 91H37V90H35ZM44 91V92H45ZM55 91H56V89H55ZM71 91V90H70ZM93 91V92H94ZM106 91H104L103 90V92L105 93ZM115 91V92H116ZM121 91V90H120ZM149 91V90H148ZM154 91V93H155V91L156 90H153ZM180 91H182V90H180ZM208 91H210V88H209V90ZM212 91V90H211ZM224 91V90H223ZM227 91V90H226ZM236 91V90H235ZM239 91V90H238ZM249 91V90H248ZM29 92V91H28ZM40 92V91H39ZM48 92V91H47ZM46 92V93H47ZM52 92V91H51ZM73 92H77L78 93V91H73ZM108 92V91H107ZM111 92V93H110ZM110 92H109V94H112V91L110 90ZM119 92V91H118ZM122 92V91H121ZM128 92V91H127ZM134 92V91H133ZM132 92V94H134ZM135 92L136 93H139L140 91H136L135 90ZM157 92V91H156ZM169 92V91H168ZM174 92V91H173ZM202 92V93H201ZM220 92H222V91H220ZM228 92V91H227ZM226 92V93H227ZM237 92V91H236ZM244 92V91H243ZM257 92H258V90H257ZM1 93H4V90H3V92L1 91L0 92V95H1ZM4 93V94H5ZM9 93V92H8ZM8 93H6V94H8ZM10 93H12V95H13V93H16V92H11L10 91ZM10 93L8 94V96H10L11 97V95H10ZM25 93H24V95H25ZM31 93V91L29 92V93H27V94H30ZM33 93V92H32ZM35 93V92H34ZM53 93V92H52ZM55 93V92H54ZM66 93H68V98L69 97H71V93L70 92H68V91H66ZM92 93V92H91ZM95 93V92H94ZM101 92H99V90H98V94L99 95H101L100 94ZM130 93V92H129ZM143 94H144V91L142 92ZM147 93H151V91H149V92H147ZM181 93V92H180ZM187 93V92H186ZM215 93V92H214ZM219 93V92H218ZM217 93V94H218ZM249 93V92H248ZM253 93H255V91L253 92ZM252 93V94H253ZM4 94H2V95H4ZM18 94H19V92H18ZM21 94H20V97H21ZM26 94V95H27ZM39 94H41V93H39ZM38 94V95H39ZM50 94V93H49ZM93 94V93H92ZM96 94V96H97V92L95 93ZM103 94V93H102ZM105 94H107V93H105ZM125 94V92L123 93V95ZM131 94V93H130ZM141 94V93H140ZM139 94V95H140ZM160 94V93H159ZM179 94V93H178ZM206 94V93H205ZM211 93H209V95H210ZM223 94V93H222ZM229 94V93H228ZM245 94V93H244ZM250 94H251V92H250ZM256 94V93H255ZM36 94H34V96H35ZM38 95H36V96H38ZM43 95H46V94H43ZM42 95V96H43ZM53 94H50V97L52 96ZM64 94H62V96H63ZM67 95V94H66ZM70 95V96H69ZM76 95V94H75ZM90 95V94H89ZM108 95V94H107ZM114 95H115V93H114ZM118 95V94H117ZM122 95V93L120 94V96ZM126 95V94H125ZM129 95V94H128ZM149 96H150V99H152L151 98V96L154 98V94H148ZM154 95V96H153ZM164 95H167V93H165ZM169 95H171V93L169 94ZM174 95V94H173ZM173 95H171V96H173ZM181 95V94H180ZM208 97H210L208 94H206ZM206 95H204V96H206ZM214 95V94H213ZM212 95V96H213ZM224 95V98H225V94H223ZM232 95H234L233 94V92H232V94H231V96ZM240 95H242V94H240ZM239 95V96H240ZM254 95V94H253ZM264 95V94H263ZM29 96V95H28ZM27 96V97H28ZM32 96H33V94H32ZM33 96V97H34ZM57 95H53L52 97H56ZM60 96V95H59ZM74 95H72V97H73ZM78 95L77 96H74L75 98L76 97H79ZM113 95H111V97H112ZM119 96V97H120ZM131 96V95H130ZM129 96V97H130ZM136 96V97H135ZM135 96H132L133 98H129V97H127L126 99L125 98H123L122 97V99L124 100L125 99V101H127L126 103H128L127 105H126V103L124 102V101H122L121 103H125L124 104V109L126 110V111H128V109L130 110L131 109V107L132 108H134V109H131V111L133 110V111H135V112H138V114H139V111H136L135 109H137L138 107H136V106H138V104H136L135 102V98H137V96L138 95H135ZM142 96V95H141ZM158 96V95H157ZM162 95H159L158 97L160 98ZM168 96V95H167ZM176 96V95H175ZM198 96V97H197ZM202 96V95H201ZM218 96V95H217ZM220 96H221V94H220ZM228 96H230V95H228ZM259 96V95H258ZM260 96H262V95H260ZM2 97V96H1ZM0 97V98H1ZM18 97V96H17ZM24 97H26V96H24ZM41 96H39L38 98H40ZM61 97V96H60ZM60 97H56V99H58L59 100V98ZM64 97H66L65 95H64ZM91 97V96H90ZM94 97V96H93ZM98 97H100V96H98ZM103 97V96H102ZM117 97V96H116ZM124 97H126V96H124ZM139 97V96H138ZM144 97L146 98V97H148V96H145L144 95ZM157 97V98H158ZM164 97V96H163ZM200 97V98H199ZM208 97H205V99H207ZM254 97H257V96H254ZM4 98H6V100H7V98H9V97H4ZM13 99H14V97H12ZM11 98V100H13ZM46 98V97H45ZM80 98V97H79ZM97 98V97H96ZM101 98V97H100ZM108 98V97H107ZM106 98V99H107ZM110 98V97H109ZM115 98V97H114ZM143 98V97H142ZM144 98V99H145ZM162 98V97H161ZM166 98V97H165ZM168 98V97H167ZM178 98V97H177ZM189 98H190V100L192 101V103H191V101H190V103H189V108H187L188 110L190 109V107H191V105L190 104H196V105H194V106H197L198 105V101H195V100H197V98H198V100H199V104H200V106L198 105V107H194L193 105V107H194V109L196 108V112L193 114L194 115V117L193 118H191L190 117V115L192 114L191 113V111H188V110H186L185 109V107L186 106H184V105H187L188 106V102H186L185 103V101H187V100H189ZM204 98V97H203ZM211 98H213V97H211ZM221 98V97H220ZM232 98V97H231ZM237 98H238V96H237ZM251 98H253V96L251 97ZM257 98H259V97H257ZM256 98V99H257ZM262 98H264V97H262ZM3 99V98H2ZM21 99V98H20ZM23 99V98H22ZM29 99H31V100H33V102L35 101L32 97L31 98H29ZM28 99V100H29ZM36 100H37V98H35ZM43 99V98H42ZM47 99H48V101L50 100H53V99H50V98H48L47 97ZM60 99H62V98H60ZM71 99V98H70ZM87 99V98H86ZM95 99V98H94ZM105 99V98H104ZM111 99V98H110ZM109 99V100H110ZM113 99V98H112ZM111 99V100H112ZM120 99V100H119ZM115 98V100H116V102L118 101L119 103H120V101L122 100L121 99V97L120 98ZM133 101H135V102H133ZM135 99V100H134ZM138 99V98H137ZM147 99V98H146ZM170 99H172V98H170ZM169 99V100H170ZM218 99H219V97H218ZM221 99H223V96H222V98ZM227 99V98H226ZM254 99V98H253ZM9 100V99H8ZM10 100V101H11ZM19 100V99H18ZM27 100V99H26ZM26 100H24L25 102H26ZM30 100V101H31ZM55 100V99H54ZM57 100V101H58ZM62 100H66L67 101V99H62ZM79 100V99H78ZM77 100V101H78ZM81 100H82V98H81ZM91 100V99H90ZM103 100V99H102ZM109 100H107L108 101V103L109 104H113V103H110L109 102ZM141 100V99H140ZM155 100H157V99H155ZM166 100V99H165ZM174 100H176L175 99V97H174ZM178 101H180L181 99H177ZM208 100V99H207ZM207 100H205L206 102H207ZM210 100V99H209ZM208 100V101H209ZM225 100V99H224ZM229 100H230V98H229ZM259 102H260V98L259 99H257ZM2 101V100H1ZM1 101H0V103H1ZM16 101V100H15ZM23 101V100H22ZM23 101V102H24ZM30 101H28V103L27 104H29V102ZM45 101V100H44ZM47 101V100H46ZM60 101V100H59ZM76 100L74 101V103L75 102H77ZM84 101H85V99H84ZM93 101H95V100H93ZM92 101V102H93ZM98 101L99 100H97V102L96 103H98ZM150 101V100H149ZM167 101V100H166ZM165 101V102H166ZM172 101H173V99H172ZM177 101V102H178ZM196 102V103H193V102ZM204 101V100H203ZM214 101V100H213ZM212 101V102H213ZM216 101V100H215ZM215 101L213 102L214 104H215ZM249 101V100H248ZM252 101V100H251ZM250 101V102H251ZM258 101L256 102V104L258 103ZM3 102V101H2ZM14 102V101H13ZM22 102V103H23ZM24 102V104H26ZM32 102V101H31ZM40 102H43L42 100L40 101ZM52 102V101H51ZM50 102V104H52ZM53 102H55V101H53ZM61 102H63V101H60V103ZM71 102H73V101H71ZM103 102V101H102ZM106 102V101H105ZM113 102V101H112ZM132 102L136 105H134V107H133V105H132ZM140 102H142V101H140ZM143 102H145V101H143ZM146 102H148V100L146 101ZM152 102V101H151ZM155 102H157V101H155ZM158 102H160V101H158ZM162 102V101H161ZM217 102V101H216ZM222 102V101H221ZM263 102V101H262ZM4 103V102H3ZM18 103H20V102H18ZM18 103H17V105H18ZM21 103V104H22ZM36 102H34V104H35ZM45 103V102H44ZM42 104V106H44L45 107V105L47 104V102H46V104ZM59 103V102H58ZM59 103V104H60ZM67 103H68V101H67ZM70 103V102H69ZM86 103H87V101H86ZM88 103L89 104H86V106H89L90 105V102L88 101ZM153 103H154V101H153ZM185 103V104H184ZM204 103V102H203ZM223 103V102H222ZM226 103H228L227 101H226ZM233 103V102H232ZM240 103V102H239ZM244 103V102H243ZM247 103V106H248V104L249 105H251V107H252V105L254 104V105H256L255 104V101L253 102V104H252V102H251V104L250 103H248V102H246ZM5 104V103H4ZM20 104V105H21ZM33 104V105H34ZM37 104H38V102H37ZM62 105H63V103H61ZM65 104V103H64ZM71 104V103H70ZM73 104V103H72ZM76 104V103H75ZM77 104H80L79 102L77 103ZM82 104V103H81ZM101 104V103H100ZM114 104H116V103H114ZM123 104L121 105V106H123ZM129 104H130V106H129ZM154 104H156V103H154ZM179 103H178V105H180ZM203 106H202V105ZM205 104V103H204ZM208 105H209V103H207ZM235 104V103H234ZM264 104V103H263ZM13 105H15L14 103H13ZM16 105V106H17ZM19 105V106H20ZM23 105V104H22ZM32 105V104H31ZM57 105V107L58 106H61V105H58V104H56ZM67 105H69V104H67ZM74 105V104H73ZM83 105V104H82ZM85 105V104H84ZM105 105V104H104ZM125 105L128 107H130V108H127V107H125ZM145 105V104H144ZM144 105H142V106H144ZM151 105V104H150ZM157 105V104H156ZM161 105V104H160ZM164 105V104H163ZM163 105H161V106H163ZM172 105V106H171ZM175 105V104H174ZM176 105H177V103H176ZM212 105V104H211ZM216 108H218V104L216 103ZM226 104H224V106H225ZM230 105V104H229ZM259 104H257V106H258ZM6 106V105H5ZM5 106H4V108H5ZM12 106V105H11ZM47 106V105H46ZM71 106V105H70ZM92 106V105H91ZM99 106V105H98ZM106 107H108V105L106 104L105 105ZM140 106V105H139ZM153 106V105H152ZM151 106V107H152ZM160 106V107H161ZM215 106V105H214ZM221 106V105H220ZM232 106V105H231ZM238 106H240V105H238ZM243 106V105H242ZM256 106V107H257ZM13 107H15V106H13ZM12 107V108H13ZM23 107V106H22ZM27 107H29V106H27L26 105V108ZM33 107V106H32ZM41 107V106H40ZM43 107V109H45ZM57 107H56V109H57ZM65 107V106H64ZM85 107V106H84ZM101 107H102V104H101ZM141 107V106H140ZM145 107H146V105H145ZM145 107L144 108H142L143 110L145 109ZM165 107V106H164ZM163 107V108H164ZM177 107H180V106H177ZM209 107V106H208ZM227 107V106H226ZM234 108H236L235 106H233ZM254 107V106H253ZM259 107H261L262 108V106H261V103H260V106ZM17 108H18V106H17ZM20 108V107H19ZM18 108V109H19ZM25 108V107H24ZM25 108V109H26ZM31 108V107H30ZM36 108H37V105H36ZM42 108V107H41ZM52 108H54V110L56 111V112H59L58 114H60V110H62L63 112H64V110L65 109H67V108H62V109H60V110H56L55 109V107L53 106ZM51 108V106L49 107V109L51 110L52 109ZM114 108V107H113ZM122 108V109H123ZM148 108V107H147ZM153 108H156V107H153ZM152 108V109H153ZM165 108V109H166ZM210 108V107H209ZM215 107H213V109H214ZM216 108L214 109L215 111H217V112H215V113H218V110H216ZM221 108V107H220ZM224 108L225 107H223V108H221L222 110H224ZM245 108V107H244ZM260 108V109H261ZM9 109V108H8ZM14 109V108H13ZM21 109V108H20ZM48 109V110H49ZM64 109V110H63ZM73 109V108H72ZM84 109V108H83ZM82 109V110H83ZM87 110H88V108H86ZM101 109V108H100ZM102 109H104V107L102 108ZM108 109V108H107ZM110 109H112V108H110ZM117 109H119V108H117ZM149 109V108H148ZM159 109V106L157 107V109H154V110H158ZM184 109H185V111L187 112H184ZM191 109H193L192 107H191ZM206 110V112H205V110ZM211 109V108H210ZM209 109V110H210ZM240 109H242L243 110V108H239V110ZM253 109H255V107L253 108ZM256 109H258V107L256 108ZM260 109H258V110H260ZM4 110V109H3ZM10 110H11V107H10ZM10 110L8 111L9 113H10ZM26 110H28V109H26ZM50 110H49V112H50ZM53 110V109H52ZM81 110V109H80ZM86 110V111H87ZM105 110H106V108H105ZM137 110H139V109H137ZM141 110V109H140ZM150 110V109H149ZM148 110V111H149ZM164 110V109H163ZM212 110V109H211ZM230 110H232V109H230ZM234 110V109H233ZM232 110V111H233ZM249 110V109H248ZM247 110V111H248ZM2 111V110H1ZM1 111H0V113H1ZM17 111V110H16ZM19 111V110H18ZM24 112H25V110H23ZM22 111V112H23ZM35 111V110H34ZM42 112H44V111H47V109H45L44 111L43 110H41ZM54 111V112H55ZM71 111H73V110H71ZM71 111L69 110L68 112L72 115V113H71ZM107 111H110V110H107ZM116 111V110H115ZM147 111V110H146ZM147 111V112H148ZM184 113H183V112ZM228 111V110H227ZM226 111V112H227ZM235 111V110H234ZM241 111V110H240ZM255 111V110H254ZM257 111V110H256ZM264 111V110H263ZM27 112V111H26ZM30 112H32V111H30ZM51 112H53V111H51ZM62 112V113H63ZM65 112H67V111H65ZM76 112H78L77 110H76ZM75 112V113H76ZM88 112V111H87ZM117 112V111H116ZM116 112H114V113H116ZM121 112V111H120ZM119 112V113H120ZM140 112H143V111H140ZM152 112V111H151ZM150 112V113H151ZM156 112V111H155ZM154 112V113H155ZM205 112V113H204ZM225 112V111H224ZM223 112V113H224ZM230 112V111H229ZM239 112V111H238ZM246 112V111H245ZM249 112V111H248ZM3 113V112H2ZM13 113H14V110H13ZM13 113L11 114L12 116H14L13 115ZM28 113V112H27ZM33 113V112H32ZM75 113H73L74 115H75V117H76V114ZM89 113V112H88ZM87 113V114H88ZM106 113V112H105ZM108 113V112H107ZM121 113H124L123 111L121 112ZM127 113V112H126ZM128 113L130 114V116H132V117H130L129 115V119H130V123H131V126L130 127H133V126H136V127H134V128H137V126L139 127V128H141L142 127V129L143 128H145V127H147L149 124H147V123H149L148 121H147V123H143V122H146L144 119L143 120H140L139 121V118H140V116H138V114L136 113H134L133 112V115L128 111ZM208 113H209V111H208ZM220 113H221V111H220ZM240 113V114H239ZM238 114H239V117L241 116V112H239ZM256 113V112H255ZM261 113V112H260ZM8 114V113H7ZM15 114V113H14ZM20 114V113H19ZM23 114H25V113H23ZM29 114V113H28ZM39 114V113H38ZM45 114H47V118H48V115L49 116H51L50 117V119L53 117L52 115H50V114H48V113H45ZM64 114H66V116H67V118H68V115H67V113H64ZM69 114V115H70ZM99 114V113H98ZM110 114H111V112H110ZM110 114L108 113V115L110 116ZM141 114H144V113H141ZM147 113L145 112V115H146ZM149 114V113H148ZM152 115H153V112L151 113ZM151 114H150V116H151ZM211 114V113H210ZM231 114V113H230ZM235 114V113H234ZM249 114V113H248ZM262 114V113H261ZM10 115V114H9ZM16 115V114H15ZM18 115V114H17ZM36 116H38L37 114H35ZM40 115V114H39ZM56 115V113L54 114V116ZM74 115H72L73 117H74ZM92 115V114H91ZM144 115V116H145ZM170 115H172V116H170ZM212 115H213V113H212ZM216 115V114H215ZM225 115V114H224ZM247 115V114H246ZM0 116H2V114L0 115ZM6 116V115H5ZM4 116V117H5ZM31 116V115H30ZM90 116V115H89ZM118 116V115H117ZM123 116V115H122ZM121 115H120V117H122ZM125 116H126V114H125ZM143 115H142V118L144 117ZM148 116V115H147ZM189 116V117H188ZM210 116V115H209ZM231 116V115H230ZM235 116V115H234ZM233 116V117H234ZM243 116V115H242ZM253 116V115H252ZM263 116V115H262ZM15 117V116H14ZM13 117V118H14ZM20 117V116H19ZM23 117H25V119L27 120V118H26V116H23ZM34 117V116H33ZM43 118H44V116H42ZM58 117V116H57ZM91 117V116H90ZM146 117V116H145ZM152 117V116H151ZM153 117H155V116H153ZM171 117V118H170ZM177 117V118H176ZM204 117H206V118H208L207 117V115L205 116L204 115ZM216 117V116H215ZM214 117V118H215ZM223 117V116H222ZM233 117H231V118H233ZM239 117H237V118H239ZM257 117V116H256ZM3 118V117H2ZM11 118V117H10ZM22 118V115H21V117L19 118V119H21ZM32 118V117H31ZM37 118V117H36ZM61 118H64V117H62L61 116ZM66 118V117H65ZM71 118V117H70ZM78 118V117H77ZM108 118V117H107ZM126 118V117H125ZM146 118H148V117H146ZM150 118V117H149ZM148 118V119H149ZM206 118H204V120L206 119ZM210 118V117H209ZM231 118H228V119H231ZM235 118H236V116H235ZM236 118V119H237ZM241 118V117H240ZM250 118H251V116H250ZM258 118V117H257ZM264 118V117H263ZM6 119V118H5ZM9 119V118H8ZM30 119V118H29ZM38 119V118H37ZM45 119V118H44ZM49 119V120H50ZM54 119V118H53ZM59 119V118H58ZM58 119H56V116H55V121H56V123L58 122ZM69 119V118H68ZM74 120H75V118H73ZM72 119V120H73ZM81 119V118H80ZM115 119H116V117H115ZM129 119H127V120H125V121H128ZM152 119V118H151ZM174 119V120H175ZM202 119V121H204L203 120V118H201ZM211 119H213V118H211ZM216 119V118H215ZM242 119V118H241ZM240 119V120H241ZM244 119V118H243ZM246 119V118H245ZM249 119V118H248ZM258 119H260V118H258ZM2 119L0 118V121H1ZM7 120V119H6ZM5 120V121H6ZM10 120H12V119H10ZM9 120V121H10ZM18 120V119H17ZM24 120V119H23ZM52 120V119H51ZM54 120H52V122H54L55 123V121ZM61 120V119H60ZM64 120V119H63ZM98 120V119H97ZM103 120V119H102ZM108 120V119H107ZM121 120V119H120ZM173 120V121H174ZM181 120L182 121H184V122H181ZM189 120H187L188 122H189ZM209 120V119H208ZM235 120V119H234ZM239 120V119H238ZM239 120V121H240ZM250 120V119H249ZM253 120V119H252ZM65 121H66V119H65ZM64 121V122H65ZM77 121H79V119L77 120ZM82 121V120H81ZM80 121V122H81ZM96 121V120H95ZM116 121V120H115ZM123 121V120H122ZM133 121H134V124H133ZM192 121V120H191ZM194 121V120H193ZM198 121H201V120H198ZM213 121H214V119H213ZM224 122H226L225 120H223ZM237 121V120H236ZM243 121H245V122H247L246 120H243ZM24 122V121H23ZM26 122V121H25ZM32 122V121H31ZM40 122V121H39ZM83 122V121H82ZM90 122V121H89ZM104 122V121H103ZM110 122V121H109ZM119 122V121H118ZM121 122V121H120ZM154 122V123H153ZM166 122H168V124L166 123ZM172 122V121H171ZM175 122V121H174ZM187 122V123H188ZM215 122V121H214ZM241 123H243L242 121H240ZM239 122V123H240ZM253 122H255L254 120H253ZM5 124H6V122H4ZM8 123V122H7ZM12 123V122H11ZM18 123H20L19 122V120H18ZM22 123V122H21ZM33 123H34V121H33ZM47 123V122H46ZM49 123H50V121H49ZM48 123V124H49ZM59 123H60V121H59ZM73 123V122H72ZM78 124H79V122H77ZM95 123V122H94ZM100 123V122H99ZM116 123V122H115ZM123 123H124V121H123ZM141 123H143L144 124V127H143V124H141ZM183 123H184V125H183ZM191 123V122H190ZM193 123H197V122H193ZM201 123V122H200ZM208 123V122H207ZM249 123H251V121L249 122ZM4 124V125H5ZM10 124V123H9ZM13 124H15L14 122H13ZM23 124V123H22ZM38 124V123H37ZM52 124V123H51ZM68 124V123H67ZM67 124H66V126H67ZM81 124V123H80ZM82 124H84V123H82ZM136 124V125H135ZM145 124H147L146 126H145ZM171 124V123H170ZM173 124V123H172ZM189 124V123H188ZM198 124H199V122H198ZM201 124H203V123H201ZM209 124H211V123H209ZM217 124H219V126H220V121H219V123L217 122ZM233 124H234V121H233ZM232 124V125H233ZM236 124V123H235ZM260 124V123H259ZM263 124V123H262ZM3 125V124H2ZM19 125V124H18ZM18 125H16V126H18ZM25 125V124H24ZM41 125V124H40ZM59 125V124H58ZM69 125V124H68ZM73 125V124H72ZM77 125V124H76ZM119 125V124H118ZM122 125V124H121ZM124 125H126V124H124ZM130 125V124H129ZM128 125V126H129ZM176 126H177V124H175ZM195 125H197V124H195ZM213 125V124H212ZM225 125V124H224ZM230 125V124H229ZM229 125H227L228 127H229ZM232 125H230V126H232ZM23 126V125H22ZM27 126V125H26ZM26 126H24V127H26ZM31 126V125H30ZM51 126V125H50ZM49 125H48V127H50ZM53 126V125H52ZM56 126H57V124H56ZM60 126H62V125H60ZM65 126V125H64ZM78 126V125H77ZM81 126H83V125H80L79 127H81ZM86 126V124L84 125V127ZM88 126V125H87ZM89 126L90 127H92V125L89 123ZM123 126V125H122ZM150 126L148 127V129L150 128ZM161 126V127H160ZM170 126V125H169ZM176 126L174 127V128H176ZM205 126H207V125H205ZM205 126H203V127H205ZM215 125H213V127H214ZM226 126V125H225ZM234 126V125H233ZM233 126H232V128H233ZM241 126H242V124H241ZM241 126L239 127V128H241ZM247 126V125H246ZM248 126H250L249 124H248ZM253 126V125H252ZM252 126H250V127H252ZM258 126V125H257ZM259 126H261V125H259ZM3 127H5V126H3ZM8 127H10V126H8ZM13 127V126H12ZM12 127H10V128H12ZM29 127V126H28ZM47 127V128H48ZM58 127V126H57ZM57 127H56V129H57ZM63 127V126H62ZM79 127H78V129H79ZM124 128L123 129H125V126H123ZM129 127V128H130ZM168 127V126H167ZM179 127V126H178ZM194 127L195 126H193V128H190V126H189V128L190 129H193L194 130ZM198 127V126H197ZM196 127V128H197ZM1 128V127H0ZM20 128H21V125H20ZM53 128H54V126H53ZM59 129H62V128H60V127H58ZM70 128V127H69ZM72 128V127H71ZM81 128H83V127H81ZM89 128V127H88ZM109 128V127H108ZM107 128V129H108ZM122 128V127H121ZM169 129H171L170 127H168ZM174 128H173V130H174ZM187 128V127H186ZM219 128H222V126L221 127H219ZM260 128V127H259ZM15 129L17 130V127H15ZM22 129V128H21ZM24 129H26V128H24ZM50 129V128H49ZM74 129H77V128H74ZM84 129V128H83ZM158 129H156V130H158ZM169 129H167V130H169ZM200 129H201V125H200ZM206 129V128H205ZM205 129H202V130H205ZM209 129V128H208ZM216 129V128H215ZM218 129V128H217ZM216 129V130H217ZM225 129V128H224ZM224 129H222V131L224 130ZM245 129H248V128H245ZM2 130V129H1ZM4 130V129H3ZM2 130V131H3ZM27 130V129H26ZM65 130H66V128H65ZM64 130V131H65ZM130 130V129H129ZM135 130V129H134ZM138 130V129H137ZM137 130H135L136 132H137ZM146 131H147V129H145ZM144 130V131H145ZM154 131L153 133H155V132H157V131ZM164 130V129H163ZM165 130H166V127H165ZM172 130V129H171ZM171 130H169V131H171ZM178 130V132L177 133H179V129H177ZM183 130V129H182ZM196 130V129H195ZM195 130H194V132H195ZM198 130V129H197ZM210 130V129H209ZM208 130V131H209ZM216 130H215V132H216ZM229 130H230V128H229ZM233 130V129H232ZM243 130V129H242ZM248 130H250V129H248ZM248 130H246V131H248ZM253 130V129H252ZM262 130V129H261ZM11 131H13L12 129H11ZM15 131V130H14ZM13 131V132H14ZM24 132H25V130H23ZM30 131V130H29ZM28 131V132H29ZM35 131V130H34ZM51 131V130H50ZM50 131H48V132H50ZM111 131V130H110ZM127 131H128V129H127ZM132 131H133V129H132ZM140 131V130H139ZM152 131V130H151ZM151 131H149L148 130V132H151ZM169 131H168V133H169ZM175 131V130H174ZM188 131H189V129H188ZM206 131V130H205ZM213 131H214V129H213ZM218 131H219V129H218ZM226 131V130H225ZM228 131V130H227ZM234 131H235V129H234ZM245 131V130H244ZM5 132V131H4ZM18 132H19V130H18ZM23 132V133H24ZM32 132V131H31ZM35 132H40L41 133V131L39 130V131H35ZM53 132H54V130H53ZM62 133V130L61 131H59V133ZM66 132V131H65ZM64 132V134H62L64 137H65V134H69V133H65ZM75 132H76V130H75ZM78 132V131H77ZM106 132V131H105ZM129 132V131H128ZM141 132V131H140ZM162 132V131H161ZM160 131H159V133H161ZM182 132V131H181ZM197 132V131H196ZM237 132V131H236ZM243 132V131H242ZM250 132V131H249ZM8 133V132H7ZM27 133V132H26ZM43 133H45V132H43ZM43 133H41V134H43ZM47 133V132H46ZM50 133H52V132H50ZM55 133H58V131L57 132H55ZM58 133V135L57 136H59L60 134ZM81 133V134H80ZM79 134L80 135H82V131L80 132ZM95 133V132H94ZM119 133V132H118ZM133 133H135V132H133ZM137 133H139V132H137ZM137 133H135V134H137ZM183 133V132H182ZM186 133V132H185ZM197 133H200V131L199 132H197ZM205 133V132H204ZM209 133V132H208ZM219 133V132H218ZM235 133V132H234ZM233 133V136L235 135ZM238 133V132H237ZM244 133V132H243ZM247 133V132H246ZM252 133V132H251ZM0 134H2L1 136L3 137L4 135H6V134H3L2 132H0ZM10 133H8V135H9ZM28 134H30V136H31V133L29 132ZM53 134V133H52ZM51 134V135H52ZM76 134V133H75ZM107 134V133H106ZM125 134V133H124ZM127 134V133H126ZM129 134H132V132H130ZM142 134H144V132L142 133ZM141 134V135H142ZM151 134V133H150ZM158 134V133H157ZM164 133H162V135H163ZM170 134V133H169ZM174 134V133H173ZM190 134V133H189ZM200 134H202V133H200ZM213 134H215V133H213ZM230 134V133H229ZM238 134H240V133H238ZM249 134V133H248ZM247 134V135H248ZM10 135H12L13 136V133L12 134H10ZM18 135V133L16 134V136ZM33 135H34V132H33ZM46 135H48V134H46ZM56 135V134H55ZM70 135V134H69ZM74 135V134H73ZM109 135V134H108ZM139 135V134H138ZM147 135V134H146ZM192 135V134H191ZM204 135V134H203ZM220 135V134H219ZM218 135V136H219ZM230 135H232V132H231V134ZM245 135V134H244ZM18 136H20V135H18ZM17 136V138L19 139V137ZM22 136V135H21ZM21 136H20V138H21ZM26 136H28V135H25V137ZM36 136V135H35ZM37 136H38V134H37ZM50 136V135H49ZM56 136V137H57ZM67 136V135H66ZM111 136V135H110ZM113 136V135H112ZM116 136V135H115ZM121 136V135H120ZM127 136V135H126ZM129 136V135H128ZM132 136V135H131ZM135 136V135H134ZM167 136H168V134H167ZM171 136V135H170ZM173 137L175 136V134L174 135H172ZM183 136V135H182ZM187 136V135H186ZM195 136V135H194ZM199 136V135H198ZM210 136V135H209ZM215 136V135H214ZM236 136H237V134H236ZM7 137H9V136H7ZM34 136H32V138H33ZM42 137V136H41ZM43 137H45V136H43ZM60 137H62L61 135L59 136V140L60 139H62V138H64V137H62V138H60ZM68 137V136H67ZM76 137H78V136H76ZM75 137V138H76ZM92 137V136H91ZM97 137V136H96ZM102 137H103V135H102ZM105 137V136H104ZM117 137H119V135L117 134ZM116 137V138H117ZM144 137V136H143ZM161 137V136H160ZM178 137V136H177ZM177 137H176V139H177ZM181 137V136H180ZM183 137H185V136H183ZM188 137H190V135L188 136ZM197 137V136H196ZM203 137V136H202ZM220 137V136H219ZM219 137H214L215 139H217V138H219ZM229 135L226 137L227 139H225L224 138V140L226 141L227 140V142H228V140H229V138H231V137H229ZM242 137V136H241ZM3 138H5V137H3ZM9 138H11V136L9 137ZM32 138H30L29 137V139L31 140V141H33L32 140ZM38 139H36V140H39V138L40 137H37ZM50 138V137H49ZM48 138V139H49ZM72 138H73V136H72ZM75 138H73V140L75 139ZM84 139L85 138H87L86 136L85 137H83ZM115 138V137H114ZM122 138H123V136H122ZM165 138H166V136H165ZM170 138V137H169ZM179 138V137H178ZM203 138H206V137H203ZM210 138V137H209ZM211 138H213L212 137V135H211ZM213 138V139H214ZM238 138V137H237ZM236 137H235V139H237ZM240 138V137H239ZM243 138H244V136H243ZM0 139H1V137H0ZM13 139V138H12ZM11 139V140H12ZM52 139H54V141H58V138L56 139V138H52ZM52 139L50 140V142L52 141ZM65 140H69V138H64ZM64 139H62L61 141H64ZM81 139V138H80ZM90 139V138H89ZM98 139V138H97ZM99 139H101V138H99ZM112 139V138H111ZM119 139V138H118ZM135 139V138H134ZM142 139H144V138H142ZM151 139V138H150ZM242 139V138H241ZM241 139H240V141H241ZM4 140V139H3ZM15 140V139H14ZM21 140V139H20ZM26 140L28 141V139L26 138ZM29 140V141H30ZM47 140V138L44 140L45 142H47V143H49L48 141H46ZM83 140V139H82ZM87 140V139H86ZM93 140V139H92ZM113 140H115V139H113ZM121 140V139H120ZM124 140V139H123ZM163 140H164V138H163ZM169 140V139H168ZM167 140V141H168ZM173 140V139H172ZM199 140V139H198ZM197 140V141H198ZM220 140V139H219ZM223 140V139H222ZM231 140H233V139H231ZM258 140V139H257ZM5 141L6 140H4V142L3 143H5ZM40 142H42L41 140H39ZM61 141L60 142H58V143H61ZM76 140H74V141H72L73 142V144H74V142H75ZM77 141H79V139H77ZM84 141V140H83ZM93 141H97L96 139L95 140H93ZM104 142H106L105 141V138H104V140H103ZM102 141V142H103ZM157 141V140H156ZM165 141V140H164ZM166 141V142H167ZM185 141V140H184ZM203 141V140H202ZM239 141V140H238ZM236 142V143H234L235 145L233 146L234 148H230V147H225V146H223L224 145V141L222 142L223 143V145L221 146V148H219L220 147V144H219V142H218V146L217 145H215V144H213L214 146H210V145H212V144H209V146L206 148L207 150H209V148L211 149V150H213V151H207V150H203L204 151V153L207 151L208 153H206V154H204V155H206V160L205 159H203V160H205L204 161V163H206V164H204V165H207L206 166V168L204 167V165L201 163V161H200V163L203 165V167H202V165L200 164V167L199 166H196L197 164V162L195 163V166H196V169L197 168H199L198 170H197V174L195 173V171H194V173L196 174V176H197V178H198V176L199 175H201V176H199L200 178L197 180V178H196V176H195V178L193 179V178H191V179H193L194 180V182L192 181V180H190L191 181V183L189 184L188 183V187H190V188H187V187H185V188H187L186 189V191L188 190V189H191V190H189V191H187L188 193H189V195H190V197L188 196V194H186V195H184V198L183 197H181V196H179V198H178V195L177 194H174V192H173V190L176 188L177 189V185H176V187L175 188H172L171 186L170 187H168L170 184L168 183H165V181H164V184H167L168 186V188L169 189H165V191L162 193V195L165 193V195H164V197L162 198V195L161 194H157V192L158 193H161V192H159L158 190H156L157 192H155L157 195H155V197L156 196H158V197H160V195H161V197H160V200H158V198H156L155 200L153 199V202H152V199L151 198H149V200H148V204H151V202L153 203V204H151V206L152 205H154L155 207H154V209L153 208H151L150 207V205L148 206V204H147V201H146V203L145 204H147V206H148V208L150 207V209L149 210H145V209H143V210H145V212H148L149 214H151V215H149L148 213H146L147 214V216L149 215V216H153V213H154V216L156 215V220H157V222H152V220L150 219V221L152 222V223H150L149 222V218H151V217H145L146 216V214L144 213V214H142L141 213V216L142 217H140V218H143V216L147 219L148 218V220H146L145 219V221L143 220V222L146 224V226L149 224H151L152 225V228L150 227V230L152 229L153 231V233H151V231L150 230H148L149 229V226H147V230H145L146 228V226H144L145 224L144 223H142V220H141V222H140V220L138 219V222H140V223H137V225L139 224V225H141V227L138 229L139 231V233H143L144 235H145V233L147 234L146 236H144L143 237V234L141 235V237L139 236V233L137 232V230L136 229H133L132 228V224L131 223H129L130 225H128V226H125V224L127 225L128 224V222L125 220V218H123V219H120L121 218V216H122V212L121 213H119V219H120V221L122 220V225L124 226V228H122V227H117V225L119 226V220H117L116 222H117V225H116V227H115V230H111V231H114V233L117 235H119L120 236V234L118 233V232H120V231H118V230H120L121 228V232H122V230H123V232H124V235L126 236V237H128L129 238V236H131V235H133V236H135L137 239H139L138 241H140V242H135V238L133 239L132 238V236L130 237V239H128V241H131V242H129V244L127 243V238H126V240H125V238L124 239H122L123 237H121V239H122V241H123V243L120 241L121 239L120 238H116V235H114L113 234V237L115 236V238L116 239H118V240H115V241H117V242H115V246H117V244L116 243H118V242H121V243H118V247L119 248H117V247H115L114 245H113V243H114V241H113V243L111 244V240H112V236H111V234L113 233V232H111L110 230H106V233H109V234H107V235H109V237L108 238H111V240H110V242L108 243H106V245H104V246H107V244L109 245V246H111V245H113V246H111V248L113 249V248H115V249H117V251H119L120 252V249L122 250L121 251V253H122V255L124 256L125 255V253L124 252H126L127 253V251L128 252H130L131 250H127V249H130L129 247H131L132 246V242H135V245H136V243L139 245L140 243H141V239H142V242L144 243V239H146V237H147V241H149V242H147V244H148V246H146L147 244H140L139 246H137V247H139L140 248V254L137 252V254L139 255V256H143L142 254L144 253H146L147 254V257H146V255H144L147 259H145L144 257V260H149V261H151V259H152V263H153V259L156 257V259L157 258H160L159 260H161L162 262H161V264L163 263V264H182V262H183V260L182 261H179V260H181V259H179V256H181V257H184V255L182 256V253H186V252H188V250H186V249H190V247L191 246H193L194 244H197L196 246H195V248H198L199 246H198V243H202V241L200 240V242H199V239H201V238H203V235L205 234H203V232H205L204 231V229H207L206 231H207V233L206 234H208V229L209 230H213L214 231V233H211V231H209V233L210 234H208V235H204L205 237L204 238H206V237H208L209 238V240L210 239H212V237L210 238V235L212 236L213 234H217V237H216V239L220 236V238L222 237V239H223V241L225 242L224 243V245H227L226 247H222L223 249V251H225V250H227L228 252H230L229 254V256L227 257L226 255H224V253L222 252V250H219V249H217V251H215V249L213 250V248H216L215 246L217 245L215 242V244H213V241H212V243L210 242V241H205V239H202V240H204V242H205V244H206V246H205V244L203 245L202 244V251L201 252H203L202 254H199V253H201V252H199L198 250H200L201 249V247H199L200 249H197V250H195V251H198L197 253H198V258H196V259H199L198 261H201V263L202 264H242L243 262H245V264L247 263V261L249 262V264H251V262L254 260V258H256V260H261V263L263 262L264 263V154L262 155V153L264 152V148L262 149V148H260L259 150H260V153H261V155L259 154V152H257L259 155H260V157H258L257 156V154H255L256 153V151L254 152L253 150H251L252 152H250L249 150H247V151H249L250 152V154L249 155H246V151H245V143H242L240 146L238 145V143L239 142ZM243 141H244V139H243ZM7 142H8V140H7ZM17 142V141H16ZM18 142H19V140H18ZM20 142H26L25 140L23 141V136H22V141H20ZM35 142V141H34ZM33 142V143H34ZM53 142V141H52ZM67 143H68V141H66ZM90 142V141H89ZM100 142H101V140H100ZM112 142V141H111ZM114 142H116V141H114ZM149 142V141H148ZM152 142V141H151ZM161 142V141H160ZM163 142V141H162ZM173 142H174V140H173ZM192 142V141H191ZM196 142V141H195ZM195 142H194V144H195ZM199 142V141H198ZM210 142V141H209ZM213 142V141H212ZM2 143V142H1ZM11 143V142H10ZM14 143V142H13ZM21 143V144H22ZM26 143H29V142H26ZM43 143V142H42ZM41 143V145H45V143H43L42 144ZM56 143V142H55ZM70 143H71V141H70ZM84 143H86V141L84 142ZM153 143V142H152ZM158 143V142H157ZM172 143V142H171ZM205 143H206V141H205ZM211 143V142H210ZM216 143V142H215ZM221 143V144H222ZM250 143H252V142H250ZM17 144V143H16ZM35 144V143H34ZM34 144H32V145H34ZM51 144V143H50ZM64 145H65V141H64V143H63ZM72 144V145H73ZM79 144V143H78ZM98 144V143H97ZM126 144V143H125ZM155 144V143H154ZM190 144V143H189ZM192 144V143H191ZM199 144H201V142H199ZM263 145H262V147L264 146V143H262ZM1 145H4V144H0V146ZM5 145H7V143L5 144ZM31 145V146H32ZM40 145V146H41ZM57 145V144H56ZM82 145V144H81ZM99 145V144H98ZM105 145V144H104ZM131 145V144H130ZM138 145V144H137ZM168 145V144H167ZM180 145V144H179ZM198 145V144H197ZM206 145H207V143H206ZM226 145H227V143H226ZM244 145V146H243ZM8 146V145H7ZM20 146V145H19ZM25 146V145H24ZM27 146H29V145H27ZM26 146V147H27ZM38 146H39V143H38ZM47 146V145H46ZM52 146H54V148H52V149H50V150H56L57 148L55 147V145L53 144ZM59 146H61L62 147V145H58V147ZM67 146H68V144H67ZM66 146V147H67ZM175 146H177V145H175ZM181 146V145H180ZM192 146H193V144H192ZM200 146V145H199ZM218 147V149H217V147ZM259 146V145H258ZM11 147V146H10ZM17 147V146H16ZM21 147H22V145H21ZM33 147V146H32ZM41 147H43V146H41ZM48 147H51V145H49ZM65 147V146H64ZM73 147H74V145H73ZM111 147H112V145H111ZM136 147V146H135ZM171 147V146H170ZM196 147V146H195ZM194 147V148H195ZM201 147V146H200ZM204 147H206V146H204ZM212 147V148H211ZM215 147V148H214ZM251 147V146H250ZM1 148V147H0ZM8 148H9V146H8ZM11 148H13V145H12V147ZM15 148V147H14ZM13 148V149H14ZM28 148V147H27ZM31 148V147H30ZM38 148V147H37ZM36 148V149H37ZM56 148V149H55ZM63 148V147H62ZM69 148V147H68ZM167 148V147H166ZM169 148V147H168ZM199 148V147H198ZM214 148V149H213ZM247 148V147H246ZM252 148V147H251ZM254 148V147H253ZM12 149V150H13ZM40 149V148H39ZM49 149H47L48 151H49ZM113 149H115V148H113ZM112 149V150H113ZM148 149V148H147ZM192 149V148H191ZM190 149V150H191ZM249 149V148H248ZM255 149V148H254ZM6 150H8L7 148L4 150L3 149V152L4 151H6ZM15 150H17L18 151V154H19V151H21V149L20 150H18L17 148L15 149ZM22 150H23V147H22ZM31 150H32V148H31ZM42 150V149H41ZM44 150V149H43ZM52 151V152H55V151ZM62 150V149H61ZM60 150V151H61ZM134 150H135V148H134ZM165 150V149H164ZM188 150V149H187ZM196 150H198V149H196ZM200 150H201V148H200ZM258 150V151H259ZM2 151V150H1ZM8 151H10V150H8ZM25 151V150H24ZM23 151V152H24ZM32 151H35V150H32ZM57 151V150H56ZM114 151V150H113ZM119 151V150H118ZM118 151H116L115 150V152H118ZM137 151V150H136ZM192 151V150H191ZM202 151V152H203ZM2 152V156H3V154L5 153H3ZM13 152V151H12ZM28 152H29V150H28ZM39 152V151H38ZM37 152V155L39 154ZM44 152V151H43ZM63 151H61V153H62ZM121 152V151H120ZM119 152V153H120ZM138 152V151H137ZM136 152V153H137ZM140 152V151H139ZM163 152V151H162ZM198 152H199V150H198ZM7 153V152H6ZM17 153V152H16ZM34 153V152H33ZM46 153V152H45ZM48 153V152H47ZM46 153V154H47ZM50 153V152H49ZM58 153H59V150H58ZM123 153V152H122ZM126 152H124V154H125ZM133 153H135V152H133ZM135 153V154H136ZM146 153H147V151H146ZM155 153V152H154ZM157 153V152H156ZM245 153V154H244ZM8 154V153H7ZM14 154V153H13ZM12 154V155H13ZM36 154V153H35ZM35 154L33 155L34 157H35ZM44 154V153H43ZM51 154V153H50ZM53 154V153H52ZM51 154V155H52ZM56 154H57V152H56ZM55 154V155H56ZM112 154V153H111ZM117 154V153H116ZM123 154V155H124ZM243 154V155H242ZM248 154V153H247ZM5 155V154H4ZM45 155V154H44ZM57 155H59V154H57ZM109 155H110V153H109ZM115 155V154H114ZM120 155V154H119ZM127 155H128V153H127ZM126 155V156H127ZM132 155H134V154H132ZM131 155V156H132ZM185 155V154H184ZM191 155V154H190ZM7 156V155H6ZM15 157H16V155H14ZM18 156V155H17ZM19 156H20V154H19ZM42 156V155H41ZM45 156H48V155H45ZM44 156V157H45ZM112 156V155H111ZM118 156V155H117ZM180 156V155H179ZM197 156V155H196ZM8 157V156H7ZM13 157V156H12ZM21 157V156H20ZM38 158H40L39 156H37ZM100 157V156H99ZM108 157V156H107ZM119 157L120 156H118V159H119ZM187 157V156H186ZM189 157V156H188ZM191 157V156H190ZM0 158H2L1 156H0ZM3 158H4V156H3ZM9 158V157H8ZM36 158V157H35ZM109 158V157H108ZM113 158H116V156L115 157H113ZM121 158H122V156H121ZM177 158V157H176ZM175 158V159H176ZM183 158V157H182ZM203 158H205V157H203ZM259 158V159H258ZM6 159V157L1 161L2 163H4V160ZM17 159V158H16ZM41 159V158H40ZM181 159V158H180ZM195 159V158H194ZM200 159V158H199ZM244 159H245V162H244ZM255 159H257V160H255ZM11 160V159H10ZM25 160V159H24ZM36 160V159H35ZM34 160V161H35ZM42 160V159H41ZM44 160V159H43ZM109 160V159H108ZM111 160H113L112 158H111ZM117 160V159H116ZM121 160V159H120ZM119 160V161H120ZM169 160V159H168ZM182 160V159H181ZM202 160V159H201ZM243 160V161H242ZM254 160L256 161V162H254ZM18 161V160H17ZM53 161V160H52ZM176 161V160H175ZM183 161V160H182ZM5 162H7V161H5ZM12 162V161H11ZM18 162H20L21 163V161H20V158H19V161ZM36 162V161H35ZM38 162H40V160L38 161ZM38 162H36V163H38ZM109 162H110V160H109ZM114 162V160L112 161V162H110L111 164ZM184 162V161H183ZM187 162V161H186ZM13 163H15V161L13 162ZM12 163V164H13ZM34 163V162H33ZM32 163V164H33ZM35 163V164H36ZM42 162H40V164H41ZM43 163H45V161L43 162ZM42 163V164H43ZM115 163V162H114ZM119 163V162H118ZM122 163V162H121ZM165 163V162H164ZM185 163V162H184ZM199 163V162H198ZM5 164V163H4ZM7 164V163H6ZM6 164H5V166H6ZM10 164V163H9ZM12 164H10V165H12ZM16 164V163H15ZM15 164H13V167L15 168L16 166H14ZM17 164H19V163H17ZM31 164V163H30ZM35 164L33 165V168L32 169H34V166H35ZM167 164V163H166ZM166 164H165V166H166ZM177 164V163H176ZM183 164V163H182ZM188 163H186V165H187ZM1 165V164H0ZM25 165H26V163H25ZM37 165V164H36ZM53 165V164H52ZM110 165V164H109ZM154 165V164H153ZM164 165V164H163ZM194 165V164H193ZM4 166V167H5ZM8 166V165H7ZM18 166V165H17ZM38 166H40V165H38ZM43 166V165H42ZM41 166V167H42ZM128 166V165H127ZM182 166V165H181ZM180 166V167H181ZM190 166L191 165H189V171L188 172H190V170L192 169V168H190ZM1 167V166H0ZM20 166H18V168H19ZM22 167V166H21ZM44 167V166H43ZM42 167V168H43ZM151 167V166H150ZM153 167V166H152ZM163 167V166H162ZM167 167V166H166ZM166 167H164L165 169H167ZM192 167H194V166H192ZM204 169H207V170H202V168ZM244 167H246V170L244 169ZM2 168H3V166L1 167V171L3 172V170H2ZM9 168H11V166L9 167ZM9 168H6L5 167V170H4V173H1V171H0V173H1V175L0 176H3L2 174H4V176H3V178H1L0 177V188L1 187H7L6 189H7V191H5L6 192V194H4L3 192H1V191H4V187L0 190V202H3L4 201V203H6L5 205L3 204V206H5L4 208H7L8 206H12V205H15L16 204V202H18L17 204L19 205L20 203H19V201H22L23 200V196L26 194V192H24L23 191V193H25V194H23L21 191V193H22V195L20 196L19 194H18V190H24L26 187H27V185H28V182H29V180H26L27 178H28V176H27V174H26V179H24L23 177L25 176H23L22 177V175H21V177H22V179H24V180H26V181H28L27 182V184H26V182L25 181H22V179H20L19 178V176H17L18 178H19V180H18V178H17V180L19 181V183L20 182H22L21 184H19L18 183V181L16 180V182H14L15 180H14V178L13 177H11V175H13L14 177L16 176V175H18L19 173H21L22 172V170H21V172H17L16 174H13V172H10V170H12V171H14L13 169H9ZM17 168V167H16ZM15 168V169H16ZM24 168V167H23ZM27 168H29V167H27ZM36 168V167H35ZM40 168V167H39ZM42 168H40V169H42ZM51 168V167H50ZM110 168H111V166H110ZM158 168H160L159 166L157 167V172H158ZM172 168H173V166H172ZM174 168H176V167H174ZM183 169H184V171H185V167L183 166L182 167ZM188 168V167H187ZM243 169L244 171H243V173H239V175H240V177H242L243 176V174H244V176L242 177V178H238L239 177V175H238V172H237V174H235L234 176H236V177H234V176H232L233 174V172H235V171H238V170H235V169ZM4 169V168H3ZM7 169H9V172L11 173H9L8 174V170ZM37 169V168H36ZM35 169V170H36ZM54 169V168H53ZM58 169V168H57ZM108 168H106V170H107ZM151 169V168H150ZM156 169V168H155ZM181 169V168H180ZM182 169V170H183ZM195 169V170H196ZM239 169V170H240ZM20 170V169H19ZM105 170V169H104ZM105 170V171H106ZM109 170V169H108ZM110 170H112V169H110ZM171 170V169H170ZM175 170V169H174ZM187 170V169H186ZM199 170H202L203 172L205 171L206 173H204V176H203V174L202 173H200L201 171H199ZM235 170V171H234ZM5 171H7L6 173H5ZM17 171V170H16ZM23 171H25L24 169H23ZM33 171V170H32ZM37 172H38V170H36ZM114 171V169L111 171V172H113ZM152 171V170H151ZM165 171V170H164ZM176 171H179V169H176ZM191 171H193V170H191ZM198 171H199V173H198ZM15 172V171H14ZM27 172V171H26ZM29 172H31V170L29 171ZM35 171H33V173H34ZM51 172V171H50ZM162 172V171H161ZM168 172V171H167ZM175 172V171H174ZM182 172V171H181ZM242 172V171H241ZM39 173V172H38ZM52 173V172H51ZM110 173V172H109ZM109 173H107L108 174V176H109ZM119 173V172H118ZM160 173V172H159ZM159 173H158V175H159ZM164 172H162V174H163ZM208 173H210V175L208 174ZM5 174H6V178H4L5 177ZM23 174V173H22ZM161 174V175H162ZM169 174V173H168ZM168 174H166V175H168ZM173 174H176L177 176L179 175V174H177L176 172L175 173H173ZM181 174V173H180ZM184 174V173H183ZM182 174V175H183ZM185 174H186V171H185ZM193 174V173H192ZM206 174H208V175H206ZM214 176H213V175ZM29 175H30V173H29ZM35 175H37V174H35ZM64 176H65V174H63ZM105 175V174H104ZM112 175V174H111ZM120 175V174H119ZM157 175V174H156ZM157 175V176H158ZM161 175H160V177H161ZM187 175V174H186ZM194 175V174H193ZM206 175V176H205ZM8 176V177H7ZM30 176H32V175H30ZM39 176V175H38ZM105 176H107V175H105ZM155 176V175H154ZM170 176V175H169ZM168 176V177H169ZM172 176H174V175H172ZM181 176V175H180ZM211 176H213V177H211ZM232 176V177H231ZM9 177H10V179H9ZM33 177V176H32ZM70 177V176H69ZM72 177V176H71ZM112 177V176H111ZM162 177H164V176H162ZM161 177V178H162ZM179 177V176H178ZM185 177V176H184ZM188 177V176H187ZM207 177H210V178H208V180H207ZM8 178V179H7ZM13 178V182L11 181V179ZM34 178V177H33ZM38 178V177H37ZM61 178V177H60ZM67 178H68V175H67ZM108 178V177H107ZM120 178V177H119ZM157 178V177H156ZM159 178V177H158ZM171 177H169V179H170ZM179 178H182L183 179V177H179ZM179 178H177V179H179ZM206 178V179H205ZM15 179H16V177H15ZM29 179V178H28ZM64 179V178H63ZM76 179V181L75 182H77V178H75ZM103 179H106V178H104L103 177ZM152 179H153V177H152ZM155 179V178H154ZM172 179H173V177H172ZM242 179V180H241ZM32 180V179H31ZM38 180V179H37ZM117 180H119V179H117ZM156 180V179H155ZM180 180V179H179ZM196 180H197V182H196ZM34 180H32V181H30V182H32V183H34L33 182ZM62 181H64V180H62ZM69 181V180H68ZM71 181H72V179H71ZM122 181V180H121ZM120 181V182H121ZM144 181V182H143ZM150 181V180H149ZM154 181V180H153ZM157 181V180H156ZM162 181H163V179H162ZM168 181V179L166 180V182ZM171 181V180H170ZM170 181H168V182H170ZM183 181H185L184 179L182 180V182ZM188 181H189V179H188ZM111 182H113V180L111 181ZM141 182V181H140ZM142 184H146L147 183V181L145 182V180H142ZM160 182V181H159ZM172 182H173V180H172ZM176 182H178L179 183V181L178 180H176ZM175 182V184H177ZM181 182V181H180ZM186 182V181H185ZM238 182H240L241 184H239ZM18 183V184H17ZM26 184V187L24 186V189L22 188V186L23 185H25ZM55 183V182H54ZM57 183V185H58V183L59 182H56ZM56 183H55V185L54 186H56ZM63 184H64V182H62ZM68 182L66 181V188H67V186L68 185H70V183L69 184H67ZM121 183H125L124 181H122ZM138 183V182H137ZM150 183V182H149ZM36 184V183H35ZM52 184V183H51ZM72 184V183H71ZM139 184V183H138ZM137 184V185H138ZM141 184V185H142ZM151 184H152V182H151ZM150 184V185H151ZM164 184H160L162 187H163V185ZM173 184V183H172ZM175 184H174V186H175ZM180 184V183H179ZM182 184V183H181ZM180 184V185H181ZM21 185V188L19 187V186ZM30 185V184H29ZM28 185V186H29ZM33 186H34V184H32ZM50 185V184H49ZM73 185L74 184H72V186L71 187H73ZM110 185V184H109ZM108 185V186H109ZM111 185H118V182H117V184H116V181H115V183L114 184H111ZM120 185V184H119ZM125 185H126V183H125ZM125 185H123V186H125ZM153 185V184H152ZM186 185H187V183H186ZM193 185L194 187H192L191 188V186ZM36 186V185H35ZM39 186V185H38ZM123 186H121V187H123ZM126 186H128V185H126ZM147 186V185H146ZM158 186H159V184H158ZM157 186V187H158ZM165 186V185H164ZM182 187H184V185L182 184L181 185ZM181 186H178V187H180V190H181ZM58 187V186H57ZM70 189H73V188H75V187H73V188H71L70 186H68ZM80 187V186H79ZM105 187V186H104ZM104 187H102V188H104ZM114 186H112V188H113ZM119 187V186H118ZM145 186H143V189H144V191H145V189H146V187L144 188ZM150 187H152V186H150ZM149 187V188H150ZM160 187V186H159ZM162 187H160V189L162 188ZM166 187V186H165ZM196 187V188H195ZM19 188V189H18ZM28 188V187H27ZM31 188V190L33 189L32 188V186L30 187ZM38 188V187H37ZM100 188V187H99ZM109 188V187H108ZM108 188H107V190H108ZM136 187H134V189H135ZM141 188V187H140ZM148 188V189H149ZM155 188H156V186H155ZM184 188V189H185ZM52 189H54V188H52ZM115 188H113V190H114ZM121 189V188H120ZM119 189V190H120ZM124 189V188H123ZM133 189V188H132ZM133 189V191H135ZM159 189V190H160ZM163 189V190H164ZM173 189V190H172ZM184 189H182L183 191H184ZM30 190V191H31ZM39 190H40V188H39ZM55 190V189H54ZM69 190V189H68ZM101 190H103V189H101ZM109 190H110V188H109ZM118 190V191H119ZM124 190H126V191H128V190H130L131 192H132V190L131 189H124ZM123 190V191H124ZM150 190V189H149ZM152 190H153V187H152ZM162 190V191H163ZM178 190V189H177ZM181 190V191H182ZM36 191V190H35ZM38 191V190H37ZM37 191H36V193H37ZM53 191V190H52ZM52 191H51V193H52ZM69 191H71V190H69ZM81 191V190H80ZM105 191H106V188H105ZM111 192H112V190H110ZM117 191V190H116ZM126 191H124V192H126ZM130 191H129V194H130ZM140 191H141V189H140ZM144 191H142L143 193H144ZM175 191V190H174ZM182 191V192H183ZM14 192H17L16 193V195H18L20 198H21V200L19 199V197L17 198L14 194ZM19 192V193H20ZM33 192V191H32ZM67 192V191H66ZM74 192V191H73ZM72 192V196L75 194V193H73ZM77 192H79V191H77ZM84 193L86 192V191H83ZM95 193V191H92V193ZM98 192H100L99 190H98ZM114 192V191H113ZM145 192H147V191H145ZM177 191H175V193H176ZM178 192H180V191H178ZM20 193V194H21ZM31 193V192H30ZM35 193V194H36ZM40 193V192H39ZM39 193H37V194H39ZM82 193V192H81ZM93 193V194H94ZM102 193H104V192H102ZM118 193V192H117ZM121 193V192H120ZM138 193H139V190H138ZM154 193V194H155ZM172 193V194H171ZM184 193V192H183ZM2 194V195H1ZM7 194H13V195H10L9 197H8V195ZM29 193H27V195H28ZM34 194V195H35ZM37 194L35 195V197L34 198H36V196H37ZM53 194V193H52ZM78 194H80V192L78 193ZM86 194H87V192H86ZM86 194H85V197H87L86 196ZM88 194H89V192H88ZM93 194H92V196H93ZM98 193H96L95 195H97ZM109 194V193H108ZM112 193H110L108 196H110V197H112V195H111ZM113 194H116L115 192L113 193ZM122 194V193H121ZM139 194H141V193H139ZM149 194V193H148ZM147 194V195H148ZM152 194V193H151ZM151 194H149V195H151ZM167 194H170V197L171 198H169L168 196H167ZM3 195H4V197H3ZM30 195V194H29ZM31 195H32V193H31ZM33 195V196H34ZM40 195H41V193H40ZM76 195V194H75ZM82 195H83V193H82ZM91 195V194H90ZM89 195V196H90ZM94 195V196H95ZM105 195H107L106 194V192H105ZM118 195H119V193H118ZM117 195V196H118ZM124 195V194H123ZM128 195V194H127ZM133 196H134V194H132ZM132 195H131V197H132ZM143 194H141V198L143 197L142 196ZM146 195V196H147ZM183 195V194H182ZM7 198H6V197ZM13 196H15L16 198H17V200H15L14 198H13ZM33 196H32V198H33ZM53 195H51V196H49L50 198L52 197ZM55 196V195H54ZM69 196V195H68ZM79 196H81V195H79ZM78 196V197H79ZM91 196V197H92ZM99 196V195H98ZM102 196V195H101ZM114 196V195H113ZM117 196H114V198L113 199H116V197ZM125 196V195H124ZM135 196H136V198H138L137 197V195H136V192H135ZM187 196L189 197V201H190V203H189V201L187 202V200H186V198H187ZM13 198V200L12 199H10V198ZM26 197V196H25ZM24 197V198H25ZM56 197V196H55ZM70 197H71V194H70ZM69 197V198H70ZM85 197H82L81 196V198L83 199V198H85ZM104 195H103V198L102 199H104ZM109 197V199H110V202L112 201L113 202V200H111L112 198H110ZM120 197H121V195H120ZM129 197V196H128ZM151 197V196H150ZM153 197H154V195H153ZM152 197V198H153ZM186 197V198H185ZM262 197V198H261ZM6 198V199H5ZM68 198V197H67ZM68 198V199H69ZM94 199H97L96 198V196L95 197H93ZM92 198V199H93ZM99 198V197H98ZM107 197H105V199H106ZM125 198V197H124ZM123 198V199H124ZM135 198V197H134ZM143 198H145V197H143ZM147 199H148V197H146ZM146 198H145V200H146ZM166 198V199H165ZM169 199V201L171 200V199H173V200H171L172 202L171 203H179V204H181V205H179V206H183V203H185V202H187V203H185V206H183V207H181V208H179V206L178 207H176L175 205H174V214H176L177 213V215H173L174 217H173V219H177L178 218V215L180 216H182V220H183V218H184V216L186 217L187 216V212L189 213V211L190 210H192L190 213L191 214H193L194 213V211L196 210H199L198 212H201V213H194L193 214V216L192 215H190V214H188V216L187 217H189L188 218V220H189V222H188V220H184L185 222L187 221L189 224H190V227L189 226H187V228L189 227L190 228V230H191V223H190V221H192L191 219H197V218H194V217H197L198 215L197 214H200L202 217H198V219L200 218L201 220H200V222H203L204 220H202V218L204 217V215H205V217L207 216V219H209V221L207 220V222H205L204 221V223L203 224H201V225H204L203 227L202 226H199V221L197 220V221H195L196 223H197V227L199 226L200 227V231H198L197 233H198V235L196 236L195 235V233H194V231H195V227H193L192 228V232H191V234L193 235H191V234H189V229L186 231L187 233H188V235H187V238H189L190 236V238L192 239L193 237H198V238H196L195 240H191V242H190V239H189V241H188V239L187 238H185V240L187 239V241L188 242H190L191 243V245H188V244H185V245H188V247H186V246H183L182 247V245L184 244V242H187V241H178V240H176V237H177V239H180L181 238V240H182V237H183V239H184V237H186V236H184V234L186 233H184V234H182L181 235V237H180V235H179V233H177V236H176V233H175V239H174V236H172L173 234L171 233V232H169V228L171 227H169V228H167V230H168V232H165V231H167V230H165L164 231V229H163V233L165 234V236H167V240L169 241L170 240V238H171V242H169V243H172L171 245H170V250H172L171 249V246L174 248L175 246H179L177 249H176V247H175V249H176V251L178 250V251H180L182 248H184V247H186V248H184V249H182V250H184L185 252H177V253H175L176 251L173 249V251H170V250H168V248L167 249H165L166 248V246L168 245V242L166 243V245H165V242H164V239H163V233H162V231H161V236H160V232L159 231H157V233L159 234V236H156V231H154L156 228L158 229V230H160L161 229V226L163 227V224H165L166 222L167 223H170V225H175V223H172V222H170L171 220H172V216L171 215H169V213L171 214V212L170 211H168V215L169 216H171V217H168V219H171L170 221L166 218L167 216L165 215V213H163L165 210L164 209H166V203L167 204H169L170 205V207H172L173 206V204H171V203H169V201H167L166 202V200H168ZM28 199V201H29V203H31L30 201H32L31 200V196H30V200H29V198L27 197L26 199H25V201ZM42 199H43V197H42ZM41 199V200H42ZM74 199H76V198H74ZM79 199H80V197H79ZM87 199H89V198H87ZM86 199V200H87ZM91 199V200H92ZM93 199V200H94ZM99 199H101V198H99ZM99 199H97L98 201V203L101 201H99ZM105 199L103 200V201H105ZM108 198H107V202H109L108 200H109ZM122 198H120V200H114V201H118L117 203H119V201H121V200H123ZM127 199V201L129 200L128 198H126ZM132 199H133V197H132ZM150 199H151V202L149 203V201H150ZM165 199V200H164ZM183 199H185L184 200V202L182 201ZM262 199H263V202H262ZM33 200H35V199H33ZM36 200H38V196H37V199ZM41 200H38L39 202H41ZM48 200V199H47ZM53 200H55V199H53ZM62 200V199H61ZM64 200V199H63ZM62 200V201H63ZM65 200H66V198H65ZM64 200V201H65ZM70 200V199H69ZM77 200V199H76ZM85 200V201H86ZM93 200H92V204L91 203H88V204H90V214H89V212L88 211H85V213L86 212H88V214L89 215H87V217H86V215H85V217L84 216H82V217H84V219L85 218H87V220H89L92 224H93V226H92V224H90L91 226H90V229L91 230H93V232L91 231V233H93V235L97 232L98 233V236H99V238H100V243H99V238H97V239H95V241L96 240H98V241H96V243L97 244H99L98 245V248L100 247V244H102V239H101V236H100V234H101V232H105L104 231V229H106V228H109V229H111V227L110 226H113V225H110L109 227H106V226H104V227H102V226H100L101 225V223L99 222L100 221V218H101V220H103V218H104V220L105 219H107L108 218V215H109V217L110 216H112V217H114L115 216V220H116V216L118 215V213L117 212H115V215L111 212V210L112 209H115V208H112V207H109L110 205H112V203H108L109 204V208L107 207V205L105 204L106 203V201L105 202H100V204H98L95 200H94V203H93ZM131 200V199H130ZM136 201H139L140 200V202H142V200L141 199H135ZM260 200V202H262V203H260V202H258ZM11 201H13V203L15 202V204H12V202ZM24 200L22 201L23 202V204H24V202H25ZM50 201V200H49ZM49 201H47V203L49 202ZM52 201V200H51ZM57 201V203H58V201L60 202V200H56ZM61 201V202H62ZM67 202H68V200H66ZM80 201H81V199H80ZM84 200L82 201L83 203L85 202ZM89 201V200H88ZM125 202H127L126 200H124ZM136 201H135V203H136ZM143 201H144V199H143ZM183 203H182V202ZM22 202H21V204H20V208L17 206V204H16V208H12L11 207V209L8 207L6 210H8L9 212H11V214L13 213V211H14V213L15 212H17L16 210H19L18 211V213H20L21 211V214L23 213V210H25V209H28V208H26L25 207V209H24V205L22 204ZM36 202V201H35ZM38 202V203H39ZM42 202H44V200H42ZM60 202V203H61ZM72 202V201H71ZM74 202V201H73ZM76 202V201H75ZM78 202L79 201H77V203L76 204H78ZM82 202H81V206L80 207H82L83 208V206H84V204H83V206H82ZM129 202V201H128ZM134 202V201H133ZM145 202V201H144ZM154 202H156V203H154ZM164 202V203H163ZM28 202H26V204H27ZM46 203V202H45ZM46 203V204H47ZM52 203L53 202H51L50 203V205H52ZM56 203V202H55ZM65 203V202H64ZM69 203H70V201H69ZM80 203V202H79ZM96 203V205H94ZM115 203V202H114ZM121 203H124V202H121ZM121 203H120V206H122L121 205ZM132 203V202H131ZM188 203H189V205H188ZM260 203V204H259ZM25 204V205H26ZM33 204H34V201H33ZM40 204H42V203H40ZM62 204V203H61ZM60 204V205H61ZM75 204V203H74ZM98 204V205H97ZM103 204H105V205H103ZM134 203H132V205H133ZM136 204H138V203H136ZM136 204H134V205H136ZM141 204V203H140ZM143 204V203H142ZM145 204H143V206L145 205ZM2 205V203H0V213H4L5 215H7L8 213H6L5 211V209H2L1 210V206ZM6 205H8V206H6ZM21 205H23L22 207H21ZM29 205V204H28ZM30 205H32V204H30ZM37 205V204H36ZM36 205H34L35 207H36ZM44 205V204H43ZM42 205V206H43ZM49 205V204H48ZM48 205H46V206H48ZM49 205V206H50ZM70 205H72V203H70ZM93 205V208L91 207ZM117 205V204H116ZM116 205H114V207H117ZM125 205H127V203H125L124 204V206ZM128 205H131V204H128ZM169 205H167L168 206V209H170V210H172L170 207H169ZM186 205H188V206H186ZM27 206V205H26ZM38 206V205H37ZM41 206V207H42ZM45 206V205H44ZM53 206H54V204H53ZM73 206V205H72ZM77 206V205H76ZM78 206H79V204H78ZM139 206H142V205H139ZM143 206L141 207V209L143 208ZM146 206V205H145ZM144 206V207H145ZM19 209H18V208ZM28 207V206H27ZM29 207H32V206H29ZM61 207H62V205H61ZM75 207V206H74ZM74 207H72L73 209H77L76 207L74 208ZM80 207H78V208H80ZM100 207H103L102 209H100L99 210V208ZM104 207L105 208H107L106 210L104 209ZM126 207H128V206H126ZM130 207V206H129ZM137 207V206H136ZM135 207V208H136ZM153 207V206H152ZM185 207V208H184ZM188 207V208H187ZM39 208V207H38ZM45 208V207H44ZM56 208V207H55ZM58 208H59V206H58ZM68 208V207H67ZM87 208V207H86ZM131 208V207H130ZM135 208H132V210L134 209L135 210ZM138 208V207H137ZM146 208V207H145ZM147 208V209H148ZM182 208H183V210H182ZM186 208H187V211H186ZM32 209V208H31ZM48 207H47V212H49V211H52V210H49L48 211ZM51 209V208H50ZM60 209V208H59ZM62 209V208H61ZM63 209H64V207H63ZM62 209V210H63ZM87 209H89V207L87 208ZM91 209H92V212H91ZM109 209V210H108ZM119 209V208H118ZM117 208H116V210H118ZM121 209H122V207H121ZM151 209H153V210H151ZM184 209H185V211H184ZM189 209V210H188ZM194 209V210H193ZM4 210V211H3ZM11 210H13V211H11ZM21 210V211H20ZM33 210H35L34 208H33ZM38 210H40V209H38ZM45 210V209H44ZM58 210V209H57ZM70 210H72V209H70ZM79 210V209H78ZM78 210H76V212L78 211ZM84 210H86V209H84ZM105 210V211H104ZM143 210H140L141 212L143 211ZM151 210V211H150ZM162 210H164V211H161ZM179 210H181V211H179ZM26 211V213H29L30 212V210L28 209V211L27 210H25ZM36 211V210H35ZM33 212L34 214L36 213V212ZM41 211V210H40ZM40 211H38V212H40ZM53 211H54V209H53ZM56 211V210H55ZM55 211L54 212H52L51 213V215H52V219H53V221L55 222V220H56V223H54L53 221H51L50 219L51 218H49L48 216V220L47 219H45V215L47 214L48 215V213H46V211H45V215H44V219L41 217V214H43V213H40V217L42 218L41 220H40V217H39V220L37 219V221H35L36 219L35 218H33V222H29V223H27L26 222V219H27V217L28 216H31V215H28V214H26V217H25V215H24V221H25V223H22V222H24V221H22L21 222V218H20V221L19 220H17L16 218L14 219V217H16V216H12L11 218L12 219H14V221H12V219H10V216H8L7 218L8 219H10V220H7V218H6V216L5 217H3L4 218V220H0V264H25V262H27V264H28V261L30 260V256L31 255H35L36 257V261L38 260V264L39 263H41L42 261V264L44 263V260H45V263L44 264H75V262H73L75 259H73L74 257H75V255H76V252H77V250L79 249V248H77V250L75 251V249H76V246H77V244L79 243V244H81V242L82 241H84V242H82V243H85L86 244V242H85V239L86 240H89L90 239V237H92V234H90V229L88 230L87 228H86V230L89 232H87V234H88V236L86 237V235L84 234V240H82V241H80V242H78L77 240L79 239V240H81V239H83V237H79V236H81V233L78 231L81 227H79V229L76 227V229H74L75 228V223H78V222H74L73 220H71V219H66V220H64L63 218L62 219H56V217H60L61 215H63L62 213H61V215H59V216H57L56 214H57V212L59 213V211H56V213H55ZM64 211V210H63ZM65 211H67V210H65ZM75 210H72V212H74ZM97 211H100L98 214H97ZM102 211V212H101ZM120 211V210H119ZM122 211V210H121ZM124 211V210H123ZM140 211H137V212H140ZM154 211V212H153ZM156 211H159V213H158V215L156 214L157 212ZM167 211H165L166 213H167ZM37 212V213H38ZM61 212V211H60ZM70 212L71 211H69L68 212V214L70 215ZM71 212V213H72ZM135 212H136V210H135ZM150 212H153V213H150ZM193 212V213H192ZM54 213H55V215L56 216H53L54 215ZM67 213V212H66ZM65 213V214H66ZM83 213V212H82ZM124 213V212H123ZM133 213V212H132ZM161 213H163V215H165V217H162L163 215L161 214ZM180 213V214H179ZM202 213H204V214H202ZM212 213V214H211ZM39 214V213H38ZM125 214V213H124ZM123 214V215H124ZM136 213H134L133 215H135ZM138 215H140V213H137ZM229 214V215H228ZM232 214L233 215H235V216H232ZM237 214V215H236ZM1 215V214H0ZM3 215V214H2ZM8 215H10V213L8 214ZM13 215H15V214H13ZM23 215V214H22ZM72 215H73V218H74V214L72 213ZM130 215V214H129ZM162 215V216H161ZM184 215V216H183ZM17 216H20L21 217V215H19V214H17ZM35 216V215H34ZM34 216H32V217H34ZM50 216V215H49ZM65 216V215H64ZM125 216H128V214L126 215L125 214ZM157 216H159L160 218L162 217V218H166V220L164 219H160V218H158ZM177 218H176V217ZM0 217H2V216H0ZM46 217V218H47ZM51 217V216H50ZM54 217H55V219H54ZM66 217H68L67 215L65 216V218ZM75 217H76V215H75ZM81 217V216H80ZM107 217V218H106ZM123 217V216H122ZM131 217H132V219H131V221H136L135 219L133 220V218L134 217H136V216H132L131 215ZM138 218H139V216H137ZM191 217V218H190ZM205 217L203 218V219H205ZM5 218H6V220H5ZM18 219H19V217H17ZM28 218H31V217H28ZM36 218H38V216L36 217ZM68 218H71V217H68ZM77 218V217H76ZM78 218H79V215H78ZM111 218V217H110ZM110 218H108V219H110ZM117 218H118V216H117ZM158 218V219H157ZM75 219V218H74ZM84 219H81V221H79L80 220V218H79V222H83V220ZM112 219V218H111ZM127 219V218H126ZM130 219V218H129ZM128 219V220H129ZM155 219V217L153 218V220ZM159 219H160V221H159ZM179 219V222H180V220H181V217L180 218H178ZM16 220V221H15ZM30 221H32V219H29ZM29 220H27V221H29ZM46 220V221H45ZM50 220V221H49ZM77 220V219H76ZM103 220V221H104ZM163 220V221H162ZM169 222H168V221ZM181 220V221H182ZM60 221V222H59ZM61 221H63L64 223H66V222H68L69 224H72L71 225V227L69 228V226L67 225V224H63V222L61 223ZM66 221V222H65ZM70 221H73V223H71ZM86 221V220H85ZM107 221V220H106ZM105 221V223H107ZM111 221H113V220H110V222ZM124 221H126V222H124ZM148 221V222H147ZM165 222V223H163L162 224V222ZM212 221V222H211ZM214 221V222H213ZM89 222V223H90ZM102 222V221H101ZM113 222H115V221H113ZM158 222L160 223V224H158ZM173 222H175L174 220H173ZM183 222V221H182ZM193 222V221H192ZM195 222L194 223H192L193 224V226H194V224H195ZM199 222V223H198ZM239 222V223H238ZM86 223V222H85ZM97 223H100V225L98 224L97 225ZM104 223V224H105ZM155 223V224H154ZM166 223V224H167ZM172 223V224H171ZM208 225H207V224ZM211 223H214V226H213V224H211ZM242 224L241 226H244L245 225V227H243L242 229H241V227H240V225L239 224ZM243 223H244V225H243ZM135 224V223H134ZM133 224V227H135L136 228V226L137 225H134ZM142 224H144V225H142ZM153 224H154V226L157 224V226H156V228L154 227L153 228ZM179 225V223H178V220L176 221V226H178ZM180 224H181V222H180ZM188 224V225H189ZM206 224V225H205ZM212 226H211V225ZM74 225V228L72 227ZM87 226L89 225L88 224V222H87V224H86ZM85 225V226H86ZM105 225H107V224H105ZM158 225H161V226H158ZM210 225V226H209ZM82 226V225H81ZM86 226V227H87ZM98 226H100V228H99V231L101 230V227H102V229H103V231H100V232H98V230L96 231V228L95 227H98ZM129 226H131V227H129ZM143 226H144V228L145 229H142L143 228ZM167 226H168V224H167ZM166 226V227H167ZM176 226H173V229H172V227L170 228V229H172L173 231H175V227ZM186 226V225H185ZM185 226H183L182 225V228H183V230H184V227ZM208 228H207V227ZM89 227V226H88ZM178 227H180V225L178 226ZM178 227H177V229L176 230H178ZM196 227V228H197ZM198 227V228H199ZM205 227V228H204ZM211 227H213V228H211ZM240 227V228H239ZM73 228V229H72ZM113 228V227H112ZM118 228H120V229H118ZM160 228V229H159ZM182 228L180 229L181 231H180V233L183 231L182 230ZM202 228V229H201ZM211 228V229H210ZM84 229V228H83ZM118 229V230H117ZM140 229H141V231L142 230H145V231H143V232H140ZM156 229V230H157ZM186 229V228H185ZM74 230V231H73ZM77 232H76V231ZM82 230V229H81ZM86 230H85V233H86ZM116 230L118 231L117 233H116ZM199 230V229H198ZM203 232H202V231ZM83 231V230H82ZM135 231H136V233H135ZM147 231H149V232H147ZM185 231V230H184ZM79 232V233H78ZM178 232H179V230H178ZM201 232H202V234H201ZM77 233L79 234L78 236H77ZM97 233L95 234V235H97ZM100 233V234H99ZM126 233V234H125ZM149 233L150 234H154L155 233V235L153 236V235H150L151 236V238L149 237ZM168 233V234H167ZM183 233V232H182ZM186 233V234H187ZM196 233V234H197ZM82 234H83V232H82ZM136 234H138V236H136ZM157 234V235H158ZM170 234H172L171 235V237L168 239V237H169V235ZM185 234V235H186ZM199 234H200V236H199ZM91 235V236H90ZM94 235V237L93 238H95V237H97V236H95ZM83 236V235H82ZM102 236H105L104 235V233H102ZM121 236H122V234H121ZM165 236H164V238H165ZM180 238H179V237ZM107 237V236H106ZM201 237V238H200ZM215 237V236H214ZM213 237V238H214ZM78 238V239H77ZM92 238V239H93ZM144 238V239H143ZM150 238V239H149ZM158 238H162V240H163V242H161L160 243V241H162L161 239H160V241H159V239ZM104 239V238H103ZM107 239V238H106ZM114 239V238H113ZM120 239V240H119ZM136 239V240H137ZM149 239V240H148ZM175 240V241H178L177 243H178V245L177 244H174V242H172V240ZM222 239H221V241H218L219 242V244L220 243H222L223 241H222ZM91 240V239H90ZM94 240V239H93ZM124 240H125V242H124ZM158 241V242H156L155 243V245H151L150 246V244H152V241ZM206 240H208L207 238H206ZM76 241L78 242L77 244H76ZM95 241H92V242H94L95 243ZM105 241H107V240H105ZM105 241H103V244H105L104 242ZM109 241V240H108ZM146 241V240H145ZM150 241H151V243H150ZM153 241V242H154ZM192 241H194V243L192 244ZM198 241V242H197ZM214 241H217V240H215L214 239ZM91 242V243H92ZM203 242V243H204ZM210 243V244H213V245H215L213 248L212 247H210V244L209 245H207V243ZM94 243H92V244H90V243H87V245L88 244H90V245H92V247H91V249L92 250H89L90 252H92L93 251V253H91V255L92 256H95L96 257V255H97V250H99L97 247H95V245H94ZM126 243V244H125ZM150 243V244H149ZM163 243H164V245H163ZM176 243V242H175ZM79 244H78V246L77 247H79ZM103 244H102V248H103V251L104 252H102V253H100V251L102 250V248H101V250H99V255H101V254H103V253H105L106 251H105V248H104V246H103ZM154 244V243H153ZM159 244V245H158ZM163 246H162V245ZM93 245H94V247H93ZM134 244H133V246L131 247V249L135 246ZM161 245V246H160ZM173 245H175V246H173ZM200 245V244H199ZM222 245H223V243H222ZM221 245V246H222ZM127 246H128V248H127ZM153 246V247H152ZM164 246H165V248H164ZM169 246V245H168ZM190 246V247H189ZM205 246V247H204ZM212 246V245H211ZM221 246L219 247V248H221ZM81 247V246H80ZM125 247V248H124ZM147 247H148V249H147ZM161 247H163L165 250H163V248L162 249H160ZM194 247V246H193ZM193 247H192V250L194 251V249H193ZM204 247V248H203ZM211 249H210V248ZM218 247V246H217ZM97 248V249H96ZM107 248H108V246H107ZM126 250H124V249ZM150 248V249H149ZM181 248V249H180ZM18 249H20V252L18 251ZM25 249V250H24ZM80 249H82V248H80ZM89 249V248H88ZM110 250V247H109V253H111V251H114V255L116 256H114L112 253V258H114L115 257V259L117 258V256H120V255H117L116 253H119V252H117V251H115L114 249L113 250ZM133 249H136V248H133ZM132 249V251L130 252L131 254H130V256L132 255V253H133V251H135V250H133ZM159 249V250H158ZM180 249V250H179ZM16 252H15V251ZM60 250H61V252H60ZM94 250H96V251H94ZM137 250V249H136ZM148 250H149V252H151V254L148 252ZM157 251L156 253H157V255L158 254H160V255H158V256H156L155 254V252L154 251ZM167 250H168V252H167ZM219 250V251H218ZM17 251H18V253H22L23 255H21L22 257H26V258H20V256L17 254ZM26 251H28V252H26ZM164 253H163V252ZM193 251H191V250H189V252H193ZM221 251V252H220ZM74 252H75V254H74ZM81 252V251H80ZM108 252V251H107ZM135 252V253H136ZM167 252V253H166ZM226 252V251H225ZM25 253H28L26 256H25ZM87 253L88 252H86V255H87ZM95 253H96V255H95ZM109 253L107 254V255H109ZM120 253V254H121ZM124 253V254H123ZM135 253H133V254H135ZM161 253H163V254H161ZM194 254H197L196 252H193ZM193 253H191L190 254V256L191 255H193ZM29 254H31L30 256H28ZM73 254H74V257H73ZM89 254V258L91 257L90 256V253H88ZM106 254V253H105ZM181 254V255H180ZM187 254V258H189V260H190V258L191 257H188L189 255H188V253H186ZM17 255L19 256V257H17ZM81 255H82V252H81ZM98 255V256H99ZM154 255V256H153ZM228 255V254H227ZM249 257H248V256ZM250 255H251V257H250ZM252 255L254 256V257H252ZM37 256L38 257H41V258H39V259H37ZM97 256V257H98ZM102 256V255H101ZM101 256H99L97 259H98V261L97 262H101L102 260H105V259H107V257H109V256H107V257H101ZM106 256V255H105ZM114 256V257H113ZM123 256L121 257L122 259L121 260H123V263H121V260L118 258V260L117 261H120V262H117V264H125L126 262H127V264L128 263H133V264H139V262H140V264L142 263H144V264H147L148 262L146 261V263H145V261L144 262H142V257H139V256H137V258L139 257L140 259V261H138V259L136 258V259H134V262H133V260L131 259V261H129L130 260V257H128L129 256V254H127V256H124V258L126 257H128L129 259H128V261H127V259H124L123 258ZM133 256V255H132ZM148 256H149V259H148ZM244 256H246V257H244ZM29 257V258H28ZM32 257V256H31ZM86 257V256H85ZM85 257H84V259H85ZM95 257H94V259H95ZM133 257H135V256H133ZM152 257V258H151ZM195 257H197V256H195ZM28 258V261H26V260H24V259H27ZM33 258V257H32ZM44 260H43V259ZM48 258H52V259H48ZM79 258H81V257H79ZM79 258H76V260L78 259L79 260ZM91 258H93V257H91ZM90 258V259H91ZM101 258H102V260H101ZM103 258H105V259H103ZM186 258V259H187ZM245 258V259H244ZM248 258H252L253 260H251V259H249L248 260ZM42 259V261H40ZM93 259V261L95 262H93V261H91V262H89V263H91V264H98V263H96V260H94ZM247 259V260H246ZM77 260V261H78ZM88 260V259H87ZM100 260V261H99ZM108 260V262H109V260L110 259H107ZM124 260H125V262H124ZM158 260V261H159ZM192 260V259H191ZM256 260H255V262H256ZM19 263H18V262ZM25 261V262H24ZM31 261V260H30ZM32 261H34V258H33V260ZM31 261V262H32ZM35 261V263L37 264V262ZM40 261V262H39ZM84 261V260H83ZM90 261V260H89ZM115 261V260H114ZM113 260H112V262H111V260H110V264H113V262H114ZM136 261H137V263H136ZM157 260H154V262H157L158 264H159V262H158ZM197 261V260H196ZM23 262V263H22ZM31 262H29V263H31ZM79 262H81V261H79ZM107 262V261H106ZM115 262V263H116ZM179 262H181V263H179ZM187 262V261H186ZM255 262H253V263H255ZM77 263V262H76ZM84 263V262H83ZM87 263V262H86ZM103 263H105L104 261H103ZM102 263V264H103ZM114 263V264H115ZM152 263H150V264H152ZM260 263V264H261ZM262 263V264H263ZM32 264H34V262L32 263ZM107 264V263H106ZM153 264H156V263H153ZM195 264V263H194ZM199 264V263H198ZM244 264V263H243ZM248 264V263H247ZM256 264V263H255ZM258 264H259V262H258Z\"/></svg>",
    "mask_w": 264,
    "mask_h": 264
}]
</instances>
